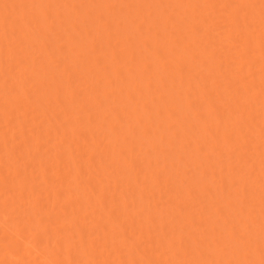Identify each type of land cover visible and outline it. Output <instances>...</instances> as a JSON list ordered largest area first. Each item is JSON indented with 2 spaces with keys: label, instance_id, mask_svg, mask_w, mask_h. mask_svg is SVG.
<instances>
[{
  "label": "bare ground",
  "instance_id": "bare-ground-1",
  "mask_svg": "<svg viewBox=\"0 0 264 264\" xmlns=\"http://www.w3.org/2000/svg\"><path fill=\"white\" fill-rule=\"evenodd\" d=\"M2 1V0H1ZM5 1L6 0H3V3L4 4H6L5 3ZM15 1V2H14ZM13 2H12V0H11V2H10V4L12 3L13 4V6H11V5H9L8 7H10L11 6V8L12 9H9L10 10V12H12V13H14V16H15V14H18V16H20L21 17V20L23 19V21L25 22L26 20V22L28 23H24L23 21V23H24V25L22 24V23H20V24H22V25H20L19 24V21H17V18L19 19V17L17 16V17H14L13 15H11V18L12 17H14V18H12V19H10V20H12V24H7V23H9V21L10 20H8V22L6 21V19H8V18H10V17H8V15H10V14H8V10H6L7 9V7H6V9L4 8L5 6L3 5V6H1L0 5V19H1V21H0V29H1V31L0 32H2L3 30V32L2 33H0V56H1V54H2V52L6 49V47L4 48V46H2V43L4 42V41H7L8 43H10L9 45H12V44H14L15 43V47L12 45L11 47H14V48H16L17 46H16V44L18 45V43L17 42H15V41H17V40H15L14 38V43H12V41H13V39H12V37H14V33H13V36L12 35H9L8 33V37L10 38L9 39V41L8 40H6V38H5V40H4V36L5 37H7L5 34L6 33H4L5 32V29L10 25V30H11V32L13 31V32H17V34L18 33H21L20 34V39H19V35H16L17 36V39H19L20 40V42L22 43V38H21V35H22V37H23V33L24 32H26V31H28L27 29L29 28L27 25H29V24H34V23H37V21H39V19H36L37 18V16H39V15H36L35 13H34V15L36 16V22L34 21V17H33V15H31L32 17H30V14L33 12V11H31V10H34L30 5L31 4H33L34 2H33V0H30V1H32L31 3H29V2H26L31 8H29V9H27L26 11H29L30 13H25L24 11V13L22 12V13H18V12H16L17 11V7H16V5L17 4H15L16 3V0H14ZM35 1V0H34ZM41 1V0H40ZM42 1H44V3H45V0H42ZM42 1H41V4H42ZM48 1V0H47ZM51 1V0H50ZM55 1V0H54ZM53 1V2H54ZM64 1H66V0H64ZM68 1H70V0H68ZM74 1V0H73ZM90 1V0H89ZM93 1V0H92ZM92 1H90V2H92ZM97 1V0H96ZM103 1H106V5H103L104 7L106 6V8H107V5H110V4H107V0H103ZM110 1V0H109ZM108 1V2H109ZM113 1V0H112ZM120 1H122V0H120ZM127 1V0H126ZM131 1V0H130ZM130 1L129 2H127L126 4H129L130 3ZM133 1V0H132ZM154 1H156V0H154ZM184 1H186L185 3H184ZM194 1V2H193ZM6 2H8V1H6ZM39 2V1H38ZM49 2V1H48ZM48 2H47V4H48ZM78 2V1H77ZM76 2V3H77ZM135 2V1H134ZM139 2H140V0H139ZM151 3L153 2L152 0L150 1ZM165 2V1H164ZM168 2V0H166V2H165V4ZM193 2V3H192ZM18 3V2H17ZM25 3V4H26ZM36 3V2H35ZM40 3V2H39ZM58 4H60L61 5V2L59 3V2H57ZM65 3H67V2H65ZM68 3H70V2H68ZM74 3V2H73ZM72 3V6H74V5H76V3H74L73 4ZM97 3H98V1H97ZM97 3H95V4H97ZM136 3V2H135ZM143 3H146V2H144L143 1ZM148 3V2H147ZM146 3V4H147ZM150 3V4H151ZM156 3H159L158 5H162L163 4V0H161L160 2H158V0H157V2ZM162 3V4H161ZM169 3H170V5H171V3H172V5H177L175 8H177V7H179L178 8V10H182V8H183V13L182 12H179L177 9H176V11H177V13H179V14H177L176 12H175V10L173 9V7H172V9L174 10V13L175 14H173V10L171 11L170 9V11H171V14H170V12L167 14V16L165 17L164 16V14H166L167 12H165L166 11V7H168V6H164L165 8V11H162V10H164V9H159L160 11H155V9L157 8L156 7V5L154 6V7H156L155 9H154V11H155V13L156 12H159L158 14H156V15H158V17H159V19H161V20H159L160 21V24H161V26L163 27V23H161L162 21L164 22V29H166V28H168V29H170V31L172 30V31H178L177 33L178 34H175L174 32L173 33H171L170 34V36H169V32H167L166 34L165 33H163L164 31L162 30V39H166V41H167V45L168 46H170V48H167V46H164L163 44H160V42L161 43H164V42H162L161 40L160 41H157V39L155 40H153L154 41V43H152V44H154V47H153V45L152 44H150V45H152V49H154V51L153 52H151V53H153V58H155V60L156 61H158L157 63H160V64H158L157 65V71L159 70V68H161V69H164L165 71L167 70V68H168V65L166 66V63L164 62V60H170V59H172L173 60V62H175V63H173L172 62V60H170L172 63H173V66H172V64H171V62H169V61H167L168 63H169V65L173 68L174 67V64H175V71L173 70V72H171V73H168V72H170V71H166L168 74H166L167 75V77H172L173 79H172V82L173 83H176L177 81H178V85L179 86H177V87H174V89H176V88H178L177 89V91L179 92V93H181V94H183V85L185 84L186 85V87L187 88H185L184 87V93L185 94H183V97H185V99L183 100V102H184V104H185V102H186V104H187V108L189 109V110H191V106H192V110H193V106H194V102L196 103V108H198V109H196L195 108V110H193L194 112H191V113H194L193 114V116L196 118V120H200V123L198 122H196L197 124H199L200 125V129H199V131L198 132H196V131H194L195 130V128H194V125L192 124H188V125H190V126H188V127H185V125H181V126H175V127H178V129H181V130H179V132L180 131H182V137H181V139H180V137L178 138V139H180L182 142H185V144L182 146V148H184L185 147V145L186 144H188L189 146L190 145H192V144H194L193 146L195 147L194 148V152H192L193 154H195V157H193V161L195 160V158L199 155V154H197L196 155V153H201V152H203L202 151V144H207V146L208 147H206V152H208L207 151V148H208V150H209V152L207 153V154H211V155H209L210 157L212 156L213 157V155H215V153H217V152H215V151H219V150H222V149H219V148H221V146L223 145H226L227 147H228V149H229V154H230V157L232 158V156H234V153L236 154V155H238L237 156V160L236 161H238V163L240 164V166H238L239 167V169H238V167H237V169H236V171H238V174H240L241 176H238L239 178H237L236 177V175H234V174H237V172L236 173H234V170H232L233 168H232V166H228L229 167V169L230 168H232L231 169V171L230 170H228L227 169V167H226V169L228 170V172L230 171L231 172V175L230 174H228V172H227V170L225 171V173H227V175H229V176H232V171H233V175H234V177L232 176V178H235V179H232V178H229L230 180H229V185L232 183H236L235 184V186H234V188L235 189H232V190H236V193H240L239 192V190H237L236 188H237V186H239L240 188H242V190L243 191H241V192H245L244 190L247 188V187H249V197L250 198H252L251 199V201L249 202L251 205H252V207H254V208H259L258 210V212H259V214H260V216L261 217H259L258 216V218H257V216H256V219H257V221H256V219H255V225L254 224H252V225H254L253 227H256V224H258L257 222H260V224H258L261 228H257V229H264V135L262 134V132L264 133V0H169ZM175 3V4H174ZM9 4V3H8ZM15 4V5H14ZM47 4H44V6L46 5V7L48 6ZM50 4V3H49ZM56 4V3H55ZM62 4H64V2L62 3ZM71 4V3H70ZM99 4V3H98ZM155 4V3H154ZM7 5V4H6ZM21 5V4H20ZM51 5V4H50ZM68 5V4H67ZM93 5H94V3H93ZM114 4L112 3L111 4V6H113ZM130 5L132 6V5H135V4H131L130 3ZM129 5V6H130ZM19 6V5H18ZM27 6V5H26ZM33 6V5H32ZM77 6V5H76ZM76 6H74L75 8H76ZM86 6V5H85ZM90 6H92V5H90ZM100 6H102V4L100 5ZM103 6L101 7V8H103ZM128 6V7H129ZM139 6L141 7L140 8V10H139ZM139 6H138V14H139V12L140 11H143V7H144V4H139ZM147 6V5H146ZM3 7V8H2ZM94 7V6H93ZM108 7H110V6H108ZM114 7H116V5L114 6ZM113 7V8H114ZM119 7V6H118ZM123 7V6H122ZM127 7V6H126ZM134 7V6H133ZM137 7V6H136ZM149 7H151L150 5H149ZM170 7V6H169ZM170 7V8H171ZM63 8V7H62ZM72 8V7H71ZM70 8V9H71ZM78 9H79V7H77ZM95 8H96V6H95ZM95 8H94V10H95ZM111 8V7H110ZM120 8V7H119ZM132 8V7H131ZM130 8V9H131ZM152 8V7H151ZM20 9V8H19ZM23 9H26V8H23ZM46 9V8H45ZM47 9H49V6L47 7ZM46 9V10H47ZM73 9V8H72ZM71 9V11H73ZM77 9V10H78ZM88 9H90V8H88L87 7V11H88ZM98 9V8H97ZM104 9V8H103ZM126 9V8H125ZM6 10V11H5ZM42 10V9H41ZM40 10V11H41ZM46 10H44L43 9V11H44V13L46 12H49V11H46ZM57 10V9H56ZM62 10V9H61ZM65 10V9H64ZM69 10V9H68ZM105 10H107V9H105ZM109 10V9H108ZM108 10H107V12H108ZM113 10V9H112ZM117 10V9H116ZM115 10V11H116ZM132 10V9H131ZM145 10V9H144ZM149 10V9H148ZM147 10V12L148 13H150V12H152L150 15H152V14H154L153 13V11L151 10V11H148ZM38 11V10H37ZM52 11H53V9H52ZM82 11V10H81ZM86 11V12H87ZM118 11V10H117ZM116 11V12H117ZM125 11V10H124ZM129 11V10H128ZM128 11L126 12V13H128ZM135 11V10H134ZM21 12V11H20ZM58 12V11H57ZM57 12H55L56 13V15H57ZM61 12V11H60ZM78 12V11H77ZM79 12H80V10H79ZM85 12V13H86ZM131 12V11H130ZM129 12V13H130ZM137 12V11H136ZM146 12V13H147ZM11 13V14H12ZM45 13V14H46ZM54 13V14H55ZM71 13V12H70ZM92 13V11H90V12H88V14L90 15ZM97 13V12H96ZM114 13V12H113ZM112 13V11H111V13H109V15L110 14H113ZM121 13V12H120ZM125 13V14H126ZM131 13H134V12H131ZM181 13V14H180ZM29 14V15H28ZM33 14V13H32ZM37 14H39V13H37ZM45 14H43L44 16H46ZM51 14H53V13H51ZM61 14V13H60ZM59 14V15H60ZM79 14H81V13H79ZM78 14V15H79ZM87 14V13H86ZM103 14H105V13H103ZM102 13H101V15H102V17L104 16ZM108 14V13H107ZM119 14V13H118ZM118 14H117V16H118ZM122 14H123V10H122ZM182 15L181 17H183V16H185L186 15V17H183L182 18V20H179V22L181 21V23H186V21H189L188 23V26H187V28L188 29H190L191 31H189L188 29V31H189V33L185 30L184 31V33L183 32H179L180 31V29L183 31L184 29L183 28H179V26L177 25V23L176 22H172L171 20L173 19V17H174V19H175V16L177 17V15ZM41 15V14H40ZM63 15V14H62ZM74 15L76 16V12H75V10H74ZM73 15V16H74ZM98 16H99V13L97 14ZM136 15V14H135ZM134 15V16H135ZM141 15H143V13L141 14ZM149 15V14H148ZM175 15V16H174ZM81 16H83V15H81ZM107 16V15H106ZM105 16V17H106ZM114 16V15H113ZM112 16V17H113ZM124 16H126V15H124ZM123 16V17H124ZM130 16V15H129ZM144 16V15H143ZM27 17V18H26ZM59 17V16H58ZM89 17V16H88ZM97 17V16H96ZM96 17H93V18H95L94 19V21L96 20ZM110 17V16H109ZM131 17V16H130ZM136 17V16H135ZM145 17V16H144ZM152 17H153V19H152ZM40 18V17H39ZM42 18V17H41ZM46 18H48V17H46ZM74 18H76V17H74ZM83 18V17H82ZM104 18V17H103ZM108 18V17H107ZM114 18V17H113ZM119 18H121V17H119ZM118 18V19H119ZM71 19V18H70ZM79 19V18H78ZM88 19V18H87ZM98 19H100L99 17H97V20ZM105 19V18H104ZM126 19V18H125ZM146 19H148L147 18V15H146ZM145 19V21H146V23H148L147 22V20ZM152 19V21L153 20H156V19H154V15H152L151 17H150V20ZM20 20V19H19ZM46 20H48V19H46ZM61 20V19H60ZM65 20V19H64ZM64 20H62V21H64ZM112 20H115V19H112ZM121 20H123V19H121ZM134 21V19L132 18L131 19V21ZM176 20V19H175ZM175 20H173V21H175ZM71 21V20H70ZM78 21V20H77ZM83 21V20H82ZM93 21V20H92ZM94 21L92 22V23H90V24H93L94 23ZM111 21V20H110ZM129 21V20H128ZM137 21H138V19H137ZM141 21H143V17L141 18V20L140 21H138V23L139 22H141ZM7 22V23H6ZM45 22H47V23H49V27H48V29L49 28H51V24H50V22H48V21H45ZM74 22H75V19H74ZM73 22V23H74ZM87 22V21H86ZM96 22V21H95ZM102 22V21H101ZM118 22H120V21H118ZM117 22V23H118ZM135 22V21H134ZM52 23V22H51ZM65 23V22H64ZM68 23V22H67ZM71 23V22H70ZM71 24V25H73V26H71L73 29L75 28L76 29V27L78 26L79 27V25H77L76 26V22H75V25L74 24ZM84 23V22H83ZM99 23V22H98ZM97 23V24H98ZM103 23H106V21H103ZM103 23L101 24V26L103 25ZM116 23V22H115ZM115 23H112L113 25L115 24ZM136 23V22H135ZM151 25H152V28L153 27H155V26H153V24L155 25L156 23H157V20H156V22L154 21V23L153 22H149ZM26 24V25H25ZM39 24V23H38ZM59 24V23H58ZM61 24H63L62 22H61ZM96 24V25H97ZM112 24H110V25H112ZM134 24V23H133ZM141 24H143L144 25V23L142 22V23H140V24H137L138 25V27H139V25L141 26V28H143L142 27V25ZM150 24L149 25H144L145 27L144 28H150L151 29V26H150ZM158 24H159V22H158ZM180 24V23H179ZM8 25V26H7ZM18 25H20L19 27H18ZM41 25V24H40ZM46 25V24H45ZM44 25V26H45ZM54 24H52V26H53ZM99 25V24H98ZM98 25H97V27H96V30H100V29H98ZM112 25V27L114 28V30L116 29L115 28V26H113ZM118 25V24H117ZM119 25H121L120 23H119ZM127 25V24H126ZM125 25V26H126ZM181 25V24H180ZM25 26H27L28 28H26ZM60 26V25H59ZM90 26V25H89ZM100 26V27H101ZM104 26V25H103ZM122 26V25H121ZM132 26V25H131ZM135 26V25H134ZM31 27V26H30ZM42 27V26H41ZM54 27V26H53ZM63 27H64V25H63ZM69 27V26H68ZM95 27V26H94ZM99 27V28H100ZM135 27H137V26H135ZM134 27V28H135ZM158 27V26H157ZM156 27V28H157ZM160 27V26H159ZM182 27V26H181ZM184 27V26H183ZM20 28V29H19ZM31 28H34L33 26L31 27ZM40 28V27H39ZM65 28V27H64ZM84 28V27H83ZM87 28V27H86ZM89 28V27H88ZM90 28H92V27H90ZM104 27H102V29H103ZM107 28V27H106ZM120 28V27H119ZM133 28V29H134ZM140 28V29H141ZM8 28L6 29V30H8V32L10 31ZM30 29V28H29ZM44 29V28H43ZM51 29H54V28H51ZM60 29V28H59ZM58 29V30H59ZM71 29V28H70ZM82 29V28H81ZM93 29V28H92ZM126 29H127V27H126ZM126 29H123L124 30V32H123V35L120 33L119 35H120V37H122V38H120V39H117V41H116V38L115 37H113V35H114V33H113V35H112V33L111 34H108L109 32L107 31V29L105 30L106 31V33L108 34H106L105 36H108V38H109V41H107V39H106V41H107V45H109V44H111L112 45V43L110 42V40H111V38L110 37H112V38H115V41L116 42H118L120 45H122V46H124V45H127V43L125 44V43H122V42H125L126 41V39L129 41L131 38H129L130 36V34L128 35V32H126L127 30ZM128 29H130V28H128ZM136 29V28H135ZM135 29H134V31H135ZM159 29V28H158ZM35 30H36V28H35ZM37 30H38V28H37ZM39 30H41V29H39ZM47 30V29H46ZM77 30V29H76ZM86 30V29H85ZM85 30H83L84 31V33L86 32ZM95 30V29H94ZM109 30V29H108ZM119 30V29H118ZM121 30H122V28H121ZM136 30H138V28L136 29ZM142 30V29H141ZM146 30V29H145ZM148 30V29H147ZM146 30V31H147ZM155 30H157V29H155ZM19 31V32H18ZM32 31H34V30H32ZM45 31V30H44ZM43 31V32H44ZM48 31H50V29L48 30ZM73 31H75V30H72V35H73ZM80 31V30H79ZM83 31H81V32H83ZM140 31V30H139ZM146 31H144L145 33V39L148 37L146 34ZM161 31V30H160ZM51 32V31H50ZM58 32V31H57ZM68 32H70V31H68ZM80 32V33H81ZM141 32V31H140ZM143 32V31H142ZM141 32V33H142ZM148 33H149V31H147ZM152 32H153V29H152ZM158 32V30L155 32H153V34L155 33H157ZM187 32V33H186ZM28 33V35H29V33H30V31H28L27 32ZM27 33H25L24 34V38H23V40H25V37H27V36H25ZM32 33V32H31ZM35 33V32H34ZM77 33V32H76ZM92 31H90L89 29H87V32H86V35H88V37L86 36V38L88 39V38H93L94 37V35L92 36V37H90L91 35H92ZM97 33H100V31L98 32H96V35H97ZM102 33V32H101ZM159 33V32H158ZM156 34L155 36L156 37H158V35H161V33L160 34ZM37 34V33H36ZM41 34H42V32H41ZM45 35L46 34H48L49 35V32L48 33H44ZM70 34V33H69ZM68 34V35H69ZM83 34V33H82ZM105 34V33H104ZM134 34V33H133ZM139 34V33H138ZM173 34H175V35H177L178 37H177V39H176V37L173 35ZM31 35V34H30ZM37 35H39V34H37ZM71 35V34H70ZM74 35H75V33H74ZM78 35V34H77ZM122 35V36H121ZM131 35H132V33H131ZM137 34H134V36H136ZM152 35V34H151ZM183 35V36H182ZM42 36V35H41ZM63 36V35H62ZM61 36V37H62ZM76 36V35H75ZM74 36V37H75ZM98 36H99V34H98ZM115 36V35H114ZM117 36H118V34H117ZM133 36V37H134ZM139 36V38L141 39V36L140 35H138ZM144 36H143V38H144ZM147 36V37H146ZM173 36H174V38H173ZM183 37V38H181L180 40L178 39L179 37ZM29 37V36H28ZM48 37V36H47ZM57 37V36H56ZM59 37H60V32H59ZM66 37V36H65ZM74 37H72V38H74ZM96 37L97 36H95V38L93 39V40H90V39H88V40H90V42H91V44H92V47H95V44L98 42H96ZM100 37H101V35H100ZM151 37H153V36H151ZM30 38V37H29ZM34 38H35V36H34ZM44 38V37H43ZM67 38H68V36H67ZM70 38H71V36H70ZM72 38H71V40H72ZM76 38V37H75ZM79 38V37H78ZM78 38H76L77 40H78ZM106 37H104L103 39H105ZM123 38H126L125 40H123ZM137 38V37H136ZM142 38V40H138V41H143L144 39ZM148 38H150V37H148ZM147 38V41H143L142 42V45H143V43H144V45H145V47L144 46H142V48L144 47V48H146V47H148L149 48V46L150 45H148L149 43H151V42H149V41H151V40H149ZM159 38V37H158ZM8 39V38H7ZM12 39V41H10ZM61 39V38H60ZM60 39H58L57 38V40H59V41H61ZM86 39V40H87ZM135 39V38H134ZM151 39V38H150ZM161 39V38H160ZM174 39V40H173ZM18 40V41H19ZM28 41L30 40V39H27ZM32 40V39H31ZM35 40V39H34ZM48 40V39H47ZM51 40V39H50ZM63 40V39H62ZM70 40V39H69ZM68 39H67V41H69ZM77 40H76V44H77ZM101 40V39H100ZM136 40V39H135ZM188 40V41H187ZM39 41V40H38ZM54 41V40H53ZM64 41V40H63ZM66 41V40H65ZM82 41V40H81ZM104 41V40H103ZM105 41V42H106ZM130 41H132V40H130ZM156 41V42H155ZM165 41V42H166ZM187 41V42H186ZM6 42V43H7ZM19 42V43H20ZM27 42V41H26ZM62 42V41H61ZM72 43H73V41H71ZM96 42V43H95ZM187 43L186 45H182V44H184V43ZM29 43V42H28ZM39 43H40V41H39ZM43 43H45V42H43ZM42 43V44H43ZM47 43V42H46ZM81 43V42H80ZM82 43H83V41H82ZM87 43V42H86ZM100 43V42H99ZM99 43H97V44H99ZM140 43V42H139ZM138 43V44H139ZM182 43V44H181ZM24 44V43H23ZM37 44V43H36ZM49 43H47V45H48ZM70 44V43H69ZM75 44V45H76ZM101 44H103V43H100V45ZM124 44V45H123ZM130 44H132V43H130ZM165 44V45H166ZM181 45V49H180V45ZM4 45H5V43H4ZM31 45V44H30ZM41 47L43 46V45H41V44H39ZM39 45H37L38 47H39ZM62 45V44H61ZM63 45L65 46L66 44L65 43H63ZM73 45H74V43H73ZM88 45V46H87ZM87 45H85V46H87V48L89 47V44H87ZM98 46V47H100L101 48V46ZM113 45H115V43L113 42ZM137 45V44H136ZM136 45H135V48H136ZM148 45V46H147ZM172 45H174L175 47H171ZM6 46V45H5ZM24 46V45H23ZM66 46H68V45H66ZM79 46H80V44H79ZM105 46V45H104ZM128 46V45H127ZM138 46V45H137ZM163 46V47H162ZM10 47V46H9ZM11 47L9 48V49H7V50H5V53H4V55H8V54H6V52L9 50V55L8 56H12V54H16L17 55V53L16 52H14V51H12V53H11ZM19 47V46H18ZM28 47V46H27ZM45 47V46H44ZM47 47H49V46H47ZM50 47H51V44H50ZM81 47V46H80ZM80 47L78 48V47H71L70 49L71 50H73V48H74V51H75V49L76 48H78V49H80ZM111 47V46H110ZM138 47H140V45L138 46ZM151 47V46H150ZM179 47V48H178ZM191 47L193 48L192 50H191ZM3 48V49H2ZM22 47L20 46V49H21ZM43 48V47H42ZM57 48V47H56ZM67 48V47H66ZM82 48V47H81ZM86 48V49H87ZM89 48H91V47H89ZM88 48V49H89ZM96 48V47H95ZM105 48H107V46L105 47ZM125 48H127V47H125ZM159 48H160V50L162 51V54H160V52L158 51L159 50ZM178 48V50H177V52H176V49ZM13 49V48H12ZM17 49V48H16ZM19 49V48H18ZM23 49V48H22ZM27 48H25V50H26ZM31 49V48H30ZM34 49V48H33ZM35 49L37 50V48L35 47ZM45 49V50H44ZM43 50L44 51H46V47L44 48ZM115 49V48H114ZM151 49V48H150ZM227 49H229V51L227 50ZM3 50V51H2ZM25 50H23L22 52H26ZM58 50V49H57ZM70 50V51H71ZM82 50H84V49H82ZM95 50V49H94ZM105 50V49H104ZM112 50V49H111ZM122 50H126V49H122ZM130 50V51H129ZM128 51L131 53H133L134 51L133 50H131V49H129ZM146 50H147V48H146ZM224 50H226V51H224ZM19 51V50H18ZM33 51V50H32ZM66 51V50H65ZM67 51H69V50H67ZM78 51H80V50H78ZM87 52L88 51H90V50H86ZM101 51V50H100ZM106 51H108L107 49H106ZM105 51V52H106ZM117 51H119V49L117 48ZM127 51V50H126ZM136 51V50H135ZM21 52V53H22ZM28 52H29V50H28ZM37 52V51H36ZM40 51H38V53H39ZM47 52V51H46ZM62 52V51H61ZM98 52H99V50H98ZM102 52V51H101ZM139 52V51H138ZM148 52H149V50H148ZM149 52V53H150ZM229 52V53H228ZM20 53V52H19ZM30 53V55H32L31 54V52H29ZM34 53H35V51H34ZM42 53V52H41ZM38 54V55H42V54ZM80 53V52H79ZM79 53H77L78 55H79ZM90 53H92V51L90 52ZM109 53V52H108ZM123 53V52H122ZM135 53V52H134ZM145 54H146V52H144ZM143 53V54H144ZM148 53V54H149ZM224 53H226L225 55H224ZM37 54V53H36ZM48 54V53H47ZM58 54V53H57ZM82 54H83V56H84V52L83 53H81V57H83L82 56ZM89 54V53H88ZM110 54H111V51H110ZM116 54L117 53H115V51H112V54H111V56H112V59H114L115 58V56H116ZM119 54V53H118ZM140 54H141V52H140ZM175 54V56H173ZM37 55V56H38ZM51 55H52V53H51ZM54 55V54H53ZM68 55H70L69 53H68ZM85 55H86V53H85ZM92 55V54H91ZM90 55V56H91ZM101 55H103L102 53H101ZM105 55V54H104ZM109 55V54H108ZM119 55H121V54H119ZM124 55V53L121 55V56H123ZM128 55V54H127ZM126 55V52H125V57L127 56ZM131 55V54H130ZM147 55V54H146ZM22 57L24 56L25 57V54L24 55H21ZM33 56H34V54H33ZM35 57V58H38V57ZM48 56V55H47ZM50 56V55H49ZM49 56H48V59H49ZM72 57H74L73 56V54L71 55ZM87 56V55H86ZM90 56H87L88 57V59H90ZM97 55H95V57L94 56H92V57H94L95 59H93L92 58V61L93 60H95V62L97 61V62H99V60L100 59H103V57L102 56H97ZM118 56V55H117ZM129 56V55H128ZM132 56H134V55H132ZM132 56H129V57H131L132 58ZM139 57H140V55H138ZM145 56V55H144ZM222 56V57H221ZM2 57H3V55H2ZM5 57H7V56H5ZM5 57H4V62H7V61H5L7 58L9 59V62H12L14 59H15V57L17 58V56H13V57H7L6 59H5ZM19 57H20V55H19ZM17 58V62H20V65H19V63H18V66H17V62H12V63H14V66H15V64H16V66L15 67H13V68H16V70H17V72L16 71H14L13 73L15 74V76L16 77H14V78H12L10 75L12 74V73H10V71H12V70H15V69H11L10 71H9V73H10V77L13 79V81H11V83L13 82V85L11 86V85H9V86H11V89H10V91H12V89H14V91H13V93L14 92H17V90L20 92V93H23V94H25V95H27L26 94V92H23L22 90V92L19 90V89H17L18 87H20L21 86V82H22V80L20 81L19 80V76L20 75H17V74H19L20 73V71H21V69H22V67H20V68H18L19 66H22V64L23 63H21L22 61H24V59L23 60H21L20 58ZM26 57H28V55L26 56ZM25 57V58H26ZM31 57V56H30ZM29 57V58H30ZM33 57V58H34ZM43 57V59H44V55L42 56ZM51 57V56H50ZM65 57H66V55H65ZM77 57V56H76ZM120 57V56H119ZM138 57V58H139ZM141 57H143V55L141 56ZM146 57V56H145ZM148 57V56H147ZM149 57H150V55H149ZM12 58V60H10ZM33 58H30V59H32V61H33V64H34V61L36 60V59H34L33 60ZM39 58H40V56H39ZM135 59H136V57H134ZM144 58V57H143ZM143 58L141 59V61L143 60ZM170 58V59H169ZM221 59V63H220V60L219 59ZM223 58H225V59H227V60H222ZM7 59V60H8ZM19 59L21 60V61H19ZM42 59V60H43ZM55 60L57 59L56 57L54 58ZM59 59V58H58ZM57 59V60H58ZM68 59V58H67ZM66 59V60H67ZM86 59V58H85ZM85 59H83V60H85ZM110 59H111V57H110ZM121 59H123V57L121 58ZM120 59V60H121ZM134 59V60H135ZM145 59V58H144ZM152 59V58H151ZM150 59V60H151ZM1 60L2 59H0V62H1ZM46 60H47V57H46ZM50 60H53V59H50ZM61 60V59H60ZM71 60H72V58H71ZM75 61H76V59H74ZM74 60H72L73 62H74ZM105 61H106V59H104ZM104 60H102V62L104 61ZM115 60V59H114ZM114 60H112V61H114ZM119 60V59H118ZM127 60V59H126ZM126 60H123V61H126ZM130 60H132V59H130L129 58V62H133V61H130ZM137 60V59H136ZM148 60H149V58H148ZM154 60V59H153ZM152 60V61H153ZM26 61L28 62V59L26 58ZM30 61V60H29ZM36 61H38V60H36ZM48 61V60H47ZM63 61V60H62ZM78 61H79V63H80V60H79V58H78ZM101 61V60H100ZM104 61V62H105ZM108 61H110L109 60V58H108ZM138 61V63H143L144 64V62H140L139 60H137ZM156 61H153V63H156ZM219 61V62H218ZM226 63L227 62V64L230 66V64H231V62H229V61H232V64H233V62L235 63V67L233 66V68H235V69H233V70H231L229 67V69L228 68H226L225 67V65H227V64H224V62ZM3 62V63H4ZM8 62V63H9ZM27 62H24V63H26L27 64ZM31 62V61H30ZM42 62V61H41ZM81 62H82V60H81ZM88 62H91V61H89L88 60ZM87 62V64H89ZM116 62V61H115ZM115 62H114V66H115ZM127 62V61H126ZM128 62V63H129ZM136 62V61H135ZM148 62V61H147ZM222 62H223V64H222ZM229 62V63H228ZM3 63H0V67H2V64ZM8 63H5L6 65H8V66H11V65H9ZM47 63V62H46ZM45 63V64H46ZM49 63L51 64V61H49ZM48 63V64H49ZM52 63H54V62H52ZM57 63V62H56ZM72 63V62H71ZM84 63V62H83ZM93 63H94V61H93ZM101 63V62H100ZM106 63H108V62H106ZM119 63V62H118ZM117 63V64H118ZM122 63V65H123V62H121ZM121 63L119 64V65H121ZM150 63H152V62H149L148 63V65H149V67H150ZM152 63V64H153ZM167 63V64H168ZM29 64V63H28ZM32 64V63H31ZM50 64H49V66H50ZM87 64H85V65H87ZM98 64L99 63H96V64H93L92 66H93V68L95 67L96 69H98L97 71H99V72H102V70H100L99 68V66H98ZM104 64V63H103ZM116 64V65H117ZM124 64H126V63H124ZM130 64V63H129ZM128 64V65H129ZM132 64V63H131ZM129 65L128 67H129V69H132L131 68V66L133 67H136L135 66V64H133V65ZM145 64H147V63H145ZM144 64V66H145V70H147L146 68H147V65H145ZM196 64L199 66L200 65V67L203 69H199L198 70V68H196L197 66H196ZM220 64H222V65H220ZM37 65V64H36ZM44 65V64H43ZM43 65H42V67H43ZM56 64H54L53 66L54 67H56V68H58L57 66H59V63L57 64V66H55ZM68 64H66L65 66H67ZM71 65V64H70ZM69 65V66H70ZM84 65V64H83ZM100 65H102V64H100ZM108 65V64H107ZM107 65H105L104 64V68L105 67H107ZM110 65V64H109ZM119 65H118V67H119ZM137 65V64H136ZM161 65V66H160ZM181 65L184 67L185 65H188V66H185V68L183 69L182 67H181ZM224 65V66H223ZM227 65V66H228ZM4 66V65H3ZM13 66V65H12ZM34 66H35V64H34ZM52 66V67H53ZM60 66H62V65H60ZM74 66V65H73ZM73 66H71V68L70 69H72L74 72L77 70V68L74 70L72 67ZM79 66V65H78ZM77 66V67H78ZM80 66H81V64H80ZM80 66H79V68H80ZM89 66H91V64H89ZM101 66V68H103ZM124 66V65H123ZM140 66V65H139ZM152 67H151V69L152 68H154V66L153 65H151ZM156 66V65H155ZM191 66V67H190ZM212 66H216L215 67V70L217 71V72H219V74H220V72L221 71H223V70H225L223 67H225L226 68V71H224V73H222V76H221V74L219 75L218 73V76L220 77L221 76V78H222V83H221V80L220 79H216L215 77V80L217 81L216 83L213 81V76H217V75H215V73H212V72H216V71H213L212 69H214V67H212ZM220 66H222V68H220ZM5 67V68H4ZM3 68V70H2V68H0V80L2 81L3 80V78L5 77V72L4 71H7L9 68H11V67H8V69H6L7 67L6 66H4ZM25 66H24V64H23V68H24ZM27 67H29V65H27L24 69H26ZM37 67V66H36ZM44 67H48V66H44ZM68 67V66H67ZM74 67H76V65L74 66ZM87 67V66H86ZM99 67V68H98ZM109 67V66H108ZM110 67H112L113 68V66H110ZM116 67V66H115ZM117 67V68H118ZM167 67V68H166ZM189 67H190V69H189ZM207 69H205V68ZM56 68H54V69H56ZM61 68V67H60ZM122 68V67H121ZM166 68V69H165ZM170 68V67H169ZM191 68H193V70L192 71H190L191 70ZM6 69V70H5ZM18 69H19V71H18ZM30 69V68H29ZM32 69H33V66H32ZM31 69V70H32ZM44 69V68H43ZM49 69V68H48ZM48 69H46V70H48ZM62 69H63V67H62ZM62 69H61V72H62ZM83 69V68H82ZM95 69V70H96ZM107 69H109V68H106V70ZM127 69V68H126ZM125 69V71H124V68H122V71H123V74L122 75H125V73L124 72H126V71H129V70H126ZM135 69H137L138 70V68H134V69H132V70H134L135 72H136V74H137V76L138 77H140L139 75H140V73H139V75H138V73H137V71L135 70ZM171 69V68H170ZM189 71V72H187V70ZM222 69V70H221ZM27 70V69H26ZM22 71V73H21V75L23 76V72H25V73H28L27 71ZM36 70V69H35ZM40 70V69H39ZM38 70V71H39ZM56 70H58V69H56ZM72 70H70V72L72 71ZM90 70L92 71V68L90 67ZM89 70V71H90ZM106 70H104L103 69V71H105L106 72ZM114 69H112V72H114L113 71ZM145 72V70H144V67H143V69H141V73L143 72V71ZM169 70V69H168ZM172 70V69H171ZM185 70V71H184ZM29 71V70H28ZM34 70H32V72H33ZM43 71V70H42ZM65 70H63V72H64ZM68 71V69L64 72V74L65 73H69V72H67ZM85 71V70H84ZM88 71V70H87ZM90 71V72H91ZM96 71V72H97ZM108 71V70H107ZM116 71H117V69H116ZM118 71H121V69L120 70H118ZM117 71V72H118ZM139 71H140V69H139ZM157 71H156V69L154 70V73H153V69H152V72H151V75L153 74V75H155L156 73H157ZM160 71H163V70H160ZM165 71H164V73H165ZM204 71H206V72H204ZM32 72L31 73H28L27 75H31V78L33 77L32 76ZM40 72V71H39ZM49 73H53V72H50V70L48 71ZM58 72V71H57ZM63 72L61 73V74H63ZM73 72V73H74ZM81 72V71H80ZM111 72V71H110ZM110 72H107L108 74L110 73ZM116 72V73H117ZM131 72H133V71H131ZM150 72V71H149ZM156 72V73H155ZM185 72H187V74H185ZM7 73H8V71H7ZM7 73H6V75H7ZM34 73V72H33ZM44 73H45V70H44ZM49 73L47 74V73H45V74H47V75H49ZM72 73V74H73ZM76 74H74V76L75 75H77V74H79V72H75ZM106 73V74H107ZM115 73V72H114ZM114 73H113V75H114ZM121 73V72H120ZM127 73H129V72H127ZM126 73V74H127ZM147 73H148V71H147ZM147 73H146V75H147ZM14 74H12V75H14ZM39 74V73H38ZM40 74H41V72H40ZM45 74H43V72H42V80L40 79L41 78V76H40V85H36V87L37 86H40L39 88H37V90H36V92L35 93H37V94H35V95H38L39 96V98H38V96H37V98L38 99H40V97H45L46 98V107H47V105L48 104H50V103H48L47 104V101L49 102V101H51L52 100V98H54V101H55V103H58V102H60L59 100H61V102L63 101V97L62 98H60L59 96H60V91L62 90V91H65V92H67V93H65L64 92V95L65 96H70L72 99H73V97H74V91H70L71 89L72 90H75V91H77V90H79L78 88H75V87H77L78 85H76V86H73L75 89H73L71 86L72 85H70L71 83H69V82H66V79L68 80V78L66 77V79L65 78H62V80L63 79H65V81H62V82H66L67 84H68V87L67 88H64V90L61 88V85H60V83H57L56 81H57V77L59 76H54V74L52 75V74H50L49 75V77H50V80H48V81H50V82H53V83H55L56 85L54 86H50V88H49V90L48 89H45V88H43V86H45L46 84V82H47V76L45 77ZM58 74H60V73H58ZM82 74V73H81ZM84 74V73H83ZM90 74V73H89ZM88 74V75H89ZM92 74V73H91ZM104 74V72L102 73V75ZM132 74V73H131ZM150 74V73H149ZM210 74H212V79H211V77H210ZM226 74V75H225ZM4 75V76H3ZM26 75V74H25ZM56 75V74H55ZM99 75V74H98ZM98 75H96V77H98ZM102 75H100V77L102 78ZM117 75V74H116ZM119 75V74H118ZM118 75L117 76H115L114 75V78L116 77V81L118 80V78L119 79H121V80H119L121 83H124V79H122V78H120V77H118ZM144 75H145V73H144ZM159 75H161V74H159ZM168 75H171V76H168ZM259 75V76H258ZM37 76V75H36ZM44 76V77H43ZM64 76V75H63ZM62 75H60L59 77H63ZM67 76V75H66ZM84 76V75H83ZM83 76L81 75V77H80V74L78 75V77H80L81 79H83ZM91 76V75H90ZM126 76H128V75H125L124 77H125V79L127 78V79H129L128 77H130V76H128V77H126ZM143 76V75H142ZM9 77V78H10ZM26 77H28V76H26ZM30 77V76H29ZM28 77V78H29ZM72 76H70V78H71ZM76 77V76H75ZM78 77L77 78H74V79H78ZM99 77V78H100ZM123 77V78H124ZM146 78L148 77V76H145ZM154 77H156V76H154ZM162 76H160V78H161ZM164 77H165V75H164ZM188 77H191V78H189V80H188ZM219 77H217V78H219ZM5 78H7V77H5ZM44 78H46L45 80H46V82L44 81ZM70 78H69V80H70ZM92 78V77H91ZM93 78H95V77H93ZM105 78V77H104ZM106 78H107V76H106ZM108 78H110V76L108 77ZM113 78V77H112ZM111 78V79H112ZM131 78V77H130ZM136 78V77H135ZM146 78L145 79H143V77H141V79H143V80H146ZM149 78V77H148ZM159 78V77H158ZM159 78V79H160ZM11 79V80H12ZM20 79H22V77L20 76ZM24 80H25V78H23ZM37 79H38V77H37ZM96 79V78H95ZM111 79H110V82H111ZM150 80H151V78H149ZM153 79V78H152ZM186 79L188 80V84H187V82H185L186 81ZM30 80V79H29ZM33 80H34V77H33ZM84 80V79H83ZM91 80V79H90ZM102 80H104L103 78H102ZM109 80V79H108ZM137 80V79H136ZM140 80V79H139ZM158 80V79H157ZM169 80V79H168ZM7 81V80H6ZM26 81H27V79H26ZM31 82H33L32 80H30ZM29 81V83L28 84H30L31 82ZM59 81V80H58ZM81 81V80H80ZM80 81H79V83H80ZM86 81V80H85ZM133 81V80H132ZM131 81V82H132ZM152 81V80H151ZM151 81H150V83L146 80V83L148 82V84H147V88L149 89V88H151V87H153V85H155V83L154 84H152L153 82H155V81H153L152 83H151ZM166 81V80H165ZM227 81V83H225V86H224V83L223 82H226ZM73 82H74V80H73ZM89 82V81H88ZM91 82V81H90ZM90 82H89V84H90ZM96 82L98 83V80H96ZM100 82V81H99ZM102 82H106L107 83V81H102ZM109 82V81H108ZM113 82V81H112ZM126 82H128V81H126ZM125 82V83H126ZM130 82V81H129ZM130 82V83H131ZM137 82V83H136ZM142 82V81H141ZM170 82V81H169ZM171 82V83H172ZM232 82H234L233 84H231ZM26 83V82H25ZM24 83V84H25ZM48 83V82H47ZM53 83H49V84H53ZM78 83V84H79ZM84 83V82H83ZM83 83H80L81 85H84ZM114 86L116 87V84L118 85L119 83L117 82L116 84H115V80H114ZM124 83V84H125ZM133 83H136V84H133L134 85V87H135V90H139V94H138V91H137V100L139 99V97L140 96H144V97H146L147 95H146V93H144L143 92V89L145 90V87L143 86V89H142V85L140 86V81L138 82V80L137 81H134ZM142 83H144V82H142ZM146 83H145V85H146ZM3 84L5 85V79L2 81V84L0 83V90L1 89H3V90H1V91H4L5 92V89H4V87L5 86H3ZM24 84H22V86L24 85ZM34 84V86H35V83H33ZM36 84H37V82H36ZM63 84H65V83H63ZM62 84V85H63ZM75 84V83H74ZM79 84V85H80ZM156 84H157V82H156ZM176 84V85H177ZM80 85V86H81ZM88 84H86L84 87H80V91L82 90L81 88H83V90L84 89H86ZM95 85V84H94ZM93 85V86H94ZM99 85V84H98ZM97 85V86H98ZM133 85H132V87H130V88H133ZM158 85V84H157ZM157 85H155V87H157ZM165 85V84H164ZM166 85H169V84H166ZM173 86L175 85V84H172ZM184 85V86H185ZM9 86H7V87H9ZM20 87L21 89H24V86L23 87ZM28 86H30V85H28ZM32 86V85H31ZM65 86V85H64ZM67 86V85H66ZM93 86H92V90L94 91V89H93ZM103 86H104V84H103ZM109 86V85H108ZM111 86V85H110ZM113 86V87H114ZM129 86H131V84L129 85ZM159 86H161V85H159ZM170 86H171V84H170ZM173 86H172V88H173ZM238 86V87H237ZM49 87V86H48ZM79 87V86H78ZM86 87V88H85ZM104 87H106V86H104ZM120 87V84L118 85V88ZM122 87H123V85H122ZM127 88H129L128 86H126ZM155 87H153V91H151L152 92V94H154L155 93V90H158V88H155ZM162 87V86H161ZM235 87H237V88H235ZM16 88V89H15ZM27 88V87H26ZM30 88V87H29ZM96 88V87H95ZM101 88V87H100ZM112 88V87H111ZM163 88V87H162ZM8 89V88H7ZM32 89H35V88H33V86H32ZM31 88H30V90L33 92V90H32ZM88 89V88H87ZM98 89V88H97ZM97 89H95V90H97ZM103 89V88H102ZM113 89V88H112ZM112 89H110L109 90V92H111V90ZM116 89V88H115ZM114 89V90H115ZM120 89V88H119ZM124 89V88H123ZM155 89V90H154ZM169 89H170V87H169ZM168 89V90H169ZM173 89V91L175 92L176 90H174ZM186 89V90H185ZM209 89V90H208ZM233 90L232 92L234 93V95H233V93H231V91L230 90ZM9 90V89H8ZM28 91H29V89H27ZM88 90H90V88L88 89ZM85 91V92H90V91ZM91 90V91H92ZM105 90V88L102 90V91H104ZM114 90H112V92L114 93L115 91ZM127 90H129L128 92H127ZM126 90V92L128 93H124L125 95H126V97L128 98V99H126L125 97H124V99H126V100H124L123 101V98H122V100L121 99H118V98H116V96H118L116 93H117V91L115 92V96L114 95H111V97L113 96V98H114V100H113V104L112 105H115V104H119V106H121L120 105V101H119V103L117 102V103H115L116 101H118V100H121V101H123L122 103H123V109L127 106L126 104H125V101H126V103H128V101L129 102H132V94L134 95V93L135 92H133L132 93V91H135V90H132V91H130V89H127ZM163 90V89H162ZM167 90V89H166ZM166 90H165V92H166ZM217 90H218V93H217ZM108 91V89H106V92ZM120 91H122V90H120ZM124 91V90H123ZM192 91H195L196 93H198L197 95H196V93H194V94H192L193 92ZM225 93V92H228V95L225 93V95H227V99H225V98H223L224 97V95H222V98L224 99H220V96H221V93L222 94H224L223 92ZM230 91V92H229ZM84 92V91H83ZM82 92V93H83ZM109 92H108V94H109ZM111 92V93H112ZM119 92V91H118ZM146 92H148V90H146ZM150 92V93H151ZM169 92V91H168ZM220 92V93H219ZM8 93L9 92H7V94L5 93L4 95L6 96V97H4V95L2 96V94L0 95V96H2L1 98H0V121H3V124L5 123L6 124V129L8 128V130L6 131V129L4 130L3 129V127H2V129L4 130V132L2 131V129H1V131L2 132H0V168L4 165L3 163H6V162H19V159L20 158H22V159H24L25 157H23V155H27L29 152H31V150H28L29 149V143H32V145H35V148H32V152L31 153H33L32 155H30L31 157H28V158H32V159H26V160H29V162H30V164L32 165V162H35L36 161V158H34V157H36L37 155H38V153H39V151L41 150V147H42V145H46V143L48 142L47 140V142L45 141V144H42V142H43V140H42V137H41V135L42 136H45V137H51V136H49V134H48V136L46 135V134H44V133H46L45 131H47V132H49V133H51L52 132V130L54 131V128L53 129H51L52 128V126H53V124H54V121L56 122V120H54L53 121V119H52V116L53 115H51V117H50V114H49V116L48 117H45V114L46 113H43L42 111V113L43 114H41L46 120L48 119V125H43V126H46L45 128H44V133L41 131H37L38 129H39V127H41V125L44 123L43 122V120H42V122L43 123H40V125H39V127H38V123H35V124H32L31 125V122L29 123L28 122V117L27 116H29V118L32 116H30V114H33V116H34V113H35V111H34V113H33V110H32V113H30L29 115H28V113H29V111L31 110V109H33V108H31L33 105H35V103L34 104H32V106L30 107V106H26V110L24 109L25 108V106H21L22 104L21 103H19V108H21L22 107V110H20L19 111V108L18 107H16V106H18V101H19V98H17V99H15L14 100V98L15 97H13L14 96V94L11 96V94L10 95H8ZM76 93V92H75ZM77 93H81V92H79V91H77ZM81 93V94H82ZM92 92H90V94H91ZM93 93H95V92H93ZM96 93H98L97 91H96ZM99 93H101V91L99 92ZM104 93L105 92H102L101 93V95L103 94L104 95ZM121 93V92H120ZM119 93V94H120ZM150 93H149V96L150 97H153L152 96V94L150 95ZM160 93H161V96L159 97V95H160ZM160 93L157 95V92H156V95H154V101H152V103L153 102H155V104H153V106L155 105L156 107H158V105H160V104H158V102H161L162 103V106L160 105L159 107V111L160 112H166L167 113V116H165L164 114H163V116H165V117H163V121L164 122H169L170 123V120L174 117V116H176V117H174V119L176 118V120H177V122L176 121H174V120H172V122L173 123H179L180 121L179 120H182V118H183V121H184V119L185 118H187V116H186V112L185 111H182L180 108H179V106H177V105H175V102L177 101H175V102H173V100H175V98L176 97H174V99H172V97H173V94L172 95H170V96H172V97H170V96H167L165 93L163 94V92H161L160 91ZM176 93V92H175ZM213 93H215V94H218L219 95V99L220 100H218L217 99V97L213 94ZM19 94V93H18ZM30 94H31V92H30ZM29 94V95H30ZM61 94H62V92H61ZM81 94H80V97H81ZM84 94V93H83ZM86 95H87V93H85ZM90 94H89V96H90ZM163 94V95H162ZM181 94H178L179 96H181ZM210 94H211V96H214L213 98H214V100L216 99V100H218V102L215 100V102H214V104H213V106H215L216 107V109H217V106H216V104H218V107L219 106H223V102L224 103H226L225 104V107L223 106V107H219V109L220 108H222V110L223 111H221L222 112V114L220 113V114H217L216 113V111H218L219 109H217L216 111H215V109H213V107H211V102L210 101H213V98H211V96H210ZM239 94H241V95H239ZM17 95V94H16ZM15 95V96H16ZM34 94H32L31 96L32 97H34L33 96ZM63 95V96H64ZM140 95V96H139ZM164 95H166V97L164 96ZM9 96V97H8ZM18 96V95H17ZM19 96H20V94H19ZM67 96V97H68ZM92 96H95L94 94L92 95ZM97 96H99V95H97ZM105 96H107V95H105ZM105 96H103V97H105ZM123 96V95H122ZM134 96H136V95H134ZM133 96V97H134ZM156 96H157V98H160V100L158 99V101L157 100H155L156 99ZM194 96V97H193ZM197 96V97H196ZM8 97V98H7ZM13 97V98H12ZM20 97H24V96H20ZM57 97V98H56ZM58 97L60 98L59 100H57L58 99ZM69 97V98H70ZM75 97H77V95H75ZM96 97V96H95ZM102 97V98H103ZM108 97V96H107ZM106 97V98H107ZM119 97V96H118ZM143 97V98H144ZM150 97H146V99H152V98H150ZM190 97H192V99H198V97H199V100H200V102L198 101V100H192L191 101V99H190ZM226 97V96H225ZM12 98V99H11ZM24 98H26V99H23V98H20V100L21 99H23L22 101H24L25 100V102L27 101V99H30L29 97L27 98V96L26 97H24ZM35 98V97H34ZM36 98V99H37ZM71 98H70V100H71ZM77 98H79V97H77ZM77 98H74V100L75 99H77ZM83 98V100H84V97L82 96L81 97V99ZM100 98V97H99ZM112 98V99H113ZM134 98V99H135ZM10 99H11V101L13 100V101H16V100H18L17 101V103H16V106H15V104L14 105H12V103H10L11 101H10ZM32 99V98H31ZM68 99V98H67ZM87 100L86 101H88V105L90 104L89 102L90 101H93V100H91L92 99V97H91V99H88V98H86ZM93 99H95L94 97H93ZM108 99V98H107ZM135 99V100H136ZM167 99V100H166ZM183 99V98H182ZM182 99H181V101H182ZM43 100H45V99H43ZM65 100H66V98H65ZM70 100H68L67 102H68V104H69V102H70ZM79 101H80V98L78 99ZM96 100H98V99H96ZM102 99H100V100H98V101H101ZM111 100V99H110ZM141 100H142V98H141ZM140 100V101H141ZM143 100H145V98L143 99ZM163 100H165V101H163ZM180 100V99H179ZM178 100V101H179ZM30 101V100H29ZM33 101V100H32ZM31 101V102H32ZM40 101H42V100H40ZM78 101V102H79ZM85 101V102H86ZM98 101H97V103H98ZM108 101V100H107ZM106 100H105V102H107ZM146 102H145V104H148V106L151 104L150 102L151 101H148L147 102V100H145ZM167 101V102H166ZM219 101L221 102V105H219L220 103H219ZM35 102V101H34ZM38 102V104H39V100L37 101ZM64 103H65V101H63ZM85 102L84 103H82L83 105H85ZM95 101H93V103H94ZM134 102V101H133ZM132 102V103H133ZM136 102V101H135ZM139 102V101H138ZM144 102V101H143ZM142 101L141 102H139V104H140V106H141V104L143 103ZM197 102H199V104L197 103ZM27 103H29V102H27ZM26 103V104H27ZM42 103V102H41ZM39 104L40 106L42 105V104ZM44 103V104H45ZM63 103V104H64ZM71 103V102H70ZM108 103V102H107ZM109 103H110V107L109 108H107V109H110V108H112V109H110V110H112V111H117V110H119V108L117 109L116 107H112V105H111V102L109 101ZM163 103H164V105H163ZM178 103V102H177ZM26 104H24V105H26ZM37 104V105H38ZM53 104V103H52ZM66 104V103H65ZM73 103H71V105H72ZM82 104H77V102H75V105H73L74 107H76L77 105H80L81 107H83L82 106ZM87 104V103H86ZM100 104H101V102H100ZM99 103H98V105H100ZM104 104V103H103ZM102 104V105H103ZM144 103H143V105H144V108H145V105ZM179 105H181V103H178ZM198 104V105H197ZM11 105H12V107H11ZM58 105V104H57ZM91 105V104H90ZM87 106V107H92V106ZM93 105V104H92ZM96 105V104H95ZM97 105V106H98ZM126 105V106H125ZM133 105H135V104H133ZM137 105V104H136ZM152 105V104H151ZM16 108H15V107ZM49 106V105H48ZM54 105H50V107H52V109H51V112L54 114V116L53 117H56V118H60V116H58L57 114H58V111H59V109L60 110H62V108H67L66 107V105L64 106V107H62V108H60L59 106V109H56V107L54 108L53 107ZM70 107V108H74V107ZM80 106L77 108V110H80ZM116 106V105H115ZM118 106V105H117ZM122 106H121V108H122ZM125 106V107H124ZM184 106V108L183 109H185V105H183ZM198 106V107H197ZM205 106H206V108H205ZM35 107H37L36 105H35ZM34 107V108H35ZM43 108V110H44V106H42ZM86 107V109H90V108H87ZM93 107H94V105H93ZM99 107L100 106H98V109H99ZM102 107V106H101ZM104 107H106V106H103V109H105ZM108 107V106H107ZM130 107V106H129ZM128 107V108H129ZM143 107V106H142ZM141 107V108H142ZM147 107V106H146ZM162 107V108H161ZM182 107V106H181ZM214 107V108H215ZM31 108V109H30ZM69 108V109H70ZM133 108H135L136 109V107H133ZM133 108L131 109V108H129L130 110H132L133 112H131V113H129V112H126V110H123L122 109V116H123V114H125V112L126 113H129V118H131V120L133 121V119H135V123L137 122V123H139V125H140V123L142 124H144V118H143V115L145 114V113H147V116H149V117H151L150 115H148V112L147 111H145V113L143 114V115H140L138 112H139V110L138 109H136V110H133ZM143 108V109H144ZM153 108V107H152ZM164 108V109H163ZM204 108V109H203ZM223 108H225V109H223ZM23 109H24V111H23ZM30 109V110H29ZM38 109V108H37ZM68 109V108H67ZM66 109V110H67ZM75 109V108H74ZM74 109H73V111H74ZM107 109H105L106 111H107ZM149 109H151L150 107H149ZM161 109H163V111L161 110ZM34 110H36V109H34ZM46 110V109H45ZM44 110V111H45ZM65 110V111H66ZM91 110V109H90ZM108 111V112H111V111ZM137 110H138V112H137ZM144 110H147V108L146 109H144ZM144 110L142 111V112H144ZM155 110H158V108L156 109L155 108ZM164 110H166V111H164ZM204 110V111H203ZM37 111V110H36ZM64 110H62V112H61V114L62 113H64L63 112ZM73 111H70V112H73ZM75 111H76V109H75ZM81 111H82V109H81ZM88 111V110H87ZM86 111V112H87ZM92 111V110H91ZM100 111V110H99ZM102 111V110H101ZM104 111V110H103ZM106 111H104V112H106ZM125 111V112H124ZM149 111H151V110H149ZM201 111H203L205 114V116L202 114L203 112H201ZM60 112V111H59ZM76 112H78V111H76ZM85 112V113H86ZM90 112V111H89ZM93 112V111H92ZM96 111H94L93 113H95ZM114 112V113H115ZM124 112V113H123ZM137 112V113H136ZM153 112H155L154 110H153ZM157 112V111H156ZM188 112H190V111H188ZM220 112V111H219ZM22 113V114H21ZM65 113H68V110L65 112ZM74 113V112H73ZM80 113V112H79ZM79 113H77V114H79ZM98 113H100V112H98ZM112 113V112H111ZM117 113V112H116ZM116 113H115V115H116ZM190 113V114H191ZM36 114H37V112H36ZM38 114H39V112H38ZM90 114H91V112H90ZM106 114V115H105ZM103 116L105 117V118H107V116H109V115H107L108 113H105ZM118 114L119 115H121V110L118 112ZM150 114H152V113H150ZM68 115V116H67ZM67 115H65V118L64 119H62L61 120V118H60V121H61V123H63L62 121L64 120V123L65 122H69V121H72V124L70 123V124H66V125H69L68 126V128H69V130H70V132L68 131V130H66V132H64V130L62 129V133H60V134H62L61 136H60V134H59V138H58V133L57 134H55V133H52V135H53V137H54V134L56 135V139H58L57 140V143H58V141H59V143H58V145H57V143H56V141H55V143H56V145L55 146H53V147H55L57 150H55L56 151V154H52V155H55V159H54V161L55 162H59V161H63V160H61L62 159V155H63V152H62V149H64V147H65V145H64V143L65 142H67L66 144L69 146V150H68V153H66V154H68V159L67 158H64V160L66 159V160H68L67 162H65V161H63V162H65V164L67 163L69 166H67L66 167V169L65 170H68L66 173H65V181L63 182H61V180H63L64 178H63V175H61L59 178H61V180L58 178V176H59V172L58 173H54V174H50V172L51 171H54L55 172V170L57 171V167L54 169V168H51V171L50 170H48V168H50V167H48V163L47 162H50L51 161V159L49 158V160L50 161H48L47 160V162L46 161H43V159L45 158H39V161H40V163L42 162V163H44V162H46L47 164H45L44 163V165H41V166H45L46 165V167H42V169L44 168H46L47 170H48V173L50 174V175H47L48 173H47V170H41V172H40V174L38 173V171H37V173H38V175H39V177H40V175H41V178L40 179H42V181H40L38 184H40L41 182H42V184L41 185H39V187H42L43 189L42 190H37V188H38V185L36 186L35 185V183H33V182H35V180H30L29 181V179L31 178V179H33L34 178V175H37V174H34L33 172L35 171H31V170H33V169H31L30 170V172H27V169H29V167L27 168L26 166H25V164H23L24 165V167L25 168H27V169H25V170H20V168H22V167H19V169L16 167V169H13L14 168V166H10V167H13V168H10L9 167V163H8V165H6V166H8L9 168H7V170L6 169H2L3 171L4 170H6L5 172H4V176H6V177H3L2 176V174L1 173H3V171L0 173V199H1V203H0V264H77L78 262L79 263H81V264H105V261L107 262V261H111V260H113V262H111L112 264H177V263H179V264H184L183 262H185L186 261V253L188 254L189 252H190V247L187 245V243L189 244V242L191 241L190 240V238H192L191 236H190V234H188V233H184V234H187V236L189 235V237L190 238H186L185 237V235L183 236V234H181V233H179V232H175L174 230H176L175 228L177 227V224L175 223L174 224V221L175 220H172V218L171 217H169L170 219V221L171 222H168L169 223V225L171 226L170 227V233L172 232V231H174L173 233H176L177 234V236H180L179 238H175V237H177L176 235H174V234H171V235H174L172 238L173 239H170V241L168 240V243L166 244L167 246H166V248H165V243L164 242H166L167 240L166 239H168L167 237L168 236H170L169 234H168V232H166L168 235H167V237H166V239L164 238V240L162 239V235H160V236H162V237H160L159 236V238L160 239H162V240H160V239H158L157 241L158 242H156L155 240H153L154 238H157L158 237V235H157V237L156 236H153V238L151 237L152 235H155V233L152 231V230H150V228L151 227H148L147 229L149 230H147L148 232H146V233H144V234H147L148 233V236L147 237H145V239L144 240H146V244H149V245H151V247L153 246V248L151 249H144V250H142V247H140L141 249V251L139 250V243H141V241H143L142 240V234H143V232L144 231H146V230H144L145 229V227L148 225V226H150V225H152V224H147L146 226H145V224H144V221L141 219L142 217H141V213H138V215H134L135 214V211H136V213L137 212H140L139 210L140 209H137L141 204H143L144 202L141 200V198H142V196H146V194L145 195H143L144 194V189H145V186H144V189H141V188H143V187H140V189L141 190H139V182L141 181V179H140V181L138 180L139 178H137V181H139L138 182V184H137V186L136 185H132L131 183V185H129V184H125L126 185V187L129 185V186H133V187H137L138 188V190H139V194L140 195H142L141 197H140V202L142 201L143 203H141V204H139V200H135L134 198H135V196H134V202L132 203L133 205H132V207H135L137 210H135L134 208H130L129 206L131 205V202L132 201H127L128 199H126L125 200V198H126V196H122L121 194H120V192H122V190H124L126 193H127V191H129V192H131V190H128V189H123L122 188V190L119 192V191H117V194H120L122 197H121V200L124 198V200H123V206H122V204L120 203V202H118V203H120L121 204V206H120V204H118L119 206L117 207V203H115V202H117L116 201V193H112V190H111V192L110 193H107V194H109V196L110 197H113V200H115V202L113 201V200H111L110 199V197L109 196H106L105 195V191H106V189L105 188H107L108 189V185H105V186H107V187H105V188H103V186L102 187H100V182L99 183H97L98 181H100V177H101V174H100V177L99 178H97L96 179V181L97 182H95V178L94 177H96V175H94V172L92 171L93 169H91V171L90 172H88L87 174H84V172L86 173V171H83V175H85V176H83L81 173H82V171L80 172V166L79 167H77V164H76V162L78 161H80L81 162V160H75V158L77 159V156H76V154L74 155V151H72L71 153H70V151L71 150H73V149H71L70 147L71 146H75L76 145V148L77 149H79L80 150V148H82V149H84L85 151H86V154L87 155H89V158L88 157H86V160H90V162L93 160V163L94 164H97V163H95V161L94 160H96L97 158L95 157L97 154L95 153V151L94 150H92V148L89 146V145H87V142H86V140H85V138H82L83 136H81V135H85V134H87L88 132H86V130L85 129H83L84 128V126L81 128V130H79V127H77L79 124H78V122L77 121H75L74 120V117H72L71 116V118L70 119H67L68 117H69V115L70 114H67ZM71 115H73L72 113H71ZM79 115H82V114H79ZM79 115H74L75 117H77V116H79ZM86 114H84V116H85ZM88 116H89V113L87 114ZM86 115V117H88ZM94 115V114H93ZM128 115V114H127ZM192 115V114H191ZM200 115L203 117V119H201L200 118ZM38 116V115H37ZM40 116V115H39ZM37 117V118H41V116L40 117ZM47 116V115H46ZM58 116V117H57ZM63 116V115H62ZM100 116V115H99ZM98 115H97V117H99ZM103 116H101V117H103ZM112 116H114V115H112ZM125 117H126V115H124ZM147 116H145V117H147ZM157 116H158V114H157ZM159 116H161V115H159ZM186 116V117H185ZM199 116V117H198ZM42 117V118H43ZM64 117V116H63ZM80 117V116H79ZM103 117V118H104ZM180 117H181V119H180ZM193 117V119H195ZM197 117L198 118H200V119H197ZM260 117H262L261 119H262V121H259L258 123H257V119L258 120H261L260 119ZM14 118H19V121H17L16 120V123L14 122ZM35 118H36V116H35ZM37 118H36V120H37ZM41 118V119H42ZM55 118V119H56ZM78 118V117H77ZM77 118H75L76 120H77ZM80 118H83V115H82V117H80ZM100 118V117H99ZM112 118V117H111ZM114 118H115V120H114V122L115 121H117L118 120V118L119 117H115L114 116ZM133 118V119H132ZM155 118V117H154ZM160 118V117H159ZM169 119V121L167 120V119ZM188 118H189V116H188ZM205 118V119H204ZM20 119H21V121H20ZM34 119V118H33ZM32 119V120H33ZM38 119V120H39ZM45 119H44V121H45ZM66 119V120H65ZM71 119H73V120H71ZM87 119V118H86ZM157 119V118H156ZM165 119L167 120V121H165ZM31 119H29V121H30ZM35 120V119H34ZM33 120V121H34ZM35 120V122H37ZM91 120V119H90ZM104 120V119H103ZM102 120V121H103ZM112 120V119H111ZM130 120V121H131ZM41 121V120H40ZM59 120H58V122H60ZM94 121V120H93ZM100 121V120H99ZM99 121H97V123H99ZM101 121V122H102ZM110 121V120H109ZM109 121H108V123H109ZM119 121V120H118ZM129 121V122H130ZM132 121L130 122V124L132 123ZM158 121V120H157ZM161 121V120H160ZM57 122V123H58ZM67 122V123H68ZM100 122V123H101ZM111 122V121H110ZM146 122V121H145ZM82 123V122H81ZM80 123V124H81ZM86 123H89V122H86ZM91 123H94L95 124V122H91ZM147 123H148V121H147ZM162 123V122H161ZM160 123V124H161ZM181 123V122H180ZM179 123V124H180ZM184 123V122H183ZM186 123V122H185ZM188 123V122H187ZM3 124H2V126H3ZM15 124V126L16 127H14V126H12V125H14ZM23 124L24 125H28L27 126V128L29 129V131H28V129L26 128V126H24L25 127V129L28 131L27 132V134L28 135H25L26 134V132H25V129H23ZM30 124V125H29ZM83 124H84V122H83ZM94 124H93V126H94ZM107 124V123H106ZM133 124V123H132ZM82 125V124H81ZM91 125V124H90ZM96 125V124H95ZM98 125V124H97ZM97 125H96V127H95V129L97 128V130H99L98 128H102V123L101 124H99V127H97ZM104 125V124H103ZM117 125L118 124H116V122L115 123H112V125L110 126V130L112 131V133H114V130H115V128L117 127ZM157 125V124H156ZM155 125V126H156ZM163 125V124H162ZM199 125H197L198 127H199ZM42 126V127H43ZM56 126V125H55ZM59 126V125H58ZM107 126H108V124H107ZM122 126V125H121ZM160 126V125H159ZM187 126V125H186ZM244 126V127H243ZM61 127V126H60ZM59 127V128H60ZM63 127V126H62ZM88 127V126H87ZM106 127V126H105ZM133 127H134V125H133ZM147 127H148V125H147ZM154 127V126H153ZM173 127V126H172ZM1 128V127H0ZM67 128V127H66ZM65 128V129H66ZM94 128V127H93ZM100 128V129H101ZM109 128V127H108ZM131 128V127H130ZM187 128H188V130H187ZM194 128V129H193ZM242 128V129H241ZM243 128L245 129V130H243ZM255 128H256V130H255ZM41 129V128H40ZM47 129V130H46ZM50 129H51V131H50ZM55 129H57V128H55ZM61 129V128H60ZM59 129V131L61 132V130ZM102 129H104V128H102ZM144 129H145V127H144ZM149 129V128H148ZM164 129V128H163ZM254 129V130H253ZM23 130H24V133H23ZM43 130V129H42ZM82 130H85V131H82ZM137 130V129H136ZM160 130H161V126H160ZM159 130V131H160ZM246 131L245 132V138H249V140L247 139V140H245L243 137L241 138V135L243 136L244 134H242L241 133V131ZM58 131V130H57ZM56 131V132H57ZM58 131V132H59ZM93 131V130H92ZM91 130H90V132H92ZM110 131V132H111ZM174 131H176L175 129H174ZM173 131V132H174ZM220 131L222 132V133H220ZM242 131V132H243ZM157 132V131H156ZM44 135H43V134ZM103 133V132H102ZM176 133V132H175ZM178 133V132H177ZM194 133V134H193ZM247 133V134H246ZM121 134V133H120ZM161 134V133H160ZM174 134V133H173ZM68 135H70L69 137L70 138H72L71 140H69V142L71 141L72 143H73V145H72V143L70 142V144H68V141H66V137L68 136ZM156 135H159V133H156ZM163 135V134H162ZM167 135V134H166ZM176 134H174V136H175ZM179 135H181L180 133H179ZM263 135V136H262ZM122 136H124V134L122 135ZM171 136V135H170ZM44 137V138H45ZM68 137V138H69ZM151 137V136H150ZM176 137V136H175ZM178 137V136H177ZM47 138V139H48ZM52 138V137H51ZM94 138V137H93ZM132 138V137H131ZM163 139H165L166 137H162ZM162 138H160L161 140H163ZM167 138H168V135H167ZM54 139H55V137H54ZM53 139V140H54ZM83 139V140H82ZM100 135L98 136V138H96V141H95V144H94V147L96 148V149H98V146H99V142H100ZM156 138H154V140H155ZM158 139V138H157ZM177 139V138H176ZM219 139H221L222 141H219ZM243 139V140H242ZM263 139V140H262ZM49 140V139H48ZM94 140V139H93ZM109 140H110V138H109ZM113 140V139H112ZM135 140V139H134ZM138 140V139H137ZM160 140V141H161ZM169 140H170V138H169ZM172 140V139H171ZM170 140V141H171ZM175 140V139H174ZM245 140V141H244ZM50 141H51V139H50ZM50 141H49V143H50ZM84 141V142H83ZM133 141V140H132ZM132 141L130 142V143H132ZM180 141V142H181ZM33 142H34V144H33ZM52 142V141H51ZM83 142V143H82ZM106 142H109V141H106ZM165 142V141H164ZM181 142V143H182ZM187 142V143H186ZM210 142V144L211 145H208V143ZM221 142V143H220ZM48 143V144H49ZM54 143V142H53ZM118 143V142H117ZM135 143V142H134ZM148 143H150V142H148ZM220 143V144H219ZM223 143V144H222ZM47 144V145H48ZM136 144V143H135ZM135 144H134V146H135ZM154 144V143H153ZM170 144V143H169ZM213 144V145H212ZM219 144V145H218ZM248 144H249V146H248ZM50 145V144H49ZM109 145H111V143H109ZM216 145H218V150L216 149ZM248 146V148L250 147V145L252 146L251 148V150H253L252 152H254V153H250L251 151H249V154H248V156L246 157V155H247V153L248 152H243V151H245L244 150V146ZM44 146L42 147V148H44ZM113 146V145H112ZM140 146V145H139ZM142 146V145H141ZM179 146H180V143H179ZM180 146V147H181ZM192 146V147H193ZM206 146V145H205ZM222 146V147H223ZM225 146V147H226ZM52 147V146H51ZM92 147H93V145H92ZM115 147V146H114ZM117 147V146H116ZM115 147V148H116ZM119 147H121V146H119ZM161 147V146H160ZM48 148H49V146H48ZM47 147H45V149H48ZM73 148V147H72ZM75 148V150H77ZM112 148V147H111ZM139 148H141V147H139ZM157 148V147H156ZM170 148H172V147H170ZM177 148V147H176ZM175 148V149H176ZM181 148V149H182ZM211 148V149H210ZM215 148V149H214ZM247 148V147H246ZM263 148V151H261V149ZM15 149H19V150H17V152L18 153H21V157H20V155L18 156V158H17V161H14V159H16V158H13V156H14V154H15ZM22 149V150H21ZM33 149H34V151H33ZM53 152H54V150H53V148H50ZM94 149V148H93ZM109 150H110V147L108 148ZM142 149V148H141ZM203 149H204V147H203ZM65 150V149H64ZM63 150V151H64ZM67 150V149H66ZM65 150V151H66ZM79 150H77V151H79ZM101 150V149H100ZM121 150V149H120ZM125 150V149H124ZM127 150H128V153H129V158L130 159H132L133 160V145L131 146V144H129L128 145V148H127ZM156 150V149H155ZM158 150V149H157ZM183 150V149H182ZM188 150V149H187ZM211 150H214L213 151V154H212V151ZM249 150H250V148H249ZM41 151H44V149L43 150H41ZM46 151V150H45ZM48 151V150H47ZM52 151H50V152H52ZM115 151H116V149H115ZM180 151V150H179ZM184 151V150H183ZM182 151V152H183ZM189 151V150H188ZM210 151H211V153H210ZM239 151V152H238ZM246 151H248V149L246 150ZM97 152V151H96ZM103 151L101 150V153H99V155H101V154H103L102 153ZM123 152H125V151H122L121 152V154L123 153ZM205 152V151H204ZM225 152V151H224ZM224 152H222V153H224ZM42 153V152H41ZM41 153H39V154H41ZM55 153V152H54ZM77 153V152H76ZM79 153V152H78ZM81 153H82V150H81ZM84 153V152H83ZM107 154H110L111 152L110 151H108L107 150V152H106ZM113 153H115L114 151H113ZM112 153V154H113ZM119 153V152H118ZM127 153V152H126ZM128 153H127V155H128ZM180 153H181V151H180ZM219 153V152H218ZM228 152H226L225 153V155L227 154ZM51 154V153H50ZM66 154L64 153V155L63 156H66ZM106 154V155H107ZM112 154H110V156L112 155ZM123 154H125V153H123ZM131 154V155H130ZM183 154V153H182ZM192 154V155H193ZM203 156L205 155V154H203V153H201ZM228 154V155H229ZM29 155V154H28ZM42 155H43V153H42ZM44 155H47V154H44ZM80 155V153L78 154V156ZM143 155V154H142ZM186 155H188V154H186ZM190 155V154H189ZM202 155H199L198 157H200V156H202ZM222 155H224V154H222ZM225 155H224V157H225ZM228 155L226 156V157H228ZM232 155V156H231ZM236 155L234 156V157H236ZM40 156V155H39ZM48 156V155H47ZM46 156V157H47ZM81 156V155H80ZM104 156V155H103ZM114 156H115V158H116V155L114 154ZM117 156H119V155H117ZM141 156V155H140ZM206 156V155H205ZM41 157V156H40ZM49 157H51V156H49ZM82 157V156H81ZM80 157V158H81ZM101 157H102V155H101ZM101 157H99V158H101ZM107 157H109V155L108 156H106V158ZM122 157V156H121ZM128 157V156H127ZM139 157V156H138ZM167 157V156H166ZM190 157L192 158V156L190 155ZM209 157V158H210ZM220 157H223V156H220ZM219 157V158H220ZM230 157H228V158H230ZM257 157V158H256ZM53 158V157H52ZM88 158V159H87ZM95 158V159H94ZM97 159L98 160V162H99V160H100V162H101V159ZM103 158V157H102ZM113 158V157H112ZM111 158V162H127V161H125L124 160V158H122V160H115V158L114 159H112ZM118 158V157H117ZM136 158V157H135ZM170 158V157H169ZM42 161H41V160ZM46 159H48V158H46ZM46 159H44V160H46ZM78 159H79V157H78ZM83 159H84V157H83ZM204 158L202 157V161H201V159H199V161L200 162H203V164H204V160H203ZM221 159H223V158H221ZM225 159H227V158H225ZM224 159V160H225ZM104 160V159H103ZM127 160H129V159H127ZM132 160H130V161H132ZM138 160V159H137ZM166 160V159H165ZM171 160V159H170ZM190 160V159H189ZM216 160L217 159H214V161L216 162ZM219 160V159H218ZM228 160V159H227ZM230 160V159H229ZM231 160H233V159H231ZM230 160V161H231ZM85 161V160H84ZM135 162H136V160H134ZM145 161V160H144ZM178 161V160H177ZM191 161V160H190ZM195 161H197V159L195 160ZM206 161V163L205 164H207V162H208V160H205ZM214 161H209L210 163L211 162H214ZM236 161H235V159H234V161H231V162H235V164H236ZM21 162L23 163V160H21ZM20 162V163H21ZM24 162H25V160H24ZM36 162H38V160L36 161ZM69 162H70V164H69ZM73 162V163H72ZM86 163H84L85 165H88V162L87 161H85ZM105 162V161H104ZM110 162V163H111ZM139 162V161H138ZM153 162V161H152ZM162 162V161H161ZM222 162H224L223 160H222ZM241 162V163H240ZM247 162H250V164H251V166H250V169L248 168V170H247V168H246V164H248ZM52 163H53V161H52ZM92 163V164H93ZM102 163V162H101ZM106 163V162H105ZM105 163H102V165H104ZM110 163H108V164H110ZM132 163V162H131ZM169 163H171V161L169 162ZM218 163V162H217ZM230 163V162H229ZM228 163V164H229ZM3 164V165H2ZM39 164V163H38ZM38 164H33V166L34 165H36L35 167H37V165ZM56 164H58V163H55V165ZM82 164V163H81ZM90 164V163H89ZM92 164H90L91 166H90V168L92 167ZM100 164V163H99ZM114 164V163H113ZM117 164V163H116ZM133 164V163H132ZM137 164V163H136ZM202 164V163H201ZM221 164V163H220ZM228 164H226V165H228ZM234 164V163H233ZM241 164H245L244 166L245 167H243V166H241ZM249 164V165H250ZM2 165V166H1ZM13 165V164H12ZM29 165V164H28ZM53 165V164H52ZM101 165V166H102ZM112 164H110V166H111ZM134 165H135V163H134ZM209 166L208 167H206V166H204V169H208L211 165H212V163H211V165L210 164H208ZM213 165H218L216 168L214 167V166H212V167H210L209 169H211V168H213L212 170H215V171H212V174H213V177H214V175H216V173H217V175H216V181H220L219 183H221V181H222V186L220 185V184H218V182L217 183H215L214 182V184H218V185H220V188H217L216 187V185H214V188H213V191L217 188L218 190H219V192L221 191V189H224V185L227 187V185L228 184H224V183H228L227 181H226V179L228 178V176H226V175H224V174H220L219 172H221V168L223 169L224 167H222L221 165H219V164H213ZM232 165V164H231ZM238 165V164H237ZM20 166H21V164H20ZM32 166V167H33ZM63 166V165H62ZM81 166H84V165H81ZM96 166V165H95ZM94 166V167H95ZM106 167H107V165H105ZM118 166V165H117ZM128 166V165H127ZM131 166V165H130ZM203 166V165H202ZM202 166H201V168H202ZM221 168H220V167ZM225 166V165H224ZM263 166V168L261 169V167ZM39 169H40V164H39ZM48 167V168H47ZM58 167H61L60 165L58 166ZM65 167V166H64ZM86 166H84V168H85ZM94 167H92V168H94ZM98 166H96V168H97ZM112 167H113V165L111 166V170L110 171H112ZM120 167V166H119ZM179 167V166H178ZM206 167V168H205ZM240 167H242V168H240ZM248 167V166H247ZM4 168H5V166H4ZM34 168V167H33ZM83 168V170H85ZM87 168V167H86ZM90 168H88L89 170H90ZM105 168V167H104ZM114 168H116L115 167V164H114ZM118 168V167H117ZM140 168H141V166H140ZM220 168V169H219ZM1 169H0V171H1ZM24 169V168H23ZM38 169V170H39ZM52 169H54V170H52ZM82 169V168H81ZM101 170H104V172H106L105 171V169H103V168H100ZM109 169H110V167H109ZM124 169V168H123ZM204 169H202V170H204ZM225 169V168H224ZM243 171H242V170ZM244 169H246L247 171H245ZM63 170V169H62ZM87 170V169H86ZM98 169H96V171H97ZM118 170H120V169H118ZM129 170H130V168H129ZM160 170V169H159ZM217 170V171H216ZM218 170H219V172H218ZM95 171V170H94ZM113 171L114 172H112V175L114 174H116L115 173V170L113 169ZM139 171H141V170H139ZM137 172V173H140V172ZM150 171H152V170H150ZM163 170H161V171H158V174H161V173H163L162 172ZM181 171H183V170H181ZM180 171V172H181ZM239 171H241L242 173H244V174H242L241 172H239ZM97 172H99L100 173V170H98ZM103 172V174L104 175H106V173H104ZM132 172H134V171H132ZM153 172V171H152ZM155 172V171H154ZM184 172V171H183ZM187 172V171H186ZM207 172V171H206ZM209 172V171H208ZM222 172H224L223 170H222ZM246 172V173H245ZM52 173V172H51ZM99 173H95V174H99ZM109 173V172H108ZM107 173V174H108ZM111 173V172H110ZM109 173V174H110ZM120 173V172H119ZM121 173H123V172H121ZM125 173H127V172H125ZM167 173V172H166ZM6 174V175H5ZM34 174V175H33ZM103 174H102V177H103ZM135 174V173H134ZM144 174V173H143ZM145 174H147V173H145ZM149 174H151V173H149ZM155 174L156 173H154V174H152V177L154 178H156L157 176H155ZM157 174V175H158ZM187 174V173H186ZM186 174H185V176H186ZM191 174V173H190ZM201 174V173H200ZM206 174V173H205ZM52 175H53V177L55 176L56 178H57V180L55 179V178H53L52 177ZM74 176V180H72L73 182H70L71 181V177H69V176ZM94 175V176H93ZM123 175V174H122ZM126 175V174H125ZM154 175V176H153ZM161 175H163V174H161ZM160 175V176H161ZM181 175V174H180ZM222 175V176H221ZM243 175V176H242ZM32 176H33V178H32ZM48 176H51V177H49L48 178ZM92 176H93V178H92ZM119 176H121V175H119ZM128 176V175H127ZM126 176V177H127ZM148 176V174L146 175V177ZM164 176V175H163ZM191 176V175H190ZM203 176V175H202ZM206 175H204V177H205ZM217 176H218V178L220 179V177L219 176H221V179L219 180V179H217ZM227 177V178H224V177ZM30 177V178H29ZM97 177H98V175H97ZM133 177H135V176H133ZM149 177V181H150V175L148 176ZM147 177V178H148ZM169 177V176H168ZM168 177H166V179L168 178ZM176 177H178V176H176ZM180 177V176H179ZM7 178V179H6ZM52 180L51 178H53V179H55L54 181L56 182L57 181V183H58V181L61 183V185H58L57 186V184L56 185H54V184H51V183H49L50 181L48 180ZM105 178V177H104ZM107 178L109 179V177H108V175H107ZM105 179V181L106 180H108V179ZM144 177H142V179H143ZM183 178V177H182ZM185 178H188V176L187 177H185ZM237 178V179H236ZM66 179H67V181L68 180H70L69 182L70 183H68V184H65V182H66ZM102 180V182L104 181L103 180V178H101ZM111 179H113V178H111L110 177V180ZM116 179V178H115ZM120 180H119V182L120 181H123L124 179L126 180V178H124L123 180H121V178H119ZM132 178H129V181L131 180ZM136 178H134V180H135ZM163 179V178H162ZM165 179V180H166ZM203 179V178H202ZM204 179H206V178H204ZM215 179V178H214ZM214 179L212 178L211 179V177H210V181H214ZM48 180V181H47ZM127 180H128V178H127ZM146 180V179H145ZM145 180H143L142 181V184L140 183V185H144V183H146L147 182V180H146V182H145ZM153 180V179H152ZM161 180V179H160ZM172 180V179H171ZM183 180H184V178H183ZM30 183H29V182ZM31 181H33V182H31ZM39 180H37V182H38ZM74 181L76 182V184H74V185H76V187H74L73 186V183H74ZM109 181V180H108ZM107 181V183H109ZM112 181V180H111ZM113 181H114V179H113ZM116 181H118V179L116 180ZM132 181H133V179H132ZM136 181V180H135ZM154 181V180H153ZM177 181V180H176ZM196 181V180H195ZM198 181H199V179H198ZM202 181H205V180H202ZM226 181V182H225ZM52 182V181H51ZM55 182H53V183H55ZM84 182V183H83ZM115 182V181H114ZM114 182H112V183H114ZM119 182H115V185L118 183L119 184ZM126 182H128V181H125L124 183H126ZM154 182H156V181H154ZM161 182V181H160ZM159 182V183H160ZM197 182V181H196ZM62 183H64V184H62ZM122 183V182H121ZM148 183V182H147ZM151 183H153L152 181H151ZM151 183H149L150 185H151ZM157 183V182H156ZM156 183H153V184H156ZM162 183V182H161ZM187 183V182H186ZM201 183V182H200ZM59 184V183H58ZM135 184V183H134ZM149 184H147V185H149ZM184 184V183H183ZM191 184V183H190ZM190 184L188 185V186H190ZM197 184H199V183H197ZM233 184V185H234ZM238 184V185H237ZM52 185V186H51ZM102 185V184H101ZM104 185V184H103ZM114 185V184H113ZM149 185V187H152L153 185H151L150 186ZM185 185V184H184ZM203 185V187L204 188H202V191H203V189H205V188H207V186H208V188H210V185H207L206 187L204 186V184H202ZM201 185V186H202ZM206 185V184H205ZM233 185H232V187H233ZM50 186V187H49ZM110 186V185H109ZM119 186H122V185H119ZM155 186V185H154ZM158 186V185H157ZM162 186V185H161ZM163 186H165V185H163ZM170 186V185H169ZM174 186V185H173ZM195 186V185H194ZM67 187H73V188H75L74 190H73V188L71 189V188H67ZM135 187V188H136ZM156 187V186H155ZM186 187V186H185ZM191 187V186H190ZM192 187H193V185H192ZM231 187V186H230ZM111 188H113L112 187V184H111ZM111 188H109V189H111ZM115 188V187H114ZM128 188H131V187H128ZM147 188V187H146ZM158 188V187H157ZM164 188V187H163ZM166 190H167V192H169V187L167 186V184H166ZM165 188H164V191L166 192V190H165ZM168 188V189H167ZM184 188V187H183ZM189 188V187H188ZM188 188L187 189H185V190H187V192H190L189 190L191 189V190H193V189H195V188H189V190H188ZM207 188V189H208ZM39 189H41V188H39ZM67 189V190H66ZM69 189V190H68ZM105 189V190H104ZM198 189V188H197ZM207 189L205 190L206 192H207ZM212 189V188H211ZM217 189L215 190V191H217ZM239 189V188H238ZM16 190H18L19 192H17ZM96 190L98 191V193L100 194H97V196H95L96 195ZM136 190V189H135ZM135 190H133L134 192H135ZM152 191V188L151 189H149V191ZM172 190V189H171ZM176 190V189H175ZM175 190H174V195H173V192H172V194L171 195H173V197L175 198V197H177V195H175ZM178 190V189H177ZM199 190V189H198ZM209 190V189H208ZM226 190V189H225ZM241 190V189H240ZM38 191H39V193H40V191H41V193H42V191H44V192H46L45 194H44V192L42 193V196L40 195V194H38ZM70 192L71 194H68V195H66L67 193L66 192ZM108 191V190H107ZM110 191V190H109ZM147 191V190H146ZM154 191V190H153ZM155 191H156V188H155ZM162 191H163V189H162ZM161 191V193H163ZM178 191H180V190H178ZM199 191H201V190H199ZM204 191V192H205ZM213 191H212V193H213ZM214 191V192H215ZM223 191V190H222ZM227 191H229V189L227 190ZM233 191V192H234ZM19 193V194H17V193ZM119 192V193H118ZM133 192V193H134ZM157 192V191H156ZM158 192L160 193V191H159V189H158ZM166 192V194H168ZM192 192H194V190L192 191ZM205 192V193H206ZM210 192V191H209ZM233 192H232V194L231 195H234L235 197H236V193L234 192V194H233ZM37 193V194H36ZM66 193V194H65ZM102 193V194H101ZM133 193H128V194H133ZM147 194H148V192H146ZM179 192H177V194H178ZM199 194H200V192H198ZM215 193H217V192H215ZM215 193H213V195H212V198H213V196H215L216 194ZM223 193H226V192H224L223 191ZM229 193H231V191L230 192H228V194ZM63 194H65V196L63 195ZM114 194V195H113ZM123 194L124 195H126L124 192H123ZM127 194V195H128ZM137 194H138V191H137ZM183 194V193H182ZM189 194V193H188ZM187 194V196H189ZM190 194H191V192H190ZM207 194H209L208 192H207ZM211 194V193H210ZM210 194H209V196H210ZM218 195H216L215 196V198H213V200H217L218 198L217 197H219V195H221V193H217ZM242 194V195H241ZM241 194H239V195H237V197L238 196H244L245 195V193H241ZM244 194V195H243ZM247 194V193H246ZM99 195V196H98ZM112 195V196H111ZM130 195V196H131ZM136 195V194H135ZM159 195V194H158ZM183 195H185V194H183ZM192 195V194H191ZM204 195V194H203ZM203 195H201V197L203 196ZM224 195V194H223ZM222 195V197H224ZM61 196H63L64 198H63V200H60V197ZM108 197V200L109 201H113L114 203H115V205H114V203H113V207H112V204L109 206V207H107V208H110V210L108 209V211H107V213L109 212V214L107 215L106 214V210H105V207H106V205H105V199H106V197ZM119 196V195H118ZM137 196V195H136ZM150 196H153V194H152V192H151V195ZM163 195H161V197H162ZM115 197V198H114ZM137 197H139V196H137ZM148 197H149V195H148ZM156 197V196H155ZM160 197V196H159ZM160 197V198H161ZM165 197H166V195H165ZM168 197H169V199H168ZM168 197H166L165 199H167L166 201H165V203L163 202L162 204H161V201L159 202L160 203V205L158 204V202H154L153 201V203H155L156 205H159V207L158 206H155V204L153 205V206H151L152 208H150L149 206V208L150 209H153L154 208V206H155V210L153 209V211L152 212H154V215L155 216H159L160 215V217L161 216H163L164 214H170V215H172V213L174 214L175 213V215L177 214V217H180V219L181 220H186L185 222H187V219H188V222L191 224L192 223V225H193V222H192V220H194L196 217H197V215H199V212L200 213H202L201 211H199V209H197L196 207H198L199 208V204L201 203V202H199L198 200H199V198H201L200 196L198 197L197 195L195 196L196 198L198 197V200H196L197 202H199V204L196 206V205H194L195 206V209H196V211L198 212V214L196 213V211H194L193 210V212H195L197 215L196 216H194L195 214H189V212H191V211H188V210H186V211H188V212H186L185 211V213H188L189 214V217H187V215L185 216V215H182L181 213H183V211L181 212L179 209H177V211H175L174 212V208L172 209L171 207H170V205L172 206V202L174 203L175 202V200L174 201H172L173 200V197L172 196H170V194H169V196ZM180 197V196H179ZM194 197V196H193ZM221 197V198H222ZM230 197H233V196H230ZM236 197V198H237ZM249 197H247L248 199H250ZM43 198V199H42ZM46 198V200L47 199H49V200H47L48 202L46 203V202H43V203H45L47 206H48V209H45V204L43 205V203H41L42 202V200L44 201V199ZM119 198H120V196H119ZM128 198V197H127ZM153 198V197H152ZM157 198H158V196H157ZM159 198V199H160ZM178 198V197H177ZM181 198H183V197H181ZM181 198H180V201H181ZM185 198V197H184ZM184 198L182 199V200H184ZM189 197H187L186 199H188ZM191 198V197H190ZM205 198V197H204ZM212 198H210L209 200L211 201L212 200ZM217 198V199H216ZM239 198V197H238ZM24 201H23V200ZM61 199H62V197H61ZM117 199H118V197H117ZM131 199V198H130ZM164 199V200H165ZM234 199L235 198H233V201H234ZM107 200V199H106ZM120 200V201H121ZM132 200V199H131ZM157 200V199H156ZM189 200V199H188ZM190 200H192V199H190ZM195 200V199H194ZM193 200V201H194ZM202 200H204L203 198H202ZM206 200V199H205ZM222 200H226V198L224 199V198H222ZM221 200V201H222ZM237 200H239V199H236V201ZM240 200H243L242 202H243V204L245 203V204H247L248 203V201L246 202V200H244V197L243 198H241ZM119 201V200H118ZM136 201V202H135ZM172 201V202H171ZM180 201H179V204H176V206L177 205H180V208H181V206L183 205V204H186V202H184V201H182V202H184L183 204H181L180 203ZM192 201V202H193ZM195 201V203H197ZM219 201V200H218ZM220 201V202H221ZM232 201V200H231ZM228 202V203H233V202ZM111 202H109V203H111ZM128 202H130V203H128ZM138 202V205L136 204ZM176 202H177V200H176ZM239 202V201H238ZM241 202V201H240ZM60 203H61V205H60ZM188 203V202H187ZM189 203H191V202H189ZM227 203V204H228ZM107 204V203H106ZM168 204H170L169 206H168ZM213 204H215L214 202H213ZM213 204L211 203V205L213 206ZM216 204H219V203H217L216 202ZM221 204H222V202H221ZM220 204V205H221ZM226 204V205H227ZM233 204H236V203H233ZM232 204V205H233ZM163 205V206H162ZM174 205H175V203H174ZM191 205H192V203H191ZM220 205H217L218 207L220 206ZM242 205V204H241ZM25 208V209H22V210H24V211H26V212H21L22 210H21V208H23V207ZM47 206H46V208H47ZM60 206V207H59ZM147 206V205H146ZM146 206H144V204L141 206L142 208H141V212H142V209L144 208V207H146ZM186 206H188V204L186 205ZM185 206V207H186ZM194 206H192L193 208H194ZM206 206V205H205ZM208 206V205H207ZM229 206V205H228ZM237 206V205H236ZM249 206L250 205H248V208H249ZM112 207V208H111ZM117 207V209L118 208H120L121 210H122V212H121V214L117 217V215L119 214L118 212V214L117 215H115V213H113V211H114V209ZM160 207H162V208H160ZM170 207V208H169ZM175 207V206H174ZM184 207V206H183ZM217 207V208H218ZM251 207V206H250ZM27 208V209H26ZM83 208L85 209V211L83 210ZM128 208H130V209H134V210H129L130 212H132V211H134V213H130V212H128L127 213V210H128ZM149 208H147L146 207V210L147 209H149ZM160 208V209H159ZM178 208H179V206H178ZM189 208L191 209V207L189 206ZM189 208H187V209H189ZM206 209H207V207H205ZM205 208H203V209H205ZM213 208V207H212ZM228 208V207H227ZM241 208H245V206L243 205V207H240L239 209L242 211H240V213H243V212H245L244 210H247L248 211V209H241ZM13 211H12V210ZM117 209H115V210H117ZM119 209V210H120ZM145 209V208H144ZM143 209V210H144ZM168 209H172L171 210V212H170V210L168 211ZM183 209H185V208H183ZM182 209V210H183ZM201 209V208H200ZM205 209V211H207ZM214 209V208H213ZM229 209L231 210L232 208H230L229 207ZM12 211L13 212V214L12 213H9V211ZM19 210H20V212H19ZM120 210V211H121ZM145 210V211H146ZM159 210H160V213H158L159 212ZM176 210V209H175ZM178 210H179V212H181V213H179V216H178ZM249 210H251V208H249ZM118 211V210H117ZM156 211H158L156 214H155V212ZM215 211H217L216 209L213 211V212H215ZM232 211V210H231ZM246 211V212H247ZM252 211H253V209H252ZM255 211V210H254ZM148 212V211H147ZM147 212H145L146 213V215H148L147 214ZM150 212V211H149ZM208 212H209V209H208ZM213 212H209V215H210V213H213ZM218 212V211H217ZM221 212H223L222 210H221ZM221 212H219V213H221ZM230 212V211H229ZM248 212H251V211H248ZM247 212V213H248ZM15 213V214H14ZM28 213V214H27ZM54 213L56 214V216L54 215ZM98 213V217L96 218V216H94V218L92 217V215L93 214H97ZM113 213V214H112ZM132 214V216H133V218H134V216H137L136 218H138V216L140 217V221H141V223H143V224H140V227L139 226H136V223L135 222H138V221H134L133 219V221L130 219H127V216H129L130 214ZM143 213V212H142ZM184 213V214H185ZM223 213H226V212H223ZM232 213V212H231ZM235 213V212H234ZM254 213H256V212H254ZM254 213H253V215H254ZM23 214V215H22ZM91 214V215H90ZM217 214V213H216ZM233 214V213H232ZM244 214V213H243ZM242 214V215H243ZM251 214V213H250ZM249 214V215H250ZM14 215L16 216V215H18L17 217L19 218V221H18V219H14V220H11L12 218H9V217H13L14 218ZM22 215V216H21ZM104 215L106 216V218L104 217ZM145 215V214H144ZM143 215V216H144ZM153 214L151 213L150 215H148L147 217V219H151L152 220V216ZM175 215L173 216V217H175ZM215 214H213V216H214ZM234 215V214H233ZM233 215H231L230 213H226V217L225 218H228V219H230L231 218V216H233ZM236 215V214H235ZM252 215V214H251ZM257 215V214H256ZM21 216V217H20ZM112 216H116V218H118L117 219V221H115L114 220V217H112ZM132 216L130 217V218H132ZM183 216V217H182ZM211 216H212V214H211ZM223 216H225V214L223 215ZM237 216V215H236ZM160 217L158 218V220H159V223L158 222H156L157 224H160V222H166V220H165V218H161L160 219ZM177 217H176V219H177ZM187 217V219H185ZM195 217V218H194ZM203 216H199V217H197L199 220H198V222L200 223H198V227H199V225H204L203 223H202V220H201V218H202ZM204 217H206L205 215H204ZM203 217V218H204ZM208 217H210V216H208ZM222 217V216H221ZM235 217V216H234ZM255 217V216H254ZM87 218H89L92 222H90V224H88L87 223ZM96 218V219H95ZM115 218V219H116ZM135 218V219H136ZM167 218H168V216H167ZM166 218V219H167ZM196 218V219H197ZM207 218V217H206ZM205 218V220H203V222L205 221L206 223H207V221H209V220H207V219H209V218H207L206 219ZM213 218V217H212ZM217 218H218V216H217ZM223 218V217H222ZM221 218V219H222ZM224 218V219H225ZM237 218V217H236ZM240 218V217H239ZM242 218H244V220H246L247 219V216H246V219H245V217L243 216ZM250 218V217H249ZM253 218V217H252ZM111 219H113L114 221H112ZM120 219V220H119ZM122 219V220H121ZM145 219H146V217H145ZM221 219H218L219 221H221ZM223 219V220H224ZM228 219H226V221L227 222H229V221H232L231 219L230 220H228ZM258 219H260V221H258ZM16 220V221H15ZM52 220V224H49V222ZM131 221V226L133 227V225H134V223H135V225H134V227L133 228H135L136 229V227H139V229L138 230H134L135 232L137 231V234L138 235H140V231L142 232V234L138 237L139 239L138 240H136L135 241V236H137V234H134L135 236H134V238H131V237H129V230H132V229H129V230H127L128 229V227H127V229H126V227H125V224H127L126 223V221ZM136 220H138V219H136ZM157 220V219H156ZM178 220H179V218H178ZM222 220V221H223ZM237 220H241V219H237ZM252 220H254V219H252ZM251 220V218H250V221H252ZM119 221H121V222H119ZM196 221L197 220H195L194 222L196 223ZM234 221H235V219H234ZM19 222V223H18ZM145 222H146V220H145ZM147 222H149V221H147ZM146 222V223H147ZM151 222V221H150ZM153 222V221H152ZM184 222V223H185ZM204 222V223H205ZM226 222V223H227ZM241 222V221H240ZM246 222H248L247 220H246ZM51 223V222H50ZM140 223V222H139ZM179 223V222H178ZM236 223V222H235ZM238 223V222H237ZM248 223H250V222H248ZM138 224V223H137ZM186 224V227L188 228V226H187V223H185ZM218 224V223H217ZM229 224V223H228ZM232 225H231V228H226L227 230L229 229L230 231H227V236H228V232H229V236L231 237V238H229V236H228V238H229V241H232V240H230V239H235L236 240V238H233V235H234V230H235V226H236V224L235 225H233L234 223H231ZM242 224V223H241ZM108 225V226H107ZM128 226H130L129 225V223L127 224ZM139 225V224H138ZM142 225H144V226H142ZM176 225V226H175ZM179 225V224H178ZM191 225V226H192ZM225 225H227V224H225V220H224V226L222 227V228H224L225 227ZM248 225V224H247ZM246 225V226H247ZM105 226H107L108 227V231H109V233L110 234H108V232L107 231H105L104 229H107ZM131 226L129 227V228H131ZM157 226H159V225H157ZM195 226H197V225H195ZM195 226H194V229H195ZM229 227H230V224L228 225ZM238 226H239V224H238ZM245 226V225H244ZM258 226V227H259ZM87 227H90V228H87ZM185 227V228H186ZM198 227H196L197 229H198ZM205 227H210V226H208V223H207V226H205ZM214 227V231L215 232H219V231H216L215 230V224H213V225H211V227L209 228V230L212 232V230H211V228H213ZM219 227V226H218ZM237 227V226H236ZM159 228V227H158ZM167 228V227H166ZM165 228V230L167 231L168 230V228H169V226H168V228L166 229ZM181 228H182V230H183V227H181V225H180V227L178 226L177 227V229H179L181 232H182V230H181ZM190 228V227H189ZM202 228V227H201ZM217 228V227H216ZM221 228V229H222ZM239 228H240V231H242V233L245 231L244 229H242V227H240L239 226ZM250 228V227H249ZM87 229H90V232H92V231H96L97 232V238H95V239H92V240H90V241H87L88 243H85L84 242V230H85V232L87 231ZM163 229H164V227H163ZM163 229H160V230H162L163 231ZM203 229V231L204 230H206V229H208V228H202ZM219 229H220V227H219ZM218 229V230H219ZM220 229V230H221ZM234 229V230H233ZM237 229V228H236ZM242 229V230H241ZM254 230V232H258L259 233V231H257L255 228H253ZM99 230V231H98ZM157 230H159V229H157ZM190 230V229H189ZM189 230H188V232H189ZM191 230H193V226H192V228H191ZM199 230V229H198ZM197 230V231H198ZM208 230V231H209ZM247 230V229H246ZM256 230V231H255ZM139 231V232H138ZM162 231H160V232H162ZM176 231H178V230H176ZM186 231V230H185ZM196 231V230H195ZM201 231V230H200ZM200 231H198V232H200ZM213 231V232H214ZM251 231V230H250ZM252 231V232H253ZM48 232H52V235H51V237H48V235L50 234H48ZM89 232V231H88ZM134 232V233H135ZM153 232V234H151ZM163 232H165V231H163ZM191 232V231H190ZM197 232V233H198ZM205 232H207V230L205 231ZM205 232H203L204 234H205ZM248 232H249V229H248ZM105 233H107V235H105L104 236V234ZM166 233H164L165 234V236H166ZM194 233V232H193ZM192 233V234H193ZM197 233H195V234H193L192 236H193V239H195V236H196V234ZM219 233H221V231L219 232ZM219 233H213V234H215L214 236H217L216 234H219ZM256 233L254 234V235H256ZM258 233H257V235H258ZM262 233H263V230H262ZM88 235H89V233H87ZM128 234V239H126L125 240V237H126V235ZM130 234H131V232H130ZM132 234H133V230H132ZM160 234H162V233H160ZM163 234V235H164ZM180 234V235H179ZM203 234V235H204ZM208 234V233H207ZM241 234V233H240ZM244 234V233H243ZM242 234V235H243ZM260 234V233H259ZM149 235H151L150 237H149ZM199 235L201 236L202 234L201 233H199ZM198 235V236H199ZM210 235V234H209ZM208 235V236H209ZM221 235H222V233H221ZM221 235H219V237L217 236V238H215V237H213V239L214 240H212V243L213 244H216L217 242H221L219 239L221 238ZM241 235V236H242ZM90 236V235H89ZM92 236V235H91ZM146 236V235H145ZM205 236V235H204ZM244 236V235H243ZM264 235L262 234V236L261 237H263ZM126 237V238H127ZM133 237V236H132ZM171 237V236H170ZM184 237H185V240L187 239V241H185L184 240ZM235 237V236H234ZM248 237V236H247ZM259 237V236H258ZM75 238H77V242L79 243V245H78V243H77V245H76V243L75 244H73L74 243V241H76V239ZM137 238V237H136ZM219 238V239H218ZM243 237H241V238H239V239H242ZM254 238V237H253ZM257 238V237H256ZM73 239V242L71 241L70 242V240H72ZM75 239V240H74ZM89 239V238H88ZM133 239V240H132ZM208 239V238H207ZM222 240H223V243H224V241H225V239H223V237L221 238ZM239 239L237 240V241H239ZM250 239V238H249ZM249 239H245L246 241L247 240H249ZM251 239H252V235H251ZM255 239V238H254ZM253 239V240H254ZM262 239V238H261ZM86 240V239H85ZM127 240H129V241H127ZM131 240L132 241H134L133 242V244L131 245ZM160 240V241H159ZM166 240V241H165ZM188 240H190V241H188ZM245 240H244V243H245ZM259 240V239H258ZM263 240V239H262ZM139 243H138V242ZM184 241L185 242H187V243H185L184 244ZM193 241V240H192ZM198 240H196V242H197ZM237 241L235 242L234 241V244L235 245H237L238 243H237ZM256 241V240H255ZM254 241V242H255ZM261 241V240H260ZM264 241V240H263ZM111 242V243H110ZM137 242V243H136ZM144 242V241H143ZM143 242L141 243V245L140 246H143ZM163 242V243H162ZM194 242V241H193ZM228 242V241H227ZM240 242H243V241H240ZM249 242V241H248ZM253 241H251L250 243L251 244H254V243H252ZM257 243H255V248H256V251H259L260 249L262 250V248H263V250H264V243L262 244V245H256V244H258L259 242L258 241H256ZM72 243V244H71ZM97 243H99V245H100V243L102 244L103 243V245L106 247V249H107V246L109 245V244H112L113 243V245H111V247L113 248L112 249V251H110L109 250V248L107 249V251L105 250V247L104 246H102V245H100V247H103L102 249H104L105 251L104 252H102L100 249H98L99 251H97V248H98V244ZM129 243H130V245H129ZM178 244V246H176V244ZM180 243V244H179ZM191 243V242H190ZM197 243H199V242H197ZM197 243H195V244H197ZM247 243V242H246ZM261 243V242H260ZM97 244V245H96ZM108 244V245H107ZM125 244H127L128 245V248L130 247V249L128 250V253H127V250H125L126 251V253H124L125 255H123L122 256V252H124V251H120L121 249H123L124 247H125ZM145 244V245H146ZM161 244V245H160ZM163 244V245H162ZM175 244V245H174ZM193 244V243H192ZM217 244H219V243H217ZM216 244V245H217ZM230 244V243H229ZM240 244V243H239ZM242 244V243H241ZM240 244V245H241ZM251 244H247V245H250L251 246ZM156 246V250L154 249V247ZM180 245V246H179ZM200 245H204V243L202 244V241H201V244ZM222 245V244H221ZM231 245V244H230ZM229 245V246H230ZM246 245V244H245ZM77 246H79V247H77ZM95 246H97V248H96V251L97 252H99V253H97L96 251H95V249H94V247ZM123 246V247H122ZM146 246H148V245H146ZM162 246H164V247H162ZM224 246H226V243H225V245ZM233 246V245H232ZM253 246V245H252ZM174 247H176V248H174ZM177 247H180V248H177ZM206 247V246H205ZM210 247V246H209ZM235 247V246H234ZM119 248H120V250H119ZM164 248H165V250L166 249H171V251L173 252V255L172 256H168L166 253H165V251H164ZM241 248V247H240ZM244 248V247H243ZM242 248V249H243ZM248 248V247H247ZM156 251H154V250ZM253 249V248H252ZM116 250H118L117 252H116ZM124 250V249H123ZM151 250V251H150ZM152 250H153V252H152ZM164 251V254H165V256L164 257H166V259L164 260V258H162L161 257V254L159 255V253L156 255V253H157V251L159 252V251ZM189 250V251H188ZM202 250V249H201ZM120 251V252H119ZM204 251V250H203ZM203 251H200V254H202V252ZM218 251V250H217ZM250 250H247L246 252H249ZM102 252V253H101ZM186 252V253H185ZM211 252V251H210ZM240 252H241V250H240ZM239 252V253H240ZM246 252L244 253L246 256V258H247V255L248 254H246ZM253 252V251H252ZM252 252H250V253H252ZM122 253V254H121ZM154 253H155V255L157 256H153L154 255ZM181 253H183V255L181 254ZM196 253H197V250H196ZM199 253V252H198ZM198 253H197V255H198ZM203 253H205V254H207L206 252H203ZM209 253V252H208ZM232 253V252H231ZM239 253H237V254H239ZM254 253V252H253ZM252 253V254H253ZM256 253V252H255ZM180 254H181V258L180 259H178V257H180ZM185 254V255H184ZM191 255L190 256H192V254H193V256H194V252L192 253V251H191V253H190ZM236 254V255H237ZM244 254H243V257H244ZM159 255V256H158ZM162 255H163V252H162ZM204 255V254H203ZM241 255H242V253H241ZM251 255V254H250ZM260 254H258L257 256H256V258H257V260L259 261V259H258V256H259ZM73 256H75L76 258L77 257H79V260L77 261V260H74L73 259ZM125 256V257H124ZM134 256L136 257H138V260L137 259H135L134 258ZM168 256V257H167ZM183 256L185 257V260L184 259H182L183 258ZM192 256V257H193ZM199 256V255H198ZM198 256H195V257H193V258H198ZM249 256V255H248ZM187 257H189V256H187ZM240 257V256H239ZM238 257V258H239ZM260 257V256H259ZM80 258H81V260H80ZM99 258H102V260H100ZM155 258V259H154ZM161 258L164 260H161ZM235 258H236V256H235ZM238 258H236V259H238ZM97 259L99 260V261H97ZM148 259H150L151 261H149ZM153 259V260H152ZM181 259H182V261H181ZM199 259H201V255H200V258ZM198 259V260H199ZM264 259V258H263ZM242 260V259H241ZM162 261H163V263H162ZM197 261V260H196ZM238 261H240V260H238ZM256 261V260H255ZM255 261H253V259H252V262H253V264H255L256 262ZM107 263V264H111V263ZM187 262V261H186ZM185 262V264H187ZM232 262H234V264H236L235 263V261H233L232 260ZM231 262V263H232ZM255 262V263H254ZM263 262H264V260H263ZM262 262V263H263ZM190 263H191V261H190ZM220 263V262H219ZM258 263V262H257ZM188 264H189V261H188ZM191 264H193V262L191 263ZM194 264H195V261H194ZM196 264H199V262L198 263H196ZM215 264V263H214ZM258 264H260V262L258 263Z\"/></svg>",
  "mask_w": 264,
  "mask_h": 264
},
{
  "label": "rangeland",
  "instance_id": "rangeland-1",
  "mask_svg": "<svg viewBox=\"0 0 264 264\" xmlns=\"http://www.w3.org/2000/svg\"><path fill=\"white\" fill-rule=\"evenodd\" d=\"M6 1H8V2H6ZM6 1H5V3H6L7 5L3 3V0H2V1L0 0V2L5 6L4 8L6 9V7H7L6 10H8V14H10V15H8V17H10V18L6 19V21L8 22V20H10V19H12V18H14V17H17L18 14H15V16H14V13L10 12L9 9H12L11 6H13V4H12V3L10 4L11 0H6ZM9 1H10V2H9ZM13 1H14V0H12V2H13ZM29 1H30V0H16V3H15V4H17V5H16V7H17V11H16V12H18V13H22V12L24 11L25 13H30L29 11H26V10L32 7L34 10H31V11H33V12H32L33 14L31 13V14H30V17H32L31 15H33V17H34V21H35L36 19H39V21H37V23H34L33 25H32V24L27 25L30 29H29L27 26H25L26 28H28L27 30L30 31V33H29V35H28V33H27L28 31H26V32L23 33V37H22V35H21V38H22L21 41H22V43H21L20 40H19V39H20V34H21V33H18V34H17V32H13V31L11 32V30L9 29V28H10V25H9V26L7 25V26H8L7 28H8L10 31L8 32V30H6L7 28L5 29V32H4V33H6L5 35H6L7 37L4 36V40H5V38H6V40L9 41V39H10L11 37L9 36V37H10V38H9V37H8V34L13 36V33H14V37H12V39L14 38L15 40H17V41H15V42H17L18 45L16 44V46H17L16 48H17V49L14 48V47H15L14 39H13V41H12V39H11L10 41H12V43H14V44H12L14 47H11L12 45H9L11 42L8 43L7 41H4V42L2 43V46H4V48L6 47L5 50H7V49H9V48L11 47V49H10V50H11V53H12V51H14V52L17 51L18 53L16 52L17 55H16V54H15V55L12 54V56H11V55L8 56V55H9V53H8L9 50L6 52V54H8V55H4L5 50H4V51L2 50L3 52H2V54H1V56H0V59H2L0 63H3V62H4V57H5V56H7V57L17 56V58H18L19 55H20V57H21L22 59H21L20 57H19V58H20L21 60L24 59V61H22L21 63H23L25 67H26L27 65H29V67L26 68L27 70L24 69L25 67L23 68V64H22V66H19L18 68L22 67V69H21L20 73L17 74V75H20V76L22 77V79H20V76H19V80H20V81L22 80V82H21L22 84H24V83L26 82V83L23 85V86H24V89H21V88H20V87L22 86V84H21V86L18 87L17 89H19L20 91L22 90L23 92H26V91H27V92H26L27 95H25V94H23V93H20L18 90H17V92H14V93H13L14 89H12V91H10L11 86L13 85V82L11 83V81H13L12 78L16 77L15 74H14V73H15L14 71L17 72V70H16L17 67H16V68H13V67L16 66V64H15V66H14V63H12V62H17V61H18L16 57H15V59H14L12 62H9V59H8L7 57H5V59L7 58L8 60L6 59L5 61H7V62H4V63L2 64V67H0V68H2V70L5 68L4 66L7 67L6 69H8V67H11V68H9V69L7 70L8 73H7V71H4V72H5V77H7V78H5V77L3 78V80L5 79V85L3 84V86H5V87H4L5 92H4V91H1V90H3V89H1V90H0V95L3 93V94H2V96H3L5 93L7 94V92H9L8 95L11 94V96L14 94V96H13V97H15L14 100L17 99V98H19V101H18V100H16V101H13V100H12V101H11V99L13 98V97H12V98L10 99V101H11L10 103H12V105L15 104V106H16V103H17V101H18V103H17L18 106H16V107L19 108V106H20L19 103H21V104H22L21 106H25V108H24L25 110L27 109L26 106H27L28 104H29L28 106H30V105L32 106V104L35 103V105H36L37 107H35V105H33L32 107L30 106V107L33 108V109L30 108L31 110L29 109L30 111H29V113H28V115H29L30 113H32V110H33V113H34V111H35L34 116H33V114H30V116H31V115H32V116H31L30 118H29V116H27V117H28L27 120H28L29 123L31 122V125H32V124H35V123H38V127H39L40 123H43V122H44V123L41 125V127H39V129L37 130V131H40V132L42 131L43 133H44V128L46 127V126H43V125H44V124H45V125H48V124H47V123H48V122H47L48 119L46 120L41 114L46 113V114H45V117H48L49 114H50V117H51V115L54 116V114L51 112L52 107H50V105H54V106L56 105V106H57V107L55 106L56 109H59V107L62 108V107H64L65 105H66V107L68 106V107H67L68 109H67V108H65V109L62 108V110H64V111L67 109V110H68V113H65V112L67 111V110H66L65 112L63 111L64 113L61 114L62 110L59 109L60 112L58 111V114H57V115L60 116V118H61V120H62V119L65 118V115L70 114L69 117H68L67 119H70L71 116H72V117H74V120H75V121H77V122L79 121V122H78L79 125L77 126V127H79V130H81V128L84 126L83 129H85L86 132H88V133L85 134V135H81V136H83L82 138H85V140H86V142H87V145H89V146L91 145L90 147L92 148V150H94V151L96 150V151H97V152L95 151V153L97 154L95 157L98 159V158L101 157V155H102L103 158L101 157V158H99V159H101V162H102V163H105V162H106L104 165H102V163L100 162V160H99V162H98V160L96 159V160H94V161H95V163H97V164H94V163H93V160L90 162V160L88 159V158H89V155L86 154V151H85L84 149L80 148V150H79V149L76 148V145H75V146H71L70 148L73 149V150H71L70 153H71L72 151H74V155L76 154V156H77V159L75 158V160H76V161H77V160H81V162H80V161H79V162H78V161L76 162V164L78 163V164H77V167L80 166V172L82 171L81 174L83 175V171H86V173L84 172V174H87L88 172L91 171V169H93L92 171L94 172V175H96V177H94V178H95V182H97L96 179L99 178V177H100V174H101V177L99 178L100 181H98L97 183L100 182V183L102 184V185L100 184V187L103 186V188L107 187V186H105V185H108V189L105 188L106 191L104 192L106 196H109V194H107V193H110L111 190H112V193H116V201H117V202H115V200H113V197H110V196H109V197H110V199L112 198L111 200H113L115 203H117V207L119 206L118 204H120L121 202L123 203V200H124L125 197L121 200V197H122V196H126L125 200L128 199L127 201H129V200L132 201V202H131V205H130L129 207H130V208H134L135 210L140 209V210H139L140 212H137V213H136V211H135V214H134V215H138V213H141V214H142V215L140 214L141 217H142L141 219L144 221L145 226H146L147 224H149V225L152 224V225H150V226L147 225L146 227H145L144 225H142V226L145 227L144 230H146L148 227H151L150 230H152L154 233L156 232L155 235H152V236L149 235V237L151 236V237L153 238V236H156V237H157V235H158L157 238H154V239H153V240H155L156 242H158L157 240L160 239V238H159L160 235L163 236V237L160 236V237H162L163 240H164V238L166 239V237H167L168 234L171 236V237H170V236L167 237V238H168V239H166L167 241L165 240V241H166V242H164V243H165V244H164V245H165V248H166V246H167L166 244L168 243V240L170 241V239H173L172 237H173L174 235L177 236V234H176L177 232L183 234V236L185 235V237L187 236V234H184V233H188V234H190V236H191L192 238H190L189 235H188L186 238H190L191 241H190V240H188V241H190L191 243L189 242V244H188L187 242H185V241H187V239L185 240V237H184V240H185V241H184V244L187 243V245L190 247V252H189L188 254L185 252V253H186V261H187V262H186V261H185V262H186L187 264H188V261H189V264H191L192 262H193V264H194V261H195V264L198 263V262H199V264H214V263H215V264H234V262H232V260L235 261V263L237 262L236 264H253L252 259H253V261L256 260V261H255L256 263L254 262L255 264H258L259 262H260V264H264V262H263V260H264V259H263V258H264V250H263V248H262V250L260 249L259 251H256V248H255V243H257L256 241L259 242V243L256 244V245H262V244L264 243V241H263V240H264V236L261 237L262 234L264 235V229H257V228H261V227L258 225V224H260V222H261L260 219H258V221H260V222H257L258 224H256V227H257V228H256V227H253V226L255 225L254 222H255L256 216H257V218H258V216L261 217L260 214H259V212H258V211H259V210H258L259 208H258V209H257V208H254V207H252L253 204L251 205V204L249 203V202L251 201V199H252V198H250V197L248 196V195H249V187H247V188L244 190L245 192H241V191H243L242 188H240L239 186H237L236 189L239 190L240 193H236V190H235V191L232 190V189H235L234 186H235L236 183H235V184L233 183L234 185H233L232 183L229 185V183L231 182V181L229 182V180H230L229 178H232V176L234 177V175H236L237 178H239L238 176H241L240 174H238V171H236L237 167L240 166V164L238 163V161H236V160L238 159V158H237L238 155H236L237 153H236V154L234 153V156L236 155V157H234V156L231 155V156H232V158H231V157H230V154H229L230 151H229L228 147H227L226 145H224V146L222 145L223 147L221 146V148H219V149H222V150L215 151V152H217V153H215V155H213V157H212V156L210 157L209 155H211V154H207V153L209 152L208 148H207V151H208V152H206V147H208V146H207V144L205 143V144H202V151L204 150L205 152L203 151V152H201V153L205 154L206 156H205V155L203 156L201 153H196V155L199 154V155H202V156L198 157V156H199V155H198V156L195 158V160L197 159V161H195V160L193 161V157H195V154L192 153V152H194L193 150H194V148H195V147L193 146L194 144H192V145H190V146H189L188 144H186L185 147L182 148V146L185 144V142H182V141L180 140L181 137H182V131L179 132V130H181V129H178V127H175V126H181V125H185V127H188V126H190V125H188V124H191V123H192V124L194 125V128L196 127L194 131H196V132L199 131V129H200L201 127H200V125L197 124V123H198V122L200 123V120H199V121L196 120V118H195L196 116H195V117L193 116V114L195 113L193 110H195V108H196V106H195L196 103L194 102L193 110H192V106H191V110H189V109L187 108V104H186V102H185V104H184V102H183V100L185 99V97H183V94H185V93H184V87L187 88L186 85H185L186 83L184 84L185 86L183 85V94H181L182 92L179 93V92L177 91L178 88L174 89V87L179 86V85L177 84L178 81H177L176 83H173V82H172V79H173V78H172V77H170V78L167 77L166 74L173 72V70L175 71V64H174V67L172 68V67L169 65V63L167 62V61L171 62L170 60H172V59L169 58L170 60H168V59H167V60H164V62L166 63V66L168 65V68L166 67V68H167L166 71H167V72L170 71V72L167 73L164 69H161V68H159V70L157 71V69H158V68H157V65L160 64V63H157L158 61H156L155 58H153V56H152L153 53H151V52L154 51V49H152V48L154 47V44H152V43H154V41H153L154 39H155V40L157 39V41H160V40H161V41L164 42V43H161V42H160V44H163L164 46H167V48H170V46L167 45L168 43H167L166 39H162V37H163L162 34H163V33L166 34L167 32H169V36H170V34L173 33V32H174L175 34H178V33H177V32H178L177 30H176V31H172V30L170 31V29H168V28L164 29V27H165V26H164V22H163V21L161 22V23H163V24H162L163 27H162L161 24H160V21H159V20H161V19H159L160 16L158 17V15H156V14H158L159 12H156V13H155V11H160L161 9H164L166 6L169 5L170 7L172 6L173 9L175 10V12L177 13L176 9L178 10L179 7L175 8L177 5H176V6H175V5H172V3H171V5H170L169 0H168V2H167L166 4H165L166 0H163V4L161 3V4H162L161 6L158 5L159 3H156L157 0H156V1L152 0V1H153L152 3L150 2L151 0H140V2H139V0H133V1H132V0H131V1H130V0H127V1H126V0H122V1H120V0H113V1H112V0H110V1L107 0V4H110L111 2L114 4L113 6H111L112 3H111L110 5H107V8H106V6H105V7L103 6V5H106V1H103V0H97L99 4L97 3L96 0H93V1L90 0V1H92V2H90L89 0H74V1H73V0H70V1H68V0H66V1H64V0H55V1H54V0H51V1L48 0V1H49V2H48L47 0H45V3H44V1L41 0V1H42V4H41V1H40V0H35V1L33 0L34 3H33L32 1H30V2H29ZM38 1H39L40 3H39ZM53 1H54V2H53ZM77 1H78V2H77ZM108 1H109V2H108ZM129 1H130L131 4L133 3V4H135V5H132V6H131L130 3H129V4H126V3L129 2ZM134 1H135L136 3H135ZM143 1L146 2V3L148 2V3H147V4H146V3H143ZM160 1H161V0H158V2H160ZM164 1H165V2H164ZM261 1H262V0H261ZM14 2H15V1H14ZM14 2H13V3H14ZM17 2H18V3H17ZM26 2H29V3L32 2L33 4H31V5H30L31 7H30V6L28 5L29 3L27 4ZM35 2H36V3H35ZM47 2H48V4H47ZM57 2H59V3L61 2V5L58 4ZM63 2H64V4H62ZM65 2H67V3H65ZM68 2H70L71 4L68 3ZM73 2H74V3L77 2V3H76L77 6L74 5V6H76V8H75L74 6H72V3H73ZM185 2H186V1H184V3H185ZM193 2H194V1H193ZM193 2H192V3H193ZM1 3H0V5L3 6ZM8 3H9V4H8ZM25 3H26V4H25ZM49 3H50L51 5H50ZM55 3H56V4H55ZM74 3H73V4H74ZM93 3H94V5H93ZM95 3H97V4H95ZM150 3H151V4H150ZM154 3H155V4H154ZM15 4H14V5H15ZM20 4H21V5H20ZM44 4H47V5L49 6V9H47L48 6L46 7V5L44 6ZM67 4H68V5H67ZM101 4H102V6H103L104 9L101 8V7H102V6H100ZM139 4H140V5H141V4H144V7H143V11H140L139 14H138V11H139L140 8H141V7L139 6ZM174 4H175V3H174ZM9 5H11V6L8 7ZM18 5H19V6H18ZM26 5H27V6H26ZM32 5H33V6H32ZM85 5H86V6H85ZM90 5H92V6H90ZM115 5H116V7H114ZM129 5H130V6H129ZM146 5H147V6H146ZM149 5H150L152 8L149 7ZM155 5H156L157 8L154 7ZM93 6H94V7H93ZM95 6H96V8H95ZM108 6H110L111 8L108 7ZM118 6H119L120 8H119ZM122 6H123V7H122ZM126 6H127V7H126ZM128 6H129V7H128ZM133 6H134V7H133ZM136 6H137V7H136ZM138 6H139V10H138ZM164 6H165V7H164ZM169 6L166 7L167 9L165 8L166 11H165V9L162 10V11H165V12L168 11L166 14H164V16H165V15L167 16V14H168L169 12H170V14H171V11H172L173 9H172V7L170 8ZM62 7H63V8H62ZM71 7H72L73 9H72ZM77 7H79V9H78ZM87 7L90 8V9H88V11H87ZM113 7H114V8H113ZM131 7H132V8H131ZM2 8H3V7H2ZM19 8H20V9H19ZM23 8H26V9H23ZM45 8H46L47 10H46ZM70 8H71L73 11H71ZM94 8H95V10H94ZM97 8H98V9H97ZM125 8H126V9H125ZM130 8H131L132 10H131ZM153 8H154V9L156 8L155 11H154ZM41 9H42V10H41ZM43 9L46 10V11H49V10H50V11L47 12V13L45 12V13H46V14H45L44 11H43ZM52 9H53V11H52ZM56 9H57V10H56ZM61 9H62V10H61ZM64 9H65V10H64ZM68 9H69V10H68ZM77 9H78V10H77ZM105 9H107V10L109 9L108 12H107V10H105ZM112 9H113V10H112ZM116 9H117L118 11H117ZM144 9H145V10H144ZM148 9H149V10H148ZM150 9H151V10L153 11V13H154V14H152V15H154V19L157 20V23H156L155 25L153 24V26H155V27H153V28H152V25H151L149 22H153V23H154V21L156 22V20H153V21H152L153 17H152V19L150 20V17L152 16V15H150V14H151L152 12H150V13L147 12V10H148V11H151ZM159 9H160V10H159ZM169 9H170L171 11H170ZM6 10H5V11H6ZM37 10H38V11H37ZM40 10H41V11H40ZM74 10H75V12H76V16L74 15ZM79 10H80V12H79ZM81 10H82V11H81ZM115 10H116L117 12H116ZM122 10H123V14H122ZM124 10H125V11H124ZM128 10H129V11H128ZM134 10H135V11H134ZM174 10L172 11L173 14H175V13H174ZM182 10H183V8H182ZM182 10H178V11L183 13ZM20 11H21V12H20ZM57 11H58V12H57ZM60 11H61V12H60ZM77 11H78V12H77ZM86 11H87V12H86ZM90 11H92V13L89 15L88 12H90ZM111 11H112V13H113V12H114V13L109 15V13H111ZM127 11H128V13H126ZM130 11H131V12H134V13H131ZM136 11H137V12H136ZM24 12H23V13H24ZM55 12H57V15H56ZM70 12H71V13H70ZM85 12H86L87 14H86ZM96 12H97V13H96ZM120 12H121V13H120ZM129 12H130V13H129ZM146 12H147V13H146ZM160 12H161V11H160ZM11 13H12V14H11ZM34 13H35L36 15H39V16H37V18H36V16L34 15ZM37 13H39V14H37ZM51 13H53V14H51ZM54 13H55V14H54ZM60 13H61V14H60ZM79 13H81V14H79ZM98 13H99V16L97 15ZM101 13H102V14L105 13V14H103V15H104L103 17H104L105 19L102 17ZM107 13H108V14H107ZM118 13H119V14H118ZM125 13H126V14H125ZM142 13H143V15H144L145 17H144L143 15H141ZM40 14H41V15H40ZM43 14H45L46 16H44ZM59 14H60V15H59ZM62 14H63V15H62ZM78 14H79V15H78ZM117 14H118V16H117ZM135 14H136V15H135ZM148 14H149V15H148ZM177 14H179V13H177ZM177 14H176V15H177ZM180 14H181V13H180ZM11 15H13L14 17L11 18ZM28 15H29V14H28ZM73 15H74V16H73ZM81 15H83V16H81ZM106 15H107V16H106ZM113 15H114V16H113ZM124 15H126V16H124ZM129 15H130L131 17H130ZM134 15H135L136 17H135ZM146 15H147V18H148V19H146ZM58 16H59V17H58ZM88 16H89V17H88ZM96 16L99 17L100 19L97 20V17H96ZM105 16H106V17H105ZM109 16H110V17H109ZM112 16H113L114 18H113ZM123 16H124V17H123ZM166 16H165V17H166ZM174 16H175V15H174ZM181 16H182V15H177V17L175 16V19H176V20H175L174 17H173V19H172L171 21H172V22H176L177 25L179 26V28H183V29H184V28L186 27L183 31L180 29V31H179L180 33H181V32L184 33L185 30L189 33V31H191V30L188 29L187 26H188V24H189L190 22H189V21H186L185 24H184V23H181V21L179 22V20H182L183 17H186V15L183 16V17H181ZM18 17H19V19H20V20H19V19L17 18V21H19V24L22 23V24L24 25V23H25L27 20L24 22L23 19L21 20V17H20V16H18ZM39 17H40V18H39ZM41 17H42V18H41ZM46 17H48V18H46ZM74 17H76V18H74ZM82 17H83V18H82ZM93 17H96V20H95L96 22L94 21L95 18H93ZM107 17H108V18H107ZM119 17H121V18H119ZM142 17H143V21H141V22L138 23V21H140ZM26 18H27V17H26ZM35 18H36V19H35ZM70 18H71V19H70ZM78 18H79V19H78ZM87 18H88V19H87ZM118 18H119V19H118ZM125 18H126V19H125ZM132 18L134 19V21H135L136 23H135L133 20L131 21ZM46 19H48V20H46ZM60 19H61V20H60ZM64 19H65V20H64ZM74 19H75V22H76V26L80 24L79 27H78V26L76 27L77 30H76L75 28L73 29V28L71 27V26H73V25H71V24L74 22ZM112 19H115V20H112ZM121 19H123V20H121ZM137 19H138V21H137ZM145 19L147 20L148 23H146ZM158 19H159V20H158ZM12 20H13V19H12ZM12 20H10L9 23H7V22H6V23H7V24H12V23H11ZM62 20H64V21H62ZM70 20H71V21H70ZM77 20H78V21H77ZM82 20H83V21H82ZM92 20L94 21V23H93V24H90V23L93 22ZM110 20H111V21H110ZM128 20H129V21H128ZM173 20H175V21H173ZM0 21H1V19H0ZM22 21H23L24 23H23ZM45 21H48V22L51 21V22H52V23L50 22V24H51L50 26H51V28H54V29L49 28L51 32L48 31V30H49V29H48V27H49V26H48L49 23H47V22H45ZM86 21H87V22H86ZM101 21H102V22H101ZM103 21H106V23H103ZM118 21H120V22H118ZM35 22H36V21H35ZM61 22H62L63 24H61ZM64 22H65V23H64ZM67 22H68V23H67ZM70 22H71V23H70ZM75 22L73 23L74 25H75ZM83 22H84V23H83ZM98 22H99V23H98ZM115 22H116V23H115ZM117 22H118V23H117ZM142 22L144 23V25H145V24H146V25H149V24H150L151 29H150L149 27H148V28H144L146 25L144 26L143 24H141L143 28H141L140 25H139V27H138L137 24H140V23H142ZM158 22H159V24H158ZM188 22H189V23H188ZM26 23H27V22H26ZM38 23H39V24H38ZM58 23H59V24H58ZM97 23H98L99 25H98ZM102 23H103L104 26H103V25L101 26ZM112 23H115V24L113 25ZM119 23H120L122 26L119 25ZM133 23H134V24H133ZM179 23H180L181 25H180ZM0 24H1V23H0ZM22 24H20V25H22ZM27 24H28V23H27ZM40 24H41V25H40ZM45 24H46V25H45ZM52 24H54V25H53L54 27L52 26ZM96 24L98 25V29H100V30H96V27H97ZM110 24H112L113 26H115L116 29L114 30V28H113L112 25H110ZM117 24H118V25H117ZM126 24H127V25H126ZM20 25H18V27H19ZM25 25H26V24H25ZM44 25H45V26H44ZM59 25H60V26H59ZM63 25H64L65 28L63 27ZM89 25H90V26H89ZM125 25H126V26H125ZM131 25H132V26H131ZM134 25L137 26V27H135ZM186 25H187V26H186ZM30 26H31V27L33 26L34 28H31ZM41 26H42V27H41ZM68 26H69V27H68ZM94 26H95V27H94ZM100 26H101V27H100ZM157 26H158V27H157ZM159 26H160V27H159ZM181 26H182V27H181ZM183 26H184V27H183ZM39 27H40V28H39ZM73 27H74V26H73ZM83 27H84V28H83ZM86 27H87V28H86ZM88 27H89V28H88ZM90 27H92L93 29L90 28ZM99 27H100V28H99ZM102 27H104V28L102 29ZM106 27H107V28H106ZM119 27H120V28H119ZM126 27H127V29H126ZM134 27H135L136 29L138 28V30H136ZM146 27H147V26H146ZM156 27H157V28H156ZM35 28H36V30H35ZM37 28H38V30H37ZM43 28H44V29H43ZM59 28H60V29H59ZM70 28H71V29H70ZM81 28H82V29H81ZM121 28H122V30H121ZM128 28H130V29H128ZM133 28L135 29V31H134ZM140 28H141L142 30H141ZM158 28H159V29H158ZM19 29H20V28H19ZM39 29H41V30H39ZM46 29H47V30H46ZM58 29H59V30H58ZM85 29H86V30H85ZM87 29H89L90 31L93 32L92 35H91L90 37H92V36L94 35V37H93L92 39H91V38H88V39L93 40V39L95 38V36H97V37H96V39H97L96 42L98 41L97 43L100 42V43H103V44L100 45V43L97 44V43L95 42V43H96V44H95V47H96V48H95V47H92V44H91L90 40H88V39L86 38V36L88 37V35H86ZM94 29H95V30H94ZM106 29H107V31L109 32V33L107 32L108 34H111L112 32L114 33L115 36L113 35V33H112V35H113V37L116 38V41H117V39L122 38V37H120L119 34L121 33V34L123 35V32H124L123 29H126V30H127L126 32L129 31V32H128V35L130 34V35H129V36H130L129 38H131L130 40H132V41H130V40L128 41L126 38H123V40L126 39V41H125V42H122V43H125V44H126V43L128 42V43H127L128 46H127V45H124V44H123L124 46H122V45H120L121 43L119 44L118 42L115 41V38L110 37V38H111L110 42L112 43V45H111V44L107 45L106 43H107V41H109V38H108V36H105V35L107 34L106 31H105ZM108 29H109V30H108ZM118 29H119V30H118ZM145 29H146V30L148 29L147 31H149V33H148ZM152 29H153V32H154V31L156 32V31L158 30L159 33H158V32H157V33H158V34L161 33V35H158L159 38L155 36L157 33H156V34H155V33L153 34ZM155 29H157V30H155ZM187 29H188L189 31H188ZM32 30H34V31H32ZM44 30H45V31H44ZM72 30H75V31H73V35H72V33H71ZM79 30H80V31H79ZM83 30H85L86 32L84 33ZM139 30H140L141 32H142V31H143V32L141 33ZM160 30H161V31H160ZM162 30H163V31L165 30V31L162 33ZM0 31H1V29H0ZM3 31H4V30H3ZM3 31H2V32H3ZM43 31H44V32H43ZM57 31H58V32H57ZM68 31H70V32H68ZM81 31H83V32H81ZM97 31H98V32L100 31V33H97V35H96V32H97ZM111 31H112V32H111ZM122 31H123V32H122ZM144 31H146V33H147L146 35H147L148 37L151 38V39H150V38H148V37L146 36L149 40H151V41H149V42H151V43H149L148 45H150V44L153 45V47H152V45H150L151 47L149 46V48L146 47L147 50H146V48H144V47H145L144 43H143V45H142V42H143V41H144V42L147 41V38L145 39V36H144V35H145V34H144V33H145ZM2 32H0V33H2ZM18 32H19V31H18ZM31 32H32V33H31ZM34 32H35V33H34ZM41 32H42V34H41ZM45 32H46V33L49 32V35H48V34L45 35V34H44ZM59 32H60V37H59ZM76 32H77V33H76ZM80 32H81V33H80ZM101 32H102V33H101ZM170 32H171V33H170ZM187 32H186V33H187ZM7 33H8V34H7ZM25 33H27V34L25 35V36H27V37H25V40H23V38H24V34H25ZM36 33L39 34V35H37ZM69 33H70L71 35H70ZM74 33H75L76 36L74 35ZM82 33H83V34H82ZM104 33H105V34H104ZM131 33H132V35H131ZM133 33H134V34H137V35L134 36ZM138 33H139V34H138ZM30 34H31V35H30ZM68 34H69V35H68ZM77 34H78V35H77ZM98 34H99V36H98ZM108 34H107V35H108ZM117 34H118V36H117ZM151 34H152V35H151ZM167 34H168V33H167ZM175 34H173V35H174V36L176 37V39H177L178 36L175 35ZM16 35H19V36H18L19 39H17V36H16ZM41 35H42V36H41ZM62 35H63V36H62ZM100 35H101V37H100ZM122 35H121V36H122ZM138 35H140V36L142 35V36H141V39L139 38ZM28 36H29L30 38H29ZM34 36H35V38H34ZM47 36H48V37H47ZM56 36H57V37H56ZM61 36H62V37H61ZM65 36H66V37H65ZM67 36H68V38H67ZM70 36H71V38L74 37V36H75L76 38H78V37H79V38H78V40H77V39L74 37V38H72V40H71ZM133 36H134V37H133ZM143 36H144V38H143ZM151 36H153V37H151ZM161 36H162V37H161ZM174 36H173V38H174ZM182 36H183V35H182ZM182 36L179 37L178 39L180 40L181 38H183ZM43 37H44V38H43ZM104 37H106V38L103 39ZM136 37H137V38H136ZM7 38H8V39H7ZM57 38H58V39L61 38L60 40H61L62 42L59 41V40H57ZM134 38H135L136 40H135ZM142 38L144 39L143 41H138L139 39L142 40ZM160 38H161V39H160ZM27 39H30V40L28 41ZM31 39H32V40H31ZM34 39H35V40H34ZM47 39H48V40H47ZM50 39H51V40H50ZM62 39H63L64 41H63ZM67 39H68V40L70 39V40L67 41ZM86 39H87V40H86ZM100 39H101V40H100ZM106 39H107V41H106ZM152 39H153V40H152ZM18 40H19V41H18ZM38 40L40 41V43H39ZM53 40H54V41H53ZM65 40H66V41H65ZM76 40H77V44L75 43ZM81 40L83 41V43H82ZM103 40H104V41H103ZM173 40H174V39H173ZM26 41H27V42H26ZM71 41H73L74 45H73V43H72ZM74 41H75V42H74ZM105 41H106V42H105ZM165 41H166V42H165ZM187 41H188V40H187ZM187 41H186V42H187ZM6 42H7V43H6ZM19 42H20V43H19ZM28 42H29V43H28ZM43 42H45V43H43ZM46 42L49 43V44L47 45ZM80 42H81V43H80ZM86 42H87V43H86ZM113 42L115 43V45H113ZM139 42H140V43H139ZM155 42H156V41H155ZM186 42H185L184 44H182V43H181V44H182V45H186V44H187ZM4 43H5L6 46L4 45ZM23 43H24V44H23ZM36 43H37V44H36ZM42 43H43V44H42ZM63 43H65V44L68 45V46H66V45L64 46ZM69 43H70V44H69ZM130 43H132V44H130ZM138 43H139V44H138ZM166 43H167V44H166ZM30 44H31V45H30ZM39 44L43 45V46H42L43 48H42ZM50 44H51V47H50ZM61 44H62V45H61ZM75 44H76V45H75ZM79 44H80V46H81L82 48L79 46ZM87 44H89V47H91V48L88 47V48H89V49H88V48H87V46H88ZM136 44H137L138 46L140 45V47H138ZM165 44H166V45H165ZM23 45H24V46H23ZM37 45H39V47H38ZM85 45H87V46H85ZM99 45L101 46V48L98 47ZM104 45H105V46H104ZM135 45H136V48H135ZM148 45H147V46H148ZM179 45H180V44H179ZM9 46H10V47H9ZM18 46H19V47H18ZM20 46H21L23 49H22V48L20 49ZM27 46H28V47H27ZM44 46L46 47V51H47V52L44 51V50H45V49H44V48H45ZM47 46H49V47H47ZM72 46H73V47H78V48L80 47V49L76 48L75 51H74V48H73V50H71L70 48H71ZM106 46H107V48H105ZM110 46H111V47H110ZM142 46H144V47L142 48ZM35 47L37 48V50L35 49ZM56 47H57V48H56ZM66 47H67V48H66ZM125 47H127V48H125ZM162 47H163V46H162ZM171 47H175V46L172 45ZM179 47H180V49H181V45H180ZM179 47H178V48H179ZM12 48H13V49H12ZM18 48H19V49H18ZM25 48H27V49L25 50ZM30 48H31V49H30ZM33 48H34V49H33ZM86 48H87V49H86ZM114 48H115V49H114ZM117 48L119 49V51H117ZM150 48H151V49H150ZM178 48L176 49V52H177ZM2 49H3V48H2ZM43 49H44V50H43ZM57 49H58V50H57ZM82 49H84V50H82ZM94 49H95V50H94ZM104 49H105V50H104ZM106 49H107L108 51H106ZM111 49H112V50H111ZM122 49H126L127 51H126V50H122ZM129 49L133 50L135 53H134V52H133V53H132V52L130 53V52H129V51H130ZM192 49H193V48L191 47V50H192ZM15 50H16V51H15ZM18 50H19V51H18ZM23 50H25L26 52H25V53L22 52ZM28 50H29V52H31V54L33 53L35 57H36L38 54H40L41 52H42V53H41L42 55H38V56H37L38 58H35V57L33 56V54L30 55V53L28 52ZM32 50H33V51H32ZM65 50H66V51H65ZM67 50H69V51H67ZM70 50H71V51H70ZM78 50H80V51H78ZM86 50H90V51L87 52ZM98 50H99V52H98ZM100 50H101L102 52H101ZM128 50H129V51H128ZM135 50H136V51H135ZM148 50H149V52H150L151 50H152V51L149 53ZM161 50H162V49H161ZM161 50H160V48H159V50H158V51L160 52V54H162V51H161ZM227 50L229 51V49H227ZM34 51H35V53H34ZM36 51H37V52H36ZM38 51H40V52L38 53ZM61 51H62V52H61ZM91 51H92V53H90ZM105 51H106V52H105ZM110 51H111V54H112V51H115V53H117L116 56H115V58H114L115 60L112 59V56H111V54H110ZM138 51H139V52H138ZM224 51H226V50H224ZM19 52H20V53H19ZM21 52H22V53H21ZM79 52H80V53H79ZM83 52H84V56H83V54H82L83 57H81V53H83ZM108 52H109V53H108ZM122 52L124 53L123 56H121V55L123 54ZM125 52H126V55L128 54L129 56H132V55H134V56H132V58L129 57L128 55L125 57ZM140 52H141V54H140ZM144 52H146L147 55H146ZM36 53H37V54H36ZM47 53H48V54H47ZM51 53H52V55H51ZM57 53H58V54H57ZM68 53H69L70 55H68ZM77 53H79V55H78ZM85 53H86L87 56H90V55L92 54V55L90 56V59H88V57L85 55ZM88 53H89V54H88ZM101 53H102L103 55H101ZM118 53L121 54V55H119ZM143 53H144V54H143ZM148 53H149V54H148ZM228 53H229V52H228ZM24 54H25V57L28 55V57H26V58L28 59V62L26 61V58H25L24 56H23V57L21 56V55H24ZM53 54H54V55H53ZM72 54H73L74 57L71 56ZM104 54H105V55H104ZM108 54H109V55H108ZM130 54H131V55H130ZM225 54H226V53H224V55H225ZM2 55H3V57H2ZM43 55H44V59H43V57H42ZM47 55H48V56L50 55L51 57L49 56V59H48V56H47ZM65 55H66V57H65ZM95 55H97V56H102L103 59H100L101 61L99 60V62H97V61L95 62V60L97 59V58H96V59L94 58ZM117 55H118V56H117ZM138 55H140V57H139ZM142 55H143V57H144L145 59H144L143 57H141ZM144 55H145L146 57H145ZM149 55H150V57H149ZM30 56H31V57H30ZM39 56H40V58H39ZM76 56H77V57H76ZM92 56H94V57H92ZM97 56H96V57H97ZM119 56H120V57H119ZM147 56H148V57H147ZM173 56H175V54H174ZM29 57H30V58H33V57H34L33 60H34V59L38 60V61H36V60L34 61L35 66H34V64H33L32 59H30ZM46 57H47V60H48V61L46 60ZM55 57H56L57 59H58V58H59V59H58V60H57V59L55 60V59H54ZM110 57H111V59H110ZM122 57H123V59H121ZM134 57H136V59L139 60L140 62H144V64L147 63V64H145V65H147V68H146L147 70H145V66H144V64H143V63H138V61H137ZM138 57H139V58H138ZM221 57H222V56H221ZM13 58H14V57H13ZM67 58H68V59H67ZM71 58H72V60L76 59V61L74 60V62H73V61L71 60ZM78 58H79V60H80V63H79V61H78ZM85 58H86V59H85ZM92 58L95 59V60H93L94 63H93V61H92ZM108 58H109L110 61H108ZM129 58L132 59V60H130V61H133L134 59H135V60H134L133 62H129ZM140 58H141V59L143 58V60L141 61ZM148 58H149V60H148ZM151 58H152V59H151ZM20 59H19V61H21ZM42 59H43V60H42ZM50 59H53V60H50ZM60 59H61V60H60ZM66 59H67V60H66ZM83 59H85V60H83ZM104 59H106V61H105ZM118 59H119V60H118ZM120 59H121V60H120ZM126 59H127V60H126ZM150 59H151V60H150ZM153 59H154V60H153ZM218 59H219V58H218ZM224 59H225V58H223L222 60H224ZM10 60H12V58H11ZM29 60H30L31 62H30ZM62 60H63V61H62ZM81 60H82V62H81ZM88 60L91 61V62H88ZM102 60H104L105 62H104V61L102 62ZM112 60H114V61H112ZM123 60H126L127 62H126V61H123ZM152 60H153V61H156V63H153ZM219 60H220V63H221V59H219ZM225 60H227V59H225ZM41 61H42V62H41ZM49 61H51V64L49 63ZM115 61H116V62H115ZM135 61H136V62H135ZM147 61H148V62H147ZM8 62H9V63H8ZM24 62H27V64L24 63ZM46 62H47V63H46ZM52 62H54V63H52ZM56 62H57V63H56ZM71 62H72V63H71ZM83 62H84V63H83ZM87 62H88L89 64H91V66H89V64H87ZM100 62H101V63H100ZM106 62H108V63H106ZM114 62H115V66H116V67L114 66ZM118 62H119V63H118ZM121 62H123V65H124V66L122 65ZM128 62H129L130 64L132 63L131 65L135 64L136 67H134V66L132 67V66H131V68H132V69H134V68H138V70H137V69H135V70L137 71V73H138V72L140 73V75H139V73H138V75H139L140 77L137 76V74H136V72H135L134 70L129 69V67H130L129 65H130V64H129ZM149 62H152V63H153V64L150 63L151 65L154 66V68H152V69H153V73H154V70H155V69H156V71H157V73L155 72V73H156L155 75H153V74L151 75V72H152L151 67H152V66L150 65V67H149V65H148ZM172 62H173V60H172ZM172 62H171V64H172V66H173V63H175V62H173V63H172ZM218 62H219V61H218ZM223 62H224V61H223ZM223 62H222V64H223ZM229 62H231L230 66L227 64V62H226V63L224 62V64H227V65H228V66L225 65V67H226V68L229 67L231 70L235 69V68H233V66L235 65V63L233 62V64H232V61H229ZM229 62H228V63H229ZM5 63H8V64L11 65V66L6 65ZM18 63H19V65H20V62H17V66H18ZM28 63H29V64H28ZM31 63H32V64H31ZM45 63H46V64H45ZM48 63L50 64V66H49ZM58 63H59V66H57ZM96 63H99L98 66H99L100 68H99V67H98V68H99L100 70H102V72L97 71L98 69H96L95 67L93 68L92 65H93V64H96ZM103 63H104L105 65L108 64L107 67L104 68V67H103V66H104ZM117 63H118V64H117ZM120 63H121V65H119ZM124 63H126V64H124ZM167 63H168V64H167ZM36 64H37V65H36ZM43 64H44V65H43ZM54 64H56L55 66H57L58 68L54 67V66H53ZM66 64H68V65H67L68 67L65 66ZM70 64H71V65H70ZM80 64H81V66H80ZM83 64H84V65H83ZM85 64H87V65H85ZM100 64H102L103 66L100 65ZM109 64H110V65H109ZM116 64H117V65H116ZM128 64H129V65H128ZM136 64H137V65H136ZM222 64H220V65H222ZM3 65H4V66H3ZM12 65H13V66H12ZM42 65H43V67H42ZM60 65H62V66H60ZM69 65H70V66H69ZM73 65H74V66L76 65V67H74ZM78 65L80 66V68H79ZM118 65H119V67H118ZM139 65H140V66H139ZM155 65H156V66H155ZM0 66H1V65H0ZM32 66H33V69H32ZM36 66H37V67H36ZM44 66H48V67H44ZM52 66H53V67H52ZM71 66H73L72 68H73L74 70L77 68V70H76L75 72H79L80 77H81V75H82V76L84 75V76H83V79H84V80L81 79L82 77H81V78L78 77L79 74L75 75L76 77L74 76V74H76V73H75L72 69H70ZM77 66H78V67H77ZM86 66H87V67H86ZM101 66H102L103 68H101ZM108 66H109V67H108ZM110 66H113V68L110 67ZM128 66H129V67H128ZM160 66H161V65H160ZM185 66H188V65H185ZM185 66L183 67V66L181 65V67H182L183 69L185 68ZM196 66H197L196 68H198V70L201 68L200 65L198 66V65L196 64ZM223 66H224V65H223ZM3 67H4V68H3ZM60 67H61V68H60ZM62 67H63V69H62ZM90 67L92 68V71L90 70ZM117 67H118V68H117ZM121 67L124 68V71H125L126 68H127L126 70H129V71H126V72H124V73H125V75H128V76H130L131 78L128 77V76H126V77H128L129 79H127V78L125 79V77H124L125 75H122V74H123V71H122V68H121ZM143 67H144L145 72L142 70L143 72L141 73V69H143ZM169 67H170L172 70H171ZM190 67H191V66H190ZM190 67H189V69H190ZM212 67H214V66H212ZM215 67H216V66H215ZM215 67H214V69H212L213 71H216V70H215ZM225 67H223L225 70H223V71L220 72L221 76H222V73H224V71H226V68H225ZM234 67H235V66H234ZM29 68H30V69H29ZM43 68H44V69H43ZM48 68H49V69H48ZM54 68H56V69H58V70H56V69H54ZM82 68H83V69H82ZM106 68H109V69H107L108 71L106 70ZM166 68H165V69H166ZM204 68H205V67H204ZM220 68H222V66H220ZM223 68H222V69H223ZM229 68H228V69H229ZM232 68H233V69H232ZM6 69H5V70H6ZM11 69H15V70L10 71ZM31 69L34 70V71H33L34 73L32 72ZM35 69H36V70H35ZM39 69H40V70H39ZM46 69H48V70H46ZM61 69H62V72H63V70L66 71V70L68 69L67 72H69V73H68V74H67V73L64 74V72H65V71H64L63 74H61V73H62V72H61ZM95 69H96V70H95ZM103 69L106 70V72L103 71ZM112 69L115 70V71L113 70L115 73L112 72ZM116 69H117V71L121 69V71H118V72H117ZM139 69H140V71H139ZM168 69H169V70H168ZM201 69H202V68H201ZM205 69H206V68H205ZM222 69H221V70H222ZM230 69H229V70H230ZM25 70H26L28 73H31V72H32V76L34 77V80H33V77L31 78V75H30V74L27 75L28 73L23 72V76L21 75L22 71H25ZM28 70H29V71H28ZM38 70L41 72V74H40V72H39ZM42 70H43V71H42ZM44 70H45V73H47V74L49 73L48 71L50 70V72H53V73H49V75H50V74H52V75L54 74L55 77L58 76V75H59V76H60V75H62V76L64 75L63 77H59V76H58V77L56 78V79H57L56 82H57V83H60L61 88L64 90V88H67V87H68V84H67L66 82H69V81H70L69 83H71L70 85H72L71 87H72L73 89L78 88L79 90H77V91H79V92H81V93L84 91V92H83L84 94H83V93H82V94L80 93V94H81V97H82V96L84 97V100H83V98L81 99L80 94L77 93V91H75V90H72V89H71L70 91H74V94L77 95V97L80 98V101L78 100L79 98L75 97V95H74V97H73V99H72L70 96H68V95H69V94L67 93L68 91L65 92L66 90H65V91H62V90H61V91H60V96H59V97H60V98L63 97L62 99H63V101H65L66 104H65L63 101L61 102V100H59L60 98L58 97L57 100H59L60 102L55 103L56 100L54 101V98H52L51 101H49V102L47 101V104H48V103H50V104H48L49 106L47 105V107H46V103H45V102H46V98H45V97H40V99H38L39 96H38V95H35V94H37V93H35L36 90H37V88L40 87V86H37V87H36V85H40V81H39V80H40V79L42 80V76H41V75H42V72H43V74H45V73H44ZM70 70H72V71L70 72ZM84 70H85V71H84ZM87 70H88V71H87ZM89 70H90L91 72H90ZM160 70H163V71H160ZM186 70H187V69H186ZM192 70H193V68H191L190 71H192ZM202 70H203V69H202ZM206 70H207V69H206ZM9 71H10V73H12V74H14V75H12V74L10 75ZM18 71H19V69H18ZM57 71H58V72H57ZM80 71H81V72H80ZM96 71H97V72H96ZM110 71H111V72H110ZM131 71H133V72H131ZM147 71H148V73H147ZM149 71H150V72H149ZM164 71H165V73H164ZM184 71H185V70H184ZM13 72H14V73H13ZM73 72H74V73H73ZM103 72H104V74L102 75ZM107 72H110V73L108 74ZM116 72H117V73H116ZM120 72H121V73H120ZM127 72H129V73H127ZM187 72H189V71L187 70ZM187 72H185V74H187ZM204 72H206V71H204ZM6 73H7V75H6ZM38 73H39V74H38ZM58 73H60V74H58ZM72 73H73V74H72ZM81 73H82V74H81ZM83 73H84V74H83ZM89 73H90V74H89ZM91 73H92V74H91ZM106 73H107V74H106ZM113 73H114L115 76H117V75L119 74L118 77L124 79V80H125L124 83H125L126 81H128V82H126L125 84H124V83H121V82L119 81V80H121V79H119V78H118V80L116 81V77L114 78ZM126 73H127V74H126ZM131 73H132V74H131ZM144 73H145V75H144ZM146 73H147V75H146ZM149 73H150V74H149ZM212 73H215V75H217V76H213V78L215 77L216 79H220V80H221V83H222V78H221V76H220V77L218 76L219 72L216 71V72H212ZM217 73H218V74H217ZM25 74H26V75H25ZM47 74H45V77L47 76V79L44 78V81L46 82V80H47L48 83L46 82V83H45L46 85L43 86V88L49 90V88H50L51 85H52V86H53V85L55 86L56 84L53 83V82H50V81H51V80H50V77H49V75H47ZM55 74H56V75H55ZM88 74H89V75H88ZM98 74H99V75H98ZM116 74H117V75H116ZM159 74H161V75H159ZM171 74H172V73H171ZM220 74H219V75H220ZM9 75H10L11 77H12V76H13V77L11 78ZM36 75H37V76H36ZM39 75L41 76V78H40ZM66 75H67V76H66ZM90 75H91V76H90ZM96 75H98V77H96ZM100 75H102V78H103L104 80H102V78L100 77ZM142 75H143V76H142ZM164 75H165V77H164ZM225 75H226V74H225ZM3 76H4V75H3ZM26 76H28V77L30 76V77L28 78V77H26ZM50 76H51V75H50ZM70 76H72V77L70 78ZM106 76H107V78H106ZM109 76H110V78H108ZM145 76H148L149 78H151L152 81H151L148 77L146 78ZM154 76H156V77H154ZM160 76H162V77L160 78ZM168 76H171V75H168ZM258 76H259V75H258ZM9 77H10V78H9ZM37 77H38V79H37ZM43 77H44V76H43ZM66 77L68 78V80L66 79ZM77 77H78V79H74V78H77ZM91 77H92V78H91ZM93 77H95L96 79L93 78ZM99 77H100V78H99ZM104 77H105V78H104ZM112 77H113V78H112ZM123 77H124V78H123ZM135 77H136V78H135ZM141 77H143V79L146 78V80H147L149 83H150V81H151V83H152L153 81L156 80V81L153 82L152 84H154V83H155V85L158 84L157 87H155V85H153V87L158 88V90H155V89H154V90H155V93L152 94L151 91H153V90H152L153 87H151V88L148 89V88H147V84H148V82L146 83V80L141 79ZM158 77H159L160 79H159ZM210 77H211V79H212V74H210ZM217 77H219V78H217ZM23 78H25V80H24ZM39 78H40V79H39ZM62 78H65V79H66V82H62V81H65V79L62 80ZM69 78H70V80H69ZM111 78H112V79H111ZM152 78H153V79H152ZM189 78H191V77H188V80H189ZM215 78L213 79V81L216 83L218 80L216 81ZM11 79H12V80H11ZM26 79H27V81H26ZM29 79L32 80L33 82H31ZM45 79H46V80H45ZM90 79H91V80H90ZM108 79H109V80H108ZM110 79H111V82H110ZM136 79L138 80V82L140 81V83H141L140 86L142 85V86H141L142 89H143V86L145 87V90L143 89V92L146 93V95L148 94L146 97H150V96H149V93L151 92L150 95L152 94V96H153V97H150V98H152L151 100H150V99H146V97H144L145 95H144L143 97L145 98V100H147V102H148V101H151L150 103H151L152 105H151L149 102H148V103L150 104L149 106H148V104H145L146 101L143 100L144 98H143L142 96H140V95H139V96H140L139 99H138V100L136 99L137 96H138V95H137V91H138V94L140 93L139 90H135V87H134V85H133V84H136V83H137V82H136V83H133L134 81H137ZM139 79H140V80H139ZM157 79H158V80H157ZM168 79H169V80H168ZM3 80H2V81H3ZM6 80H7V81H6ZM48 80H50V81H48ZM58 80H59V81H58ZM73 80H74V82H73ZM80 80H81V81H80ZM85 80H86V81H85ZM96 80H98V83L96 82ZM114 80H115V84H116L117 82L120 84V87H119L120 89L118 88V85H119V84H118V85L116 84V87L114 86V83H113ZM132 80H133V81H132ZM165 80H166V81H165ZM188 80L186 79V81H185V82H187V84H188ZM2 81L0 80V83H1V84H2ZM29 81L31 82L30 84H28ZM79 81H80V83H83V82H84V83H83L84 85H81V84L79 83ZM88 81H89V82L91 81L90 84H89ZM99 81H100V82H99ZM102 81H107V83H106V82H102ZM108 81H109V82H108ZM112 81H113V82H112ZM129 81H130V82L132 81V82L130 83ZM141 81L144 82V83H142ZM169 81H170V82H169ZM27 82H28V83H27ZM36 82H37V84H36ZM156 82H157V84H156ZM171 82H172V83H171ZM33 83H35V86H34ZM49 83H53V84H49ZM63 83H65V84H63ZM74 83H75V84H74ZM78 83H79L82 87H84L86 84H88L86 87H87L88 89L90 88V90H88V89L85 87L86 89L83 90V88H81L82 90L80 91V87H81V86H80ZM145 83H146V85H145ZM223 83H224V86H225V83H227V81H226V82H223ZM233 83H234V82H232L231 84H233ZM62 84H63V85H62ZM94 84H95V85H94ZM98 84H99V85H98ZM103 84H104V86H106V87H104ZM130 84H131V86H129ZM164 84H165V85H164ZM166 84H169V85H166ZM170 84H171V86H170ZM172 84H175V85L173 86ZM176 84H177V85H176ZM234 84H235V83H234ZM9 85H11V86H9ZM28 85H30V86H28ZM31 85H32L33 88H35V89H32V86H31ZM64 85H65V86H64ZM66 85H67V86H66ZM76 85H78L79 87L77 86V87L74 88L73 86H76ZM93 85H94V86H93ZM97 85H98V86H97ZM108 85H109V86H108ZM110 85H111V86H110ZM122 85H123V87H122ZM132 85H133V88H130V87H132ZM136 85H137V84H136ZM159 85H161L163 88H162L161 86H159ZM7 86H9V87H7ZM23 86H22V87H23ZM48 86H49V87H48ZM92 86H93L94 91L92 90ZM113 86H114V87H113ZM126 86H128L129 88H127ZM172 86H173V88H172ZM26 87H27V88H26ZM29 87L33 90V92L30 90ZM95 87H96V88H95ZM100 87H101V88H100ZM111 87H112L113 89H112ZM169 87H170V89H169ZM237 87H238V86H237ZM237 87H235V88H237ZM7 88H8L9 90H8ZM97 88H98V89H97ZM102 88H103V89L105 88V90L102 91V90H103ZM115 88H116V89H115ZM123 88H124V89H123ZM15 89H16V88H15ZM27 89H29V91H28ZM95 89H97V90H95ZM106 89H108L107 92H106ZM110 89H112V90L115 89L114 91H115V92L117 91L116 94L119 96V97L116 96V98L121 99V100H122V98H123V101L126 100V99H128V98L126 97V95L124 94V93H127V92L129 91V90H127V89H130V91L135 90V91H132V93L135 92L134 95H136V96H134V95L132 94V102H133V101H134V102L132 103V102H129V101H128V103H126V101H127V100H126V101H125V104H126L127 106L125 105L126 107L124 106V107H125L124 109H123V106H122V105H123V103H122L123 101H121V100H118V101H116L115 103H117V102L119 103V101H120V105L122 104V105H121L122 108H121V106H119V104H115L116 106H115V105H112V104H113L112 102H113V100H114L115 97L113 98V96L111 97V95H114L115 92L113 93L112 90H111L112 93L109 92ZM162 89H163V90H162ZM166 89H167V90H166ZM168 89H169V90H168ZM173 89L176 90V91H175L176 93L173 91ZM25 90H26V91H25ZM87 90L90 91V92H92V93L90 94V92H89V93H88V92H85V91H87ZM91 90H92V91H91ZM120 90H122V91H120ZM123 90H124V91H123ZM126 90H127V92H126ZM146 90H148V92H146ZM165 90H166V92H165ZM185 90H186V89H185ZM208 90H209V89H208ZM22 91H21V92H22ZM96 91H97L98 93H96ZM100 91H101V93H102V92H105L104 95H103V94L101 95V93H99ZM118 91H119V92H118ZM160 91L163 92V94L165 93L167 96H170V95L173 94V97H172V96H170V97H172V99H174V97H176L175 100H173V102H175V101L177 100V101L175 102V105L179 106V108H180L182 111H185V112H186V116H187V118H185L184 121H183V118H182V120H179V121L181 122V123L179 122L180 124H179V123H173V122H172V120H174V121L177 122L178 119L176 120V118H177L176 116H174V117H176L175 119H174V117H173V118L170 120V123H169V122H164V121H163V120H164L163 117L167 116V113H166V112H160V111H159V108H160L159 106H160V105L162 106V103H161V102H158V104H160V105H158V107H156L155 105L153 106V104H155V102H156V101H155V102L152 103V101H154V95H156V92H157V95H158V94L160 93ZM168 91H169V92H168ZM230 91H231V93H233V92H232V91H233L232 89H231ZM230 91H229V92H230ZM30 92H31V94H30ZM61 92H62V94H61ZM64 92L68 94V95H67L68 97L65 96L66 94L64 95ZM75 92H76V93H75ZM93 92H95V93H93ZM108 92H109V94H108ZM120 92H121V93H120ZM153 92H154V91H153ZM192 92H193L192 94L196 93L195 91H192ZM222 92H223V91H222ZM18 93L20 94V96H21V95L24 96V97L27 96V98H28V97H29V98L31 97L32 99H31V98H30V99H27L26 102H25V100L22 101L23 99H26V98H24V97H20ZM85 93H87V95H86ZM119 93H120V94H119ZM217 93H218V90H217ZM219 93H220V92H219ZM223 93H224V92H223ZM225 93L228 95V92H225ZM225 93H224V94L221 93L220 99H223V98L227 99V95H225ZM16 94H17L18 96H17ZM29 94H30V95H29ZM32 94H34L33 96H34L35 98L31 96ZM89 94H90V96H89ZM93 94H94L96 97H95V96H92ZM116 94H115V95H116ZM127 94H128V93H127ZM163 94H162V95H163ZM178 94H181V96H179ZM197 94H198V93H196V95H197ZM213 94H214L216 97H217V96L219 97L218 94H215V93H213ZM15 95H16V96H15ZM63 95H64V96H63ZM97 95H99V96H97ZM105 95H107L108 97L105 96ZM115 95H114V96H115ZM122 95H123V96H122ZM166 95H164V96L166 97ZM194 95H195V94H194ZM222 95H224L223 98H222ZM233 95H234V93H233ZM239 95H241V94H239ZM2 96H0V98H1ZM37 96H38V98H37ZM61 96H62V97H61ZM103 96H105V97H103ZM133 96H134V97H133ZM160 96H161V93H160L159 97H160ZM210 96H211V94H210ZM225 96H226V97H225ZM4 97H6V96L4 95ZM8 97H9V96H8ZM8 97H7V98H8ZM16 97H17V98H16ZM69 97L71 98V100H70ZM91 97H92V99H91ZM93 97H94L95 99H93ZM99 97H100V98H99ZM102 97H103V98H102ZM106 97H107L108 99H107ZM121 97H122V98H121ZM124 97H125L126 99H124ZM135 97H136V98H135ZM193 97H194V96H193ZM196 97H197V96H196ZM213 97H214V96H211V98H213ZM218 97H217V99L220 100ZM20 98H23V99L20 100ZM36 98H37V99H36ZM56 98H57V97H56ZM65 98H66V100H65ZM67 98H68V99H67ZM74 98H77V99L74 100ZM86 98L95 101L94 103H93V101H90V102H89V103L91 104V105H90V104H89V105L92 106V107H87V106H89V105H88V101H86V100H87ZM112 98H113V99H112ZM134 98H135L136 100H135ZM141 98H142V100H141ZM182 98H183V99H182ZM214 98H215V97H214ZM214 98H213V101H210V102H211V107H213V109H215V111H216L217 109H219V107H223V106L225 107V104H226V103L223 102V103H222L223 106H222V105H221V102L219 101V103H220L219 105H221V106L218 107V104H216V106H217V109H216V107L213 106V104H214V102H215V100H216V99L214 100ZM43 99H45V100H43ZM96 99H98V100L102 99V100H101V101H98V100H96ZM110 99H111V100H110ZM158 99L160 100V98H157V96H156V99H155V100L158 101ZM179 99H180V100H179ZM181 99H182V101H181ZM190 99H191V101H192V100H195V101L198 100V101L200 102L199 97H198V99H197V98H196V99H192V97H190ZM29 100H30V101H29ZM32 100H33V101H32ZM38 100H39V104L42 102V103H41V104H42L41 106L38 104V102H37ZM40 100H42V101H40ZM68 100H70V102L73 103V104L71 105L70 102H69V104H68V102H67ZM105 100H106V101L108 100V101H107L108 103L105 102ZM140 100H141L142 102L144 101L143 103H144L147 107L145 106V108H144L143 103H142L141 106H140V104H139V102H141ZM166 100H167V99H166ZM178 100H179V101H178ZM218 100H216V101L218 102ZM223 100H224V99H223ZM31 101H32V102H31ZM34 101H35V102H34ZM44 101H45V102H44ZM78 101H79V102H78ZM85 101H86V102H85ZM97 101H98L99 104H100V102H101V104L98 105ZM109 101L111 102L112 107H116L117 109L119 108V110L116 111L117 113H116L115 111L110 110V109H112V108L107 109V108L110 107V106H109V105H110ZM135 101H136V102H135ZM138 101H139V102H138ZM160 101H161V100H160ZM163 101H165V100H163ZM15 102H16V103H15ZM27 102H29V103H27ZM75 102H77V104H78V103H79V104H82V103L85 102V105L82 104L83 107H81L80 105H77L76 107H74L73 105H75ZM166 102H167V101H166ZM177 102H178V103H181V105H179ZM199 102H197V103L199 104ZM13 103H14V104H13ZM26 103H27V104H26ZM31 103H32V104H31ZM44 103H45V104H44ZM52 103H53V104H52ZM63 103H64V104H63ZM86 103H87V104H86ZM103 103H104V104H103ZM156 103H157V102H156ZM215 103H216V102H215ZM24 104H26V105H24ZM37 104H38V105H37ZM57 104H58V105H57ZM92 104L94 105V107H93ZM95 104H96V105H95ZM102 104H103V105H102ZM133 104H135V105H133ZM136 104H137V105H136ZM198 104H197V105H198ZM12 105H11V107H12ZM63 105H64V106H63ZM97 105L100 106L99 109H98V106H97ZM117 105H118V106H117ZM163 105H164V103H163ZM183 105H185V109H183V108H184ZM15 106H14V107H15ZM42 106H44V110L46 109L45 111L42 109V108H43ZM54 106H53V107H54ZM58 106H59V107H58ZM72 106H73V107L76 109V111H78V112H76L74 108H70V107H72ZM79 106H80V110H77V108H78ZM101 106H102V107H101ZM103 106H106V107H104V108L107 109V111H106L105 109H103ZM107 106H108V107H107ZM129 106H130V107H129ZM142 106H143V107H142ZM181 106H182V107H181ZM16 107H15V108H16ZM34 107H35V108H34ZM55 107H54V108H55ZM86 107H87V108H90L93 112H94V111H96V112L93 113L90 109H86ZM128 107L131 108V109H132L133 107H136V109H138V110L140 109L139 112H138V110H137V112H138L139 114L141 113L140 115H143V114L145 113V111H147V112H148V115H150V116L152 115V116L149 117V116H147V113H145V114L143 115V118H144V124H143V123H142V124L140 123V125H139V123H137V122L135 123V119L132 118V119H133V121H132L131 118H129V113H131V112H133V111L130 110ZM141 107H142V108H141ZM149 107H150L151 109H149ZM152 107H153V108H152ZM197 107H198V106H197ZM214 107H215V108H214ZM37 108H38V109H37ZM69 108H70V109H69ZM143 108H144V109L147 108V110H144ZM155 108H156V109L158 108V110H155ZM161 108H162V107H161ZM205 108H206V106H205ZM24 109H23V111H24ZM34 109H36L37 111L34 110ZM73 109H74V111H73ZM78 109H79V108H78ZM81 109H82V111H81ZM122 109H123V110H126V112H129V113H126V112L124 111L125 114H123V116H122ZM136 109L133 108V110H136ZM163 109H164V108H163ZM163 109H161V110L163 111ZM196 109H198V108H196ZM203 109H204V108H203ZM223 109H225V108H223ZM20 110H22V107L19 108V111H20ZM87 110H88V111H87ZM99 110H100V111H99ZM101 110H102V111H101ZM103 110L106 111V112H104ZM109 110H110L112 113H111V112H108ZM120 110H121V115L118 114V112H119ZM143 110H144V112H142ZM149 110H151V111H149ZM153 110H154L155 112H153ZM41 111H42L43 113H42ZM70 111H73L74 113H73V112H70ZM86 111H87V112H86ZM89 111L91 112V114H90ZM130 111H131V112H130ZM156 111H157V112H156ZM164 111H166V110H164ZM188 111H190V112H188ZM203 111H204V110H203ZM203 111H201V112H203ZM219 111H220V112H219ZM221 111H223L222 108H220L218 111H216V113H217V114H220V113L222 114ZM20 112H21V111H20ZM36 112H37V114H36ZM38 112H39V114H38ZM79 112H80V113H79ZM85 112H86V113H85ZM98 112H100V113H98ZM114 112L116 113V115H115ZM124 112H123V113H124ZM137 112H136V113H137ZM191 112H194V113H191ZM71 113H72L73 115H71ZM77 113L82 114V115H83V118H80V117H82V115H79V114H77ZM88 113H89V116L87 115ZM105 113H108L107 115H109V116H107V118H105L106 116H105V117L103 116ZM150 113H152V114H150ZM190 113H191L192 115H191ZM21 114H22V113H21ZM75 114H76V115H79L80 117H79V116H77L78 118L75 117V116H74ZM84 114H86L88 117H86V115L84 116ZM93 114H94V115H93ZM127 114H128V115H127ZM157 114H158V116H157ZM163 114H164L165 116H163ZM202 114L204 115L205 113L203 112ZM37 115H38V116L40 115L41 118H42V117H43V118H42V119H41V118L39 119V118H37V117H38ZM46 115H47V116H46ZM62 115H63L64 117H63ZM97 115H98V116L100 115V116H99L100 118L97 117ZM105 115H106V114H105ZM112 115H114L115 117H119V118H118L119 121H118V120L115 121L116 124H118V125H117V127L115 128L114 133H112V131L110 130V126L112 125V123H115V122H114L115 118H114V116H112ZM124 115H126V117H125ZM159 115H161V116H159ZM194 115H195V114H194ZM35 116H36L37 120H36ZM40 116H39V117H40ZM53 116H52V119L54 118L53 121L56 120V122L54 121V124H53V126H52L51 129L54 128V131L52 130L51 133L45 131L46 133H44V134H46L47 136H48V134H49V136H51L52 138H51V137L48 138V137H45V136H42V135H41L42 140H43L42 144H45V141H46V140H47L48 142L46 141L47 143H46L45 146L42 145V147L44 146V148L41 147V150L44 149V151H41V150L39 151V153L42 152L43 155H42V153H41V154L38 153V155H37L36 157H34V158H36V161L38 160V162H36V161H35V162H32V165H31L30 162H29V160H26V159H32V158H28V157H31L30 155L33 154V153H31V152H32V148H35V145H32V143H29V149H28V150H31V152L28 153L29 155H28V154H27L26 156L23 155V157H25L24 159L20 158V159H19V162L17 161L18 156L20 155V157H21V153H18V152H17V150H19V149H15V150H14V151H15V154H14L13 158H16V157H17L16 159H14V161H17V162H13V163H12V162H6V163H3L4 165L2 164L3 166L1 165V166H2L1 168H2V169H6V170H7V168H9L10 166H14V168H13V167H10V168H13V169H16V167H17L18 169H19V167H22V168H20V170H25V169H27V168L29 167V169H27V172H30L31 169H33V170H31V171H34V170H35L33 173H34V174H37V175H34V174H33V175H34V178H33V176H32L33 179H31V178L29 177V178H30L29 181H30V180H35V182H33V181H31V182L35 183L36 186L38 185L37 190H42V189H43L42 187H39V185H41L42 182H41L40 184H38L40 181H42V179H40V178H41V175H40V177H39L38 173L40 174L41 170H47L46 168H45V169H44V168L42 169V167H46V165H45V166H41V165H44V163H45V164L48 163V167H50V168H48V167H47V168H48V170H50V171H51V168H54V169H55V168L57 167V171H56V170H55V172H54V171H51L52 173L50 172V174H54V173H58V172H59V173H58V174H59L58 178H59L61 175H63V178H64V177L66 176L65 173L68 171V170H65L66 167L69 166V165L67 164V163H68V162H67L68 160H66V159L64 160V158H67V159H68V154H69V153H68V150H69L68 148H69V146L66 144L67 142L64 143V145H65L64 149H65V150L67 149V150L65 151L64 149H62V152H63V155H64V153H65V154L68 153V154H66V156H63V155L61 156V157H62L61 160L67 162L66 164H65V162H63V161H62V162H61V161H59V162H55V161H54V159H55V155H52V154H56V151H55V150H57L55 147H53V146L56 145L57 140H58V139H56V135H55V134L58 133V138H59V137L62 135V134H60V133L63 132L62 129L64 130V132H66V130H68V131L70 132V130H69V128H68L69 125H66V124H70V123L72 124V121H69V122L67 121L68 123L65 122V123H66V124H65V123H64V120H63V121H62L63 123H61L60 118H59L58 116H57L58 118L53 117ZM67 116H68V115H67ZM101 116H103L104 118L101 117ZM145 116H147V117H145ZM162 116H163V117H162ZM186 116H185V117H186ZM188 116H189V118H188ZM204 116H205V115H204ZM204 116H203V117H204ZM111 117H112V118H111ZM154 117H155V118H154ZM159 117H160V118H159ZM193 117H194L195 119H193ZM198 117H199V116H198ZM198 117H197V119H200V118L203 119V117H202L201 115H200V118H198ZM205 117H206V116H205ZM33 118H34L37 122H35V120H34ZM55 118H56V119H55ZM75 118H77V120H76ZM86 118H87V119H86ZM156 118H157V119H156ZM261 118H262V117H260V119H261ZM29 119H31V120L29 121ZM32 119H33L34 121H33ZM38 119H39V120H38ZM44 119H45V121H44ZM90 119H91V120H90ZM103 119H104V120H103ZM111 119H112V120H111ZM166 119H167V118H166ZM166 119H165V121H167V120L169 121V119H167V120H166ZM180 119H181V117H180ZM204 119H205V118H204ZM262 119H263V118H262ZM262 119H261V120H258V119H257V120H256L257 123H258L259 121H262ZM16 120L19 121V118H17V119L14 118V122H15V123H16ZM40 120H41V121H40ZM42 120H43V122H42ZM58 120H59L60 122H58ZM65 120H66V119H65ZM71 120H73V119H71ZM74 120H73V121H74ZM93 120H94V121H93ZM99 120H100V121H99ZM102 120H103V121H102ZM109 120H110L111 122H110ZM130 120L132 121L133 124H132V123L130 124V122H131ZM157 120H158V121H157ZM160 120H161V121H160ZM20 121H21V119H20ZM97 121H99V123H97ZM101 121H102V122H101ZM108 121H109V123H108ZM129 121H130V122H129ZM145 121H146V122H145ZM147 121H148V123H147ZM197 121H198V122H197ZM39 122H40V123H39ZM57 122H58V123H57ZM81 122H82V123H81ZM83 122H84V124H83ZM86 122H89V123H86ZM91 122H95L96 125L98 124L97 127H99V124L102 123L101 126H102V128H104V129H102L101 127H100L101 129L98 128L99 130H97V128L95 129L96 125H95L94 123H91ZM100 122H101V123H100ZM161 122H162V123H161ZM183 122H184V123H183ZM185 122H186V123H185ZM187 122H188V123H187ZM196 122H197V123H196ZM80 123H81L82 125H81ZM106 123L108 124V126H107ZM160 123H161V124H160ZM2 124H3V121H0V127H1V128H0V132H2V131L4 132V130L6 129V128H5V127H6V124L4 123L3 126H2ZM90 124H91V125H90ZM93 124H94V126H93ZM103 124H104V125H103ZM156 124H157V125H156ZM162 124H163V125H162ZM192 124H191V125H192ZM29 125H30V124H29ZM35 125H36V124H35ZM55 125H56V126H55ZM58 125H59V126H58ZM121 125H122V126H121ZM133 125H134V127H133ZM147 125H148V127H147ZM155 125H156V126H155ZM159 125L161 126V130H160V126H159ZM186 125H187V126H186ZM197 125H199V127H198ZM12 126L16 127L15 124L12 125ZM24 126H26V125L23 124V129H25ZM27 126H28V125H27ZM27 126H26V128H27ZM42 126H43V127H42ZM60 126H61V127H60ZM62 126H63V127H62ZM87 126H88V127H87ZM105 126H106V127H105ZM153 126H154V127H153ZM172 126H173V127H172ZM2 127H3L4 130L2 129ZM59 127H60L61 129H60ZM66 127H67V128H66ZM69 127H70V126H69ZM93 127H94V128H93ZM108 127H109V128H108ZM130 127H131V128H130ZM144 127H145V129H144ZM243 127H244V126H243ZM40 128H41V129H40ZM55 128H57V129H55ZM65 128H66V129H65ZM148 128H149V129H148ZM163 128H164V129H163ZM194 128H193V129H194ZM1 129H2V131H1ZM27 129H28V128H27ZM42 129H43V130H42ZM51 129H50V131H51ZM59 129L61 130V132L59 131ZM136 129H137V130H136ZM174 129H175L176 131H174ZM241 129H242V128H241ZM7 130H8V128L6 129V131H7ZM46 130H47V129H46ZM57 130H58L59 132H58ZM85 130H82V131H85ZM90 130H91V131L93 130V131L90 132ZM159 130H160V131H159ZM187 130H188V128H187ZM243 130H245V129L243 128ZM243 130H242V131H243ZM253 130H254V129H253ZM255 130H256V128H255ZM28 131H29V129H28ZM28 131L25 129V132H26L25 135H28V134H29V133L27 134ZM56 131H57V132H56ZM110 131H111V132H110ZM156 131H157V132H156ZM173 131H174V132H173ZM242 131H241V133L244 134V135H243V136L241 135V138L243 137L245 140H247V139L249 140L248 137L245 138V137H246V136H245V132H246V131H245V132H244V131L242 132ZM102 132H103V133H102ZM175 132H176V133H175ZM177 132H178V133H177ZM23 133H24V130H23ZM43 133H42V134H43ZM52 133H55V134H54L55 139H54ZM120 133H121V134H120ZM156 133H159V135H156ZM160 133H161V134H160ZM173 133L176 134V135H175L176 137L174 136ZM179 133H180L181 135H179ZM220 133H222V132L220 131ZM44 134H43V135H44ZM59 134H60V136H59ZM123 134H124V136H122ZM162 134H163V135H162ZM166 134L168 135V138H167V135H166ZM193 134H194V133H193ZM246 134H247V133H246ZM262 134L264 135L263 132H262ZM99 135H100V139H99L100 142H99L98 149H96V148L94 147V144H95L96 138H98ZM170 135H171V136H170ZM263 135H262V136H263ZM69 136H70V135H68V136L66 137V141H68V144H70V142H71V141L69 142V140L72 139V138H70L71 136H70V137H69ZM150 136H151V137H150ZM163 136L166 137V138L163 139V138H162ZM177 136H178V137H177ZM244 136H245V137H244ZM44 137H45V138H44ZM68 137H69V138H68ZM93 137H94V138H93ZM131 137H132V138H131ZM179 137H180V139H178ZM47 138H48L49 140H48ZM109 138H110V140H109ZM154 138H156V139L154 140ZM157 138H158V139H157ZM160 138H162L163 140H161ZM169 138H170V140H171V139H172V140L170 141ZM176 138H177V139H176ZM50 139H51L52 142L50 141ZM53 139H54V140H53ZM93 139H94V140H93ZM112 139H113V140H112ZM134 139H135V140H134ZM137 139H138V140H137ZM174 139H175V140H174ZM82 140H83V139H82ZM132 140H133V141H132ZM160 140H161V141H160ZM242 140H243V139H242ZM245 140H244V141H245ZM262 140H263V139H262ZM49 141H50V143H49ZM55 141H56V143H55ZM106 141H109V142H106ZM131 141H132V143H130ZM164 141H165V142H164ZM180 141H181L182 143H181ZM219 141H222V140L219 139ZM263 141H264V140H263ZM53 142H54V143H53ZM83 142H84V141H83ZM83 142H82V143H83ZM117 142H118V143H117ZM134 142H135L136 144H135ZM148 142H150V143H148ZM48 143H49L50 145H49ZM58 143H59V141H58ZM58 143H57V145H58ZM71 143H72V142H71ZM109 143H111V145H109ZM153 143H154V144H153ZM169 143H170V144H169ZM179 143H180V146L182 145L181 147L179 146ZM186 143H187V142H186ZM220 143H221V142H220ZM220 143H219V144H220ZM33 144H34V142H33ZM47 144H48V145H47ZM54 144H55V145H54ZM129 144H131V146L133 145V149H134V150H133V153H132V154L134 155V156H133V160L129 158L130 156H129V153H128V150H127ZM134 144H135V146H134ZM219 144H218V145H219ZM222 144H223V143H222ZM57 145H56V146H57ZM70 145H71V144H70ZM72 145H73V143H72ZM92 145H93V147H92ZM112 145H113V146H112ZM139 145H140V146H139ZM141 145H142V146H141ZM205 145H206V146H205ZM208 145H211L210 142L208 143ZM212 145H213V144H212ZM218 145H216V149H217V150H218V148H217ZM48 146H49V148H48ZM51 146H52V147H51ZM114 146H115V147L117 146V147L115 148ZM119 146H121V147H119ZM160 146H161V147H160ZM192 146H193V147H192ZM225 146H226V147H225ZM248 146H249V144H248ZM248 146H247V145L244 146V150H245V151H243V152H248L247 155H246V157L248 156L249 151H251L250 153H254V152H255V151L252 152L254 149L251 150V149H252V148H251V147H252L251 145H250V147H249L250 150H249ZM45 147H47L48 149H45ZM67 147H68V148H67ZM72 147H73V148H72ZM109 147H110V150L108 149ZM111 147H112V148H111ZM139 147H141L142 149L139 148ZM156 147H157V148H156ZM170 147H172V148H170ZM176 147H177V148H176ZM203 147H204V149H203ZM246 147H247V148H246ZM50 148H53V150H54L55 153H54ZM75 148H76L77 150H79V151L75 150ZM93 148H94V149H93ZM175 148H176V149H175ZM181 148H182L184 151H183ZM100 149L103 151V152H102L103 154H101V155H99V153H101V150H100ZM115 149H116V151H115ZM120 149H121V150H120ZM124 149H125V150H124ZM155 149H156V150H155ZM157 149H158V150H157ZM187 149H188L189 151H188ZM210 149H211V148H210ZM214 149H215V148H214ZM247 149H248V151H246ZM21 150H22V149H21ZM45 150H46V151H45ZM47 150H48V151H47ZM63 150H64V151H63ZM81 150H82V153H81ZM107 150L111 152L110 154H112L113 151H114L115 153H113V154L110 156V154H107V153H106ZM179 150L181 151V153H180ZM33 151H34V149H33ZM50 151H52V152H50ZM57 151H58V150H57ZM122 151H125V152H123V153H125V154H123V153L121 154ZM182 151H183V152H182ZM211 151H212V154H213V151H214V150H211ZM211 151H210V153H211ZM224 151H225V152H224ZM261 151H263V148L261 149ZM34 152H35V151H34ZM76 152H77V153H76ZM78 152L80 153V155H81L82 157H81L80 155L78 156V154H79ZM83 152H84V153H83ZM118 152H119V153H118ZM126 152L128 153V155H127ZM218 152H219V153H218ZM222 152H224V153H222ZM226 152H228V153L225 155ZM238 152H239V151H238ZM50 153H51V154H50ZM182 153H183V154H182ZM44 154H47L48 156H47V155H44ZM106 154H107V155H106ZM114 154L116 155V158H115ZM142 154H143V155H142ZM186 154H188V155H186ZM189 154L192 156V158L190 157ZM192 154H193V155H192ZM222 154H224L225 157H224V155H222ZM228 154H229V155H228ZM39 155H40L41 157H40ZM103 155H104V156H103ZM108 155H109V157L106 158V156H108ZM117 155H119V156H117ZM130 155H131V154H130ZM140 155H141V156H140ZM227 155H228V157H230V158L226 157ZM46 156H47V157H46ZM49 156H51V157H49ZM121 156H122V157H121ZM127 156H128V157H127ZM138 156H139V157H138ZM166 156H167V157H166ZM220 156H223V157H220ZM44 157H45V158H44ZM52 157H53V158H52ZM78 157H79V159H78ZM80 157H81V158H80ZM83 157H84V159H83ZM86 157H88V158H87L88 160H86ZM112 157H113V158H112ZM117 157H118V158H117ZM135 157H136V158H135ZM169 157H170V158H169ZM202 157L204 158V159H203V160H204V164H203V162H200V161H199V159H201V161H202ZM209 157H210V158H209ZM219 157H220V158H219ZM248 157H249V156H248ZM39 158H44V159L48 158V159H46V160L43 159V161H46V162H47V160L50 161V160H49V158H50L51 161H50V162H47V163H46V162H44V163L41 162V163H40ZM111 158H112V159L115 158V160H116V159H117V160H118V159H119V160H122V158H124V160L127 161V162H123V163H122V162H111V161H112ZM221 158H223V159H221ZM225 158H227L228 160L225 159ZM236 158H237V159H236ZM256 158H257V157H256ZM94 159H95V158H94ZM103 159H104V160H103ZM127 159H129V160H127ZM137 159H138V160H137ZM165 159H166V160H165ZM170 159H171V160H170ZM189 159H190L191 161H190ZM214 159H217L216 162L214 161ZM218 159H219V160H218ZM224 159H225V160H224ZM229 159H230V160L233 159V160H231V161H234V159H235L236 164H235V162H231ZM21 160H23V163L21 162ZM24 160H25V162H24ZM40 160H41V159H40ZM84 160L88 162V165H85V164H84V163H86ZM130 160H132V161H130ZM134 160H136V162H135ZM144 160H145V161H144ZM177 160H178V161H177ZM205 160H208L207 164H205V163H206ZM222 160H223L224 162H222ZM41 161H42V160H41ZM52 161H53V163H52ZM104 161H105V162H104ZM138 161H139V162H138ZM152 161H153V162H152ZM161 161H162V162H161ZM170 161H171V163H169ZM209 161H214V162H211V163H212V165H211V163H210ZM20 162H21V163H20ZM83 162H84V163H83ZM110 162H111V163H110ZM131 162H132L133 164H132ZM217 162H218V163H217ZM229 162H230V163H229ZM8 163L10 164L9 167L6 166V165H8ZM35 163H36V164H38V163L40 164V169H39V167H38L39 164L37 165V167H35L36 165L33 166V164H35ZM55 163H58V164L55 165ZM72 163H73V162H72ZM81 163H82V164H81ZM89 163H90V164L93 163V164H92V167H94L95 165L98 166V167L96 168V166H95L94 168H92V167L90 168L91 165H90ZM99 163H100V164H99ZM108 163H110V164L113 165V167H112V171H110L112 165L110 166V164H108ZM113 163L115 164V167H116V168H114V164H113ZM116 163H117V164H116ZM134 163H135V165H134ZM136 163H137V164H136ZM201 163H202V164H201ZM220 163H221V164H220ZM228 163H229V164H228ZM233 163H234V164H233ZM240 163H241V162H240ZM247 163H248V164H246V165L244 164V165L246 166V168H247V170H248V168L250 169V166H251L252 163H251V164H250V162H247ZM12 164H13V165H12ZM20 164H21V166H20ZM23 164H25V166H26L27 168H25ZM28 164H29V165H28ZM52 164H53V165H52ZM69 164H70V162H69ZM86 164H87V163H86ZM208 164L211 165L210 167L214 166L215 168H216L218 165H213V164H219V165H221V166L223 165L222 167H224L225 169H224V168L222 169V168L219 166V167L221 168V169L219 168V169L221 170V172H219V170H218V172H219L220 174H221V173L224 174L225 171H226L227 169L231 171V169L234 167L232 170H234V173L237 172V174H234L233 171H232V176H229V175H227V173H225L224 175L228 176V178H227V177H224V176H223V177H224V178H227L226 181H227L228 183H224V184H228V185H227V187L224 185V189H221V191L219 192L220 189L218 190L217 188H220V185L222 184V181H221V183H219L220 181H216V175H217V173H216V175H214V177H213L212 171H215V170H212V169H213L214 167L211 168V169H209L210 167H209L208 169H204V166H206V167L209 166ZM226 164H228V165H226ZM231 164H232V165H231ZM237 164H238V165H237ZM249 164H250V165H249ZM59 165H60L61 167H58ZM62 165H63V166H62ZM78 165H79V166H78ZM81 165H84V166H86L87 168H86V167L84 168V166H81ZM101 165H102V166H101ZM105 165H107V167H106ZM117 165H118V166H117ZM127 165H128V166H127ZM130 165H131V166H130ZM202 165H203V166H202ZM224 165H225V166H224ZM244 165L241 164V166L245 167ZM4 166H5V168H4ZM32 166H33L34 168H33ZM64 166H65V167H64ZM119 166H120V167H119ZM140 166H141V168H140ZM178 166H179V167H178ZM201 166H202V168H201ZM228 166H229V167L232 166V168L229 169ZM247 166H248V167H247ZM104 167H105V168H104ZM109 167H110V169H109ZM117 167H118V168H117ZM206 167H205V168H206ZM226 167H227V169H226ZM1 168H0V169H1ZM23 168H24V169H23ZM81 168H82V169H81ZM83 168H84L85 170H83ZM88 168H90V170H89ZM100 168L105 169L106 172H104V170H101ZM123 168H124V169H123ZM129 168H130V170H129ZM217 168H218V167H217ZM217 168H216V169H217ZM240 168H242V167H240ZM262 168H263V166L261 167V169H262ZM2 169H1L0 173L3 171ZM38 169H39V170H38ZM54 169H52V170H54ZM62 169H63V170H62ZM86 169H87V170H86ZM96 169L100 170V173L97 172L98 170L96 171ZM113 169L115 170V173H116L115 175H114V174L112 175V172H114ZM118 169H120V170H118ZM159 169H160V170H159ZM202 169H204V170H202ZM238 169H239V167H238ZM238 169H237V170H238ZM6 170H4L3 173H1L3 177H6V176H4V172H5ZM48 170H47V173H48ZM94 170H95V171H94ZM139 170H141V171H139ZM150 170H152L153 172L150 171ZM161 170H163V171H162L163 173H161V174H163L164 176L161 175V174H158V171H161ZM181 170H183L184 172L181 171ZM222 170H223L224 172H222ZM228 170H227V172H228ZM239 170H240V169H239ZM241 170H242V169H241ZM244 170L247 171L246 169H244ZM37 171H38V173H37ZM39 171H40V172H39ZM132 171H134V172H132ZM138 171H139L140 173H137ZM154 171H155V172H154ZM180 171H181V172H180ZM186 171H187V172H186ZM206 171H207V172H206ZM208 171H209V172H208ZM216 171H217V170H216ZM230 171L228 172V174L231 175V172H230ZM242 171H243V170H242ZM103 172L106 173V175H104ZM108 172H109V173L111 172V173L109 174ZM119 172H120V173H119ZM121 172H123V173H121ZM125 172H127V173H125ZM166 172H167V173H166ZM239 172H241V171H239ZM30 173H31V172H30ZM95 173H99V174H95ZM107 173H108V174H107ZM134 173H135V174H134ZM143 173H144V174H143ZM145 173H147L148 176H149V175L151 176V177H150V181H149V177L147 176V177H148V178H147V177H146L147 174H145ZM149 173H151V174H149ZM154 173H156V174H155V176H157L156 178H155V177H154V178L152 177V174H154ZM186 173H187V174H186ZM190 173H191V174H190ZM200 173H201V174H200ZM205 173H206V174H205ZM241 173H242V172H241ZM245 173H246V172H245ZM50 174L48 173L47 175H50ZM102 174H103V177H102ZM122 174H123V175H122ZM125 174H126V175H125ZM157 174H158V175H157ZM180 174H181V175H180ZM185 174H186V176H185ZM233 174H234V175H233ZM242 174H244V173H242ZM5 175H6V174H5ZM54 175H55V174H54ZM94 175H93V176H94ZM97 175H98V177H97ZM107 175H108L109 179L107 178ZM119 175H121V176H119ZM127 175H128V176H127ZM160 175H161V176H160ZM190 175H191V176H190ZM202 175H203V176H202ZM204 175H206V176L204 177ZM237 175H238V176H237ZM55 176H56V175H55ZM55 176L53 177V175H52V177L55 178V179L57 180V178H56ZM83 176H85V175H83ZM93 176H92V178H93ZM126 176H127V177H126ZM133 176H135V177H133ZM153 176H154V175H153ZM168 176H169V177H168ZM176 176H178V177H176ZM179 176H180V177H179ZM187 176H188V178H185V177H187ZM221 176H222V175H221ZM221 176H219L220 179H221ZM242 176H243V175H242ZM49 177H51V176H48V178H49ZM61 177H62V176H61ZM69 177H71V178H70L71 181H70V180L67 181V179H66L65 184H68V183H70V182H73L72 180H74V179H73L74 176L72 177V176L70 175ZM104 177H105V178H104ZM110 177L113 178L115 182H119V180H120L119 178H121V180H123L124 178H126V180L124 179L123 181H120L119 184L117 183V184L115 185V182L113 181V179H111V180H112V181H111V180H110ZM142 177H144V178L142 179ZM166 177H168V178L166 179ZM182 177L184 178V180H183ZM210 177H211V179H212V178H213V179L215 178L214 181H210ZM48 178H47V179H48ZM53 178H51L52 180H49V179H48V180L50 181L49 183L54 184V185L57 184V186H58V185H61V183H60L59 181H58V183H59V184H58L57 181L55 182V181H54L55 179H53ZM65 178H66V177H65ZM65 178H64L63 180H61V178H59V179L61 180V182H62V181L64 182V181H65ZM101 178H103V180H104L103 182L101 181V180H102ZM106 178H107L110 182H109L108 180L105 181ZM115 178H116V179H115ZM127 178H128V180H127ZM129 178H132L133 181H132V179L129 181ZM134 178H136V179H135L136 181L134 180ZM137 178H139V179H138L139 181H140V179H141V181H140V182L137 181ZM162 178H163V179H162ZM202 178H203V179H202ZM204 178H206V179H204ZM237 178H236V179H237ZM6 179H7V178H6ZM117 179H118V181H116ZM145 179L147 180L148 183L146 182ZM152 179H153L154 181H156L157 183L154 182ZM160 179H161V180H160ZM165 179H166V180H165ZM171 179H172V180H171ZM198 179H199V181H198ZM217 179H219L218 176H217ZM220 179H219V180H220ZM232 179H235V178H232ZM37 180H39V181L37 182ZM48 180H47V181H48ZM143 180H145L146 183H144V185H140V183L142 184V181H143ZM176 180H177V181H176ZM195 180H196L197 182H196ZM202 180H205V181H202ZM29 181H28V182H29ZM51 181H52V182H51ZM69 181H70V182H69ZM107 181H108L109 183H107ZM125 181H128V182L124 183ZM151 181H152L153 183H156V184L151 183ZM160 181H161L162 183H161ZM215 181H216V182H215ZM226 181H225V182H226ZM53 182H55V183H53ZM112 182H114V183H112ZM121 182H122V183H121ZM138 182H139V185H138L139 187L137 186ZM159 182H160V183H159ZM186 182H187V183H186ZM200 182H201V183H200ZM214 182H215V183L218 182V184H220V185H218V184H214ZM29 183H30V182H29ZM83 183H84V182H83ZM130 183H131L133 186L136 185V186L139 188V190L144 189V186H145V189H144L145 192H144L143 195L146 194V196H142V195H140V194H139V190H138V188H137L136 186H135L136 188L133 187V186H129V185H131ZM134 183H135V184H134ZM136 183H137V184H136ZM149 183H151V185H153V186H152V187H149V185H150ZM183 183H184L185 185H184ZM190 183H191V184H190ZM197 183H199V184H197ZM62 184H64V183H62ZM74 184H76L75 181H74V183H73V186L76 187V185H74ZM103 184H104V185H103ZM111 184H112V187H113V188H111ZM113 184H114V185H113ZM125 184H126V185L129 184V185L126 187ZM147 184H149V185H147ZM166 184H167V186H168L169 189H170L169 192H167V190H166V188H165V187H166ZM189 184H190L191 187L188 186ZM202 184H204L205 187H206L207 185H210V188H208V186H207V188H208L209 190H208L207 188H205V189H203V191H202V188H204ZM205 184H206V185H205ZM109 185H110V186H109ZM119 185H122V186H119ZM151 185H150V186H151ZM154 185H155L156 187H155ZM157 185H158V186H157ZM161 185H162V186H161ZM163 185H165V186H163ZM169 185H170V186H169ZM173 185H174V186H173ZM192 185H193V187H192ZM194 185H195V186H194ZM201 185H202V186H201ZM214 185H216V187H217V188H216L217 191H215L216 189H215L214 191L217 192V193H221V195H219V197H217L218 199L216 198L217 200H213V198H215V196L218 195L217 193H215V192L213 191ZM232 185H233V187H232ZM237 185H238V184H237ZM51 186H52V185H51ZM124 186H125L126 188H125ZM185 186H186V187H185ZM221 186H222V185H221ZM230 186H231V187H230ZM49 187H50V186H49ZM114 187H115V188H114ZM128 187H131V188H128ZM140 187H143V188L140 189ZM146 187H147V188H146ZM157 187H158V188H157ZM163 187L165 188V190H166V192H167L168 194H166V192L164 191V188H163ZM183 187H184V188H183ZM188 187H189V188H192V189L195 188V189H193L194 192H192L193 190H191V189L189 190ZM235 187H236V186H235ZM39 188H41V189H39ZM67 188H71V189H72L73 187H67ZM109 188H111V189H109ZM122 188H123V189L125 188V189H128V190H131V189H132V190H131V192L127 191V193H126L124 190H122ZM151 188H152V191H151V190L149 191V189H151ZM155 188H156V191H157V192L155 191ZM187 188H188V190L191 192L192 195L190 194V192H187V190H185V189H187ZM197 188H198L199 190H201V191H199ZM211 188H212V189H211ZM238 188H239V189H238ZM74 189H75V188H73V190H74ZM105 189H104V190H105ZM135 189H136V190H135ZM158 189H159L160 193L158 192ZM162 189H163V191H162ZM167 189H168V188H167ZM171 189H172V190H171ZM175 189H176V190H175ZM177 189L180 190V191H178ZM206 189H207V192H208L209 194L211 193L210 196H209V194H207V192L205 191ZM225 189H226V190H225ZM228 189H229V191H227ZM240 189H241V190H240ZM43 190H44V189H43ZM66 190H67V189H66ZM68 190H69V189H68ZM107 190H108V191H107ZM109 190H110V191H109ZM121 190H122V192H120ZM133 190H135V192H134ZM146 190H147V191H146ZM153 190H154V191H153ZM174 190H175V195H177L178 198H177V197H175V198L173 197V195H174ZM222 190H223L224 192H226V193H223ZM16 191L19 192L18 190H16ZM117 191H119L120 194H121L122 196H121L120 194H117ZM137 191H138V194H137ZM161 191H162L163 193H161ZM204 191H205L206 193H205ZM209 191H210V192H209ZM212 191H213V193L216 194L215 196H213V198H212V195H213ZM230 191H231V193L228 194V192H230ZM233 191H234L237 195H239V194H241V193H245V195L243 194V195H244L243 197H244V200H246V202L248 201V203H247V204H245V203L243 204V202H242L243 200H240V199L243 198V197H242V196H241V197L238 196V197H239V198H238L237 195H236V197H237V198H236V197L234 196L235 194H234ZM17 192H16V193H17ZM43 192H44V191H42V193H43ZM96 192H97V193H96L95 196H97V194L100 193V192L98 193L97 190H96ZM106 192H107V193H106ZM119 192H118V193H119ZM123 192H124L126 195H124ZM133 192H134V193H133ZM146 192H148V194H147ZM151 192H152L153 196H150V195H151ZM172 192H173V195H171ZM177 192H179V193L177 194ZM198 192H200V194H199ZM232 192H233L234 195H231ZM19 193H20V192H19ZM19 193H17V194H19ZM42 193H41V191H40V193H39V191H38V194H40L41 196H42ZM45 193H46V192H44V194H45ZM66 193H67V194H66ZM66 193H65L66 195L71 194V193L68 192V191H67ZM128 193H133V194L131 195V194H128ZM182 193L185 194V195H183ZM188 193H189V194H188ZM246 193H247V194H246ZM36 194H37V193H36ZM65 194H63V195L65 196ZM101 194H102V193H101ZM127 194H128V195H127ZM135 194H136L137 196H139V197H137ZM158 194H159V195H158ZM169 194H170V196L173 197V200H172V201L175 200V202H174L175 205H174V203L171 201V202H172V203H171L172 206H171L170 204H168V206L170 205V207H171L172 209L174 208V212L177 211V209H179L181 212L183 211V213H181V212H179V210H178V216H179V213H181L182 215H185V216L187 215V217H189V214H192V215L195 214L194 216H196V215L198 214V212L196 211L194 205L197 206V205L199 204V202H201V203L198 205L199 208H198V207H196V208L199 209V211L202 210L203 212H202V211H201L202 213L199 212V215H197V217H199V216H200V217H201V216L204 217V215H205V216H206L207 218H209V219H207L206 217H204V218L202 217L201 220H202V223H203L204 225H203V226H202V225H199V227H198V223H199L198 220H199V219H198L197 217H196L197 219L194 217L195 219L192 220V222H193V225H192V223L190 224V223L188 222L187 217L185 218V219H187V222H185L186 220H181L180 217H177V214L175 215V213H174V214L172 213V215H170V214H164V215L161 216V217H160V215H159L158 217L155 216V215H154V212H152L153 209L155 208V206H158V207H159V205H160L159 202H160V201H161V204H162L163 202L165 203V201L167 200V199H165V198L168 197ZM187 194H188L189 196H187ZM203 194H204V195H203ZM223 194H224V195H223ZM45 195H46V194H45ZM99 195H100V194H99ZM99 195H98V196H99ZM113 195H114V194H113ZM118 195L120 196V198H119ZM130 195H131V196H130ZM148 195H149V197H148ZM161 195H163V196L161 197ZM165 195H166V197H165ZM196 195H197L198 197H199V196L201 197V195H203V196H202L201 198H199V200H198V197H197V198L195 197ZM222 195H223L224 197H222ZM241 195H242V194H241ZM106 196H105V197H106ZM111 196H112V195H111ZM134 196H135V198H134ZM141 196H142L141 200L143 199L142 201H143L144 203H143L142 201L140 202V200H139ZM155 196H156V197H155ZM157 196H158V198H157ZM159 196H160L161 198H160ZM179 196H180V197H179ZM193 196H194V197H193ZM230 196H233V197H230ZM61 197H62V199H61ZM61 197H60V200H63L64 197H63V196H61ZM117 197H118V199H117ZM127 197H128V198H127ZM152 197H153V198H152ZM181 197H183V198L185 197L184 200H182L183 198H181ZM187 197H189V198H188L189 200L186 199ZM190 197H191V198H190ZM204 197H205V198H204ZM221 197L224 198V199L226 198V200H222ZM247 197H249L250 199H248ZM114 198H115V197H114ZM130 198H131L132 200H131ZM133 198H134L135 200H139V201H138L139 204L143 203L144 206L147 205V206H146L147 208H149V207L152 208L151 206H153L156 202H158L159 205H156V204H157V203H156L153 209H150V208H149V209H147V210H146V207H144L145 209H144V208H143L144 210L142 209V212H143V213H142V212H141V208H142L141 206H142L143 204H141L137 209H136L135 207H132V205H133L132 203L134 202V199H133ZM138 198H139V199H138ZM159 198H160V199H159ZM180 198H181V201H180ZM202 198H203L204 200H202ZM210 198H212L211 201L209 200ZM233 198H235L234 201H233ZM42 199H43V198H42ZM106 199H107V200H106ZM106 199H105V202H106L107 204L105 203V205H106L105 210H106V214L108 215L109 212L107 213V211H108V209L110 210V208H107V207H109L111 204H112V207H113V203H114V202H113V201H112V202L109 201L110 199L108 200V197H106ZM156 199H157V200H156ZM164 199H165V200H164ZM168 199H169V197H168ZM190 199H192V200H190ZM194 199H195V200H194ZM205 199H206V200H205ZM236 199H239V200L236 201ZM22 200H23V199H22ZM47 200H49V199H47ZM47 200H46V198H45L44 201L42 200L41 203H43V202H46V203H47V202H48ZM118 200H119V201H118ZM120 200H121V201H120ZM159 200H160V201H159ZM176 200H177V202H176ZM193 200H194V201H193ZM196 200H198L199 202H197ZM218 200H219V201H218ZM221 200H222V201H221ZM231 200H232V201H231ZM0 201H1V199H0ZM23 201H24V200H23ZM153 201H154V202L156 201V202L153 203ZM179 201H180L181 204H183L184 202H186V204H183V205L181 206V208H180V205H177V206H176V204H179ZM182 201H184V202H182ZM192 201H193V202H192ZM195 201H196L197 203H195ZM220 201L222 202V204H221ZM230 201L233 202V203H236V204L228 203V202H230ZM238 201H239V202H238ZM240 201H241V202H240ZM1 202H2V201H1ZM1 202H0V203H1ZM109 202H111V203H109ZM118 202H120V203H118ZM135 202H136V201H135ZM138 202L136 203L137 205H138ZM187 202H188V203H187ZM189 202H191L192 205H191V203H189ZM213 202H214L215 204H213ZM216 202L219 203V204H216ZM115 203H114V205H115ZM122 203H121V204H122ZM128 203H130V202H128ZM211 203L213 204V206L211 205ZM227 203H228V204H227ZM44 204H45V203H43V205H44ZM121 204H120V206H121ZM187 204H188V206H186ZM220 204H221V205H220ZM226 204H227V205H226ZM232 204H233V205H232ZM241 204H242V205H241ZM60 205H61V203H60ZM150 205H151V206H150ZM205 205H206V206H205ZM207 205H208V206H207ZM217 205H220V206L218 207ZM228 205H229V206H228ZM236 205H237V206H236ZM243 205L245 206V208L247 207L246 209H248V211H251V212H248L247 210H244V211H245V212H243L244 214H243V213H240L241 210H240L239 208H240V207H243ZM248 205L251 206V207L249 206V208H251V210H249ZM46 206H47V205L45 204V209H48V206H47V208H46ZM120 206H119V207H120ZM122 206H123V204H122ZM122 206H121V207H122ZM148 206H149V207H148ZM160 206H161V205H160ZM162 206H163V205H162ZM174 206H175V207H174ZM178 206H179V208H178ZM183 206H184V207H183ZM185 206H186V207H185ZM189 206L191 207V209L189 208ZM192 206H194V208H193ZM22 207H23V206H22ZM59 207H60V206H59ZM112 207H111V208H112ZM117 207H116V208L114 207V208L117 209ZM170 207H169V208H170ZM205 207H207V209H206ZM212 207H213L214 209H213ZM217 207H218V208H217ZM227 207H228V208H227ZM229 207L232 208V209H231L232 211L229 209ZM130 208H128L127 213L130 212L131 210H134V209H130ZM160 208H162V207H160ZM160 208H159V209H160ZM183 208H185V209H183ZM187 208H189V209H187ZM200 208H201V209H200ZM203 208H205L207 211H205V209H203ZM245 208H241V209H245ZM22 209H25V208L23 207V208H21V210H22ZM26 209H27V208H26ZM115 209H114L113 213H115V215H117V214L119 213V214L117 215V217H118V216L121 214V212H122L123 209L121 210L120 208H118V209H117L118 211L115 210ZM119 209H120L121 211H120ZM172 209H171V210H172ZM175 209H176V210H175ZM182 209H183V210H182ZM208 209H209V212H210V211L213 212L215 209H216L218 212L215 211V212H213V213H210V215H209ZM252 209H253V211H252ZM11 210H12V209H11ZM11 210L9 211V213H12V214H13V212H12L13 210H12V211H11ZM83 210L85 211L84 208H83ZM129 210H130V211H129ZM145 210H146V211H145ZM151 210H152V211H151ZM154 210H155V209H154ZM169 210H170V209H168V211H169ZM171 210H170V212H171ZM186 210H188V211H191V210H192V211L189 212V214H188V213H185ZM193 210L196 211L197 214H196L195 212H193ZM221 210H222L223 212L230 213L231 215L234 214L233 216H231L232 219L230 218L232 221L227 222L226 219H228V218H225V217H226V213L221 212ZM254 210H255V211H254ZM23 211H24V210H22L21 212H23ZM26 211H27V210H26ZM26 211H24V212H26ZM137 211H138V210H137ZM147 211H148V212H147ZM149 211H150V212H149ZM188 211H186V212H188ZM229 211H230V212H229ZM246 211H247L248 213H247ZM19 212H20V210H19ZM21 212H20V213H21ZM117 212H118V213H117ZM145 212H147L148 215H150L151 213L153 214V215H152V216H153V217H152V220H151V219H147V218H148V217H147L148 215H146ZM157 212H158V211H156L155 214H156ZM219 212H221V213H219ZM231 212H232L233 214H232ZM234 212H235V213H234ZM241 212H242V211H241ZM254 212H256V213H254ZM113 213H112V214H113ZM130 213H134V211H132V212H130ZM130 213H129V214H130ZM158 213H160V210H159ZM184 213H185V214H184ZM216 213H217V214H216ZM250 213H251L252 215H251ZM253 213H254V215H253ZM14 214H15V213H14ZM27 214H28V213H27ZM144 214H145V215H144ZM211 214H212V216H211ZM213 214H215V215L213 216ZM224 214H225V216H223ZM235 214H236L237 216H236ZM242 214H243V215H242ZM249 214H250V215H249ZM256 214H257V215H256ZM22 215H23V214H22ZM22 215H21V216H22ZM54 215L56 216L55 213H54ZM90 215H91V214H90ZM107 215H106V216H107ZM140 215H139V216H140ZM143 215H144V216H143ZM156 215H157V214H156ZM174 215H175V217H173ZM17 216H18V215H16V216L14 215V218H13L12 216L9 217V218H12L11 220L18 219V221H19V218H18L19 216H18V217H17ZM21 216H20V217H21ZM94 216H96V218H97V217H98V213L92 215L93 218H94ZM106 216L104 215L105 218H106ZM131 216H132V214H130L129 216H127V219H129V220H130V219H131V220L133 219L134 221H138V222H135V223H136V226H139V227H140V224H143V223H141L142 220L140 221V217H139V216H138V218H136L137 216H134V218H133V216H132V218H130ZM167 216H168V218H167ZM208 216H210V217H208ZM217 216H218V218H217ZM221 216H222L223 218H222ZM234 216H235V217H234ZM243 216L245 217V219H246V216H247V219H246V220H247L248 222H250V223L246 222V220H244V218H242ZM254 216H255V217H254ZM112 217H114V220L117 221L118 218H116V216H112ZM145 217H146V219H145ZM159 217H160V219H161V218H165L166 222L164 221V222H160V224H157L156 222L159 223V220H158ZM169 217H171L172 220H175V221H174V224L176 223V224H177V227H178V226L180 227V225H181V227H183V230H182V228H181L182 232H181L179 229H177V227H176L175 229L178 230V231L174 230L176 233H173L174 231H172V232L170 233V231H171V230H170V227H171V226L169 225L168 222H171V221H170L171 219H170ZM176 217H177V219H176ZM182 217H183V216H182ZM212 217H213V218H212ZM236 217H237V218H236ZM239 217H240V218H239ZM249 217L251 218V220H252V219H254V220L250 221V218H249ZM252 217H253V218H252ZM96 218H95V219H96ZM115 218H116V219H115ZM135 218L138 219V220H136ZM166 218H167V219H166ZM178 218H179V220H178ZM205 218H206L207 220H209V221H207L208 226L211 227V225L215 224V226L217 227V228L215 227V230H216V231H219V232L221 231L222 235H221V233H219V232H215V231H214V227L211 228V230L213 229L212 232L209 230L210 227H205V226H207V223H206L205 221H204L205 223L203 222V220H205ZM221 218H222V219H221ZM224 218H225V219H224ZM156 219H157V220H156ZM169 219H170V220H169ZM218 219H221V221H219ZM223 219L225 220V224H227V225H225L224 228H222V227L224 226V220H223ZM230 219H228V220H230ZM234 219H235V221H234ZM237 219H241V220H237ZM87 220H88L87 223L89 222L88 224H90V222H92L89 218H87ZM111 220L114 221L113 219H111ZM119 220H120V219H119ZM121 220H122V219H121ZM133 220H132V221H133ZM145 220H146V222H147V221H149V222L146 223ZM161 220H162V219H161ZM168 220H169V221H168ZM195 220H197L196 223L194 222ZM222 220H223V221H222ZM15 221H16V220H15ZM143 221H142V222H143ZM150 221H151V222H150ZM152 221H153V222H152ZM167 221H168V222H167ZM240 221H241V222H240ZM256 221H257V219H256ZM50 222H51V223H50ZM50 222H49V224H52V220H51ZM119 222H121V221H119ZM139 222H140V223H139ZM178 222H179V223H178ZM184 222L187 223L188 228L186 227V224H185ZM197 222H198V223H197ZM226 222H227V223H226ZM235 222H236V223H235ZM237 222H238V223H237ZM18 223H19V222H18ZM126 223H127V224L129 223V225H130V224H131V221H128V220H127ZM135 223H134V225H135ZM137 223H138L139 225H138ZM217 223H218V224H217ZM228 223L230 224V227L228 226V225H229ZM231 223H234L233 225L236 224V226H237V227L235 226V230L233 229V230H234L233 238H236V240H235V239H234V240H233V239H230V240H232V241H229V238H231V237L229 236V232H228V236H229V238H228V236H227V231H230V230H229V229L227 230L226 228H227V227H228V228H231V225H232ZM241 223H242V224H241ZM127 224H125L126 229H127V227H128L127 230H129V229H132V230H133V234H132V230H129V237L134 238V236H135L134 234H137V231L135 232L134 230H138L139 227H136V229H135V228H133L134 225H133V227L130 225L131 228H129L130 226H128ZM178 224H179V225H178ZM199 224H200V223H199ZM238 224H239L240 227H242V229L245 230V231L243 232L244 234L242 233V231H240V228H239ZM247 224H248V225H247ZM252 224H254V225H252ZM157 225H159V226H157ZM191 225L193 226V230H191V228H192ZM195 225H197V226H195ZM244 225H245V226H244ZM246 225H247V226H246ZM107 226H108V225H107ZM107 226H105L107 229H104V230L107 231L108 234H110L109 231H108V227H107ZM168 226H169V228H168ZM175 226H176V225H175ZM194 226H195V229H194ZM218 226L220 227V229H221V228H222V229L220 230ZM258 226H259V227H258ZM158 227H159V228H158ZM163 227H164V229H163ZM166 227L168 228L167 231L165 230ZM185 227H186V228H185ZM189 227H190V228H189ZM196 227H198L199 230H198ZM201 227H202V228L204 227L205 229L208 228V229H206L207 232H205L206 230L203 231V229H202ZM249 227H250V228H249ZM87 228H90V227H87ZM167 228H166V229H167ZM236 228H237V229H236ZM253 228H255L257 231H259L260 234L257 232V233H258V235H257V233L253 231V230H254ZM148 229H149V228H148ZM148 229H147V230H148ZM157 229H159V230H157ZM160 229H163V231H165V232H163V231L160 230ZM189 229H190V230H189ZM218 229H219V230H218ZM242 229H241V230H242ZM246 229H247V230H246ZM248 229H249V232H248ZM147 230L144 231L143 234H142L141 231H140V232L138 231V232L140 233V235L142 234V240L144 241V242L141 241V243L143 242V246H140L141 243H139V242L137 241V242L139 243V250L141 249L140 247H142V250H144V249H150V248L152 249V248H153V246L151 247V245L146 244L147 242H146V240H144L145 237H147V236H148V233H149V232H148L149 230H148V231H147ZM185 230H186V231H185ZM188 230H189V232H188ZM195 230H196V231H195ZM197 230H198V231L201 230V231L198 232ZM208 230H209V231H208ZM250 230H251V231H250ZM256 230H255V231H256ZM262 230H263V233H262ZM88 231H89V232H88ZM98 231H99V230H98ZM160 231H162V232H160ZM190 231H191V232H190ZM213 231H214V232H213ZM252 231H253V232H252ZM130 232H131V234H130ZM134 232H135V233H134ZM146 232H148V233H147V234H144V233H146ZM153 232H152L151 234H153ZM166 232H168V234H167ZM193 232H194V233H193ZM197 232H198V233H197ZM203 232H205V234H204ZM49 233H50V234H49ZM87 233H89L90 236H89ZM160 233H162V234H160ZM164 233H166V236H165ZM192 233H193V234L197 233L196 236H195V239H193V236H194V235H193ZM199 233H201L202 235L200 236ZM207 233H208V234H207ZM213 233H219V234H216V235H217L218 237H219V235H221V238L223 237V239H225L224 243H223V240H222L221 238H220V239L218 238L221 242H217V243H219V244L216 243L217 245H216V244H213V243H212V240H214L215 238H217V236H214L215 234H213ZM240 233H241V234H240ZM255 233H256V235H254ZM48 234H49L48 237H51L52 232H48ZM96 234H97V232H96L95 230L92 231V232H90V229H87L86 232H85V230H84V237H85V238H84V242H85V243H88L87 241H90V240H92V239L97 238L96 236H97L98 234H97V235H96ZM149 234H150V233H149ZM163 234H164V235H163ZM171 234H174V235H171ZM203 234H204L205 236H204ZM209 234H210V235H209ZM242 234H243L244 236H243ZM91 235H92V236H91ZM95 235H96V236H95ZM105 235H107V233H105L104 236H105ZM140 235L137 234V236H135V241L139 239L138 237H139ZM145 235H146V236H145ZM179 235H180V234H179ZM192 235H193V236H192ZM198 235H199V236H198ZM208 235H209V236H208ZM241 235H242V236H241ZM251 235H252V239H251ZM127 236H128V234L126 235V237H127ZM132 236H133V237H132ZM212 236L215 237V238L213 239ZM234 236H235V237H234ZM247 236H248V237H247ZM258 236H259V237H258ZM126 237H125V240L128 239V237H127V238H126ZM136 237H137V238H136ZM174 237H175V236H174ZM179 237H180V236H177V237H175V238H179ZM241 237H243V238H242V239H239V238H241ZM253 237H254L255 239H254ZM256 237H257V238H256ZM88 238H89V239H88ZM207 238H208V239H207ZM249 238H250V239H249ZM261 238H262L263 240H262ZM75 239H76V241H74L73 244H75V243L77 242V238H75ZM75 239H74V240H75ZM85 239H86V240H85ZM162 239H160V240H162ZM238 239H239V241H237ZM245 239H249V240L246 241ZM253 239H254V240H253ZM258 239H259V240H258ZM132 240H133V239H132ZM132 240H131V245H132L133 242H134V241H132ZM160 240H159V241H160ZM192 240H193L194 242H193ZM196 240H198L197 242H199V243H197ZM244 240H245V243H244ZM255 240H256V241H255ZM260 240H261V241H260ZM71 241L73 242V239L70 240V242H71ZM127 241H129V240H127ZM201 241H202V244L204 243V245H200V244H201ZM227 241H228V242H227ZM234 241H235V242L237 241V243L239 242L240 244H241V243H242V244L240 245V244L238 243L237 245H235V244H234ZM240 241H243V242H240ZM248 241H249V242H248ZM251 241H253L252 243H254V244H251V243H250ZM254 241H255V242H254ZM129 242H130V241H129ZM137 242H136V243H137ZM246 242H247V243H246ZM260 242H261V243H260ZM77 243H78V242H77ZM77 243H76V245H77ZM110 243H111V242H110ZM162 243H163V242H162ZM192 243H193V244H192ZM195 243H197V244H195ZM225 243H226V246H224ZM229 243H230L231 245H230ZM71 244H72V243H71ZM97 244L99 245V243H97ZM97 244H96V245H97ZM145 244L148 245V246H146ZM175 244H176V243H175ZM175 244H174V245H175ZM179 244H180V243H179ZM221 244H222V245H221ZM245 244H246V245H245ZM247 244H251V246H250V245H247ZM78 245H79V243H78ZM100 245L104 246L103 243H102V244L100 243ZM100 245L98 246V248H97V246L94 247L95 251H96V248H97V251H99L98 249H100V248L102 249V248H103V247H100ZM107 245H108V244H107ZM109 245H110V246H109ZM109 245H108V246H109L110 248L107 246V249L109 248V250L112 251L113 248L111 247V245H113V243H112V244H109ZM129 245H130V243H129ZM160 245H161V244H160ZM162 245H163V244H162ZM229 245H230V246H229ZM232 245H233V246H232ZM252 245H253V246H252ZM154 246H155V245H154ZM176 246H178V244H176ZM179 246H180V245H179ZM205 246H206V247H205ZM209 246H210V247H209ZM234 246H235V247H234ZM77 247H79V246H77ZM104 247H105V246H104ZM122 247H123V246H122ZM162 247H164V246H162ZM240 247H241V248H240ZM243 247H244V248H243ZM247 247H248V248H247ZM263 247H264V246H263ZM155 248H156V246L154 247V249H155ZM165 248H164L165 253H166V254L168 253V254H167L168 256H169V255L172 256V255H173V252L171 251V249H166V250H165ZM174 248H176V247H174ZM177 248H180V247H177ZM242 248H243V249H242ZM252 248H253V249H252ZM101 249H100V250H101ZM107 249H106V247H105V250H106V251H107ZM123 249H124V250H123ZM123 249L120 250V248H119L120 251H124V252H122L123 254L121 253L122 256L125 255V254H124V253H126L125 250H127V253H128V250L130 249V247L128 248V245L125 244V247H124ZM154 249H153V250H154ZM201 249H202V250H201ZM105 250L102 249L101 251L104 252ZM153 250H152V252H153ZM155 250H156V249H155ZM155 250H154V251H155ZM196 250H197V253L199 252V253H198L199 256L197 255ZM203 250H204V251H203ZM217 250H218V251H217ZM240 250H241V252H240ZM247 250H250V251H249V252H246ZM97 251H96V252H97ZM117 251H118V250H116V252H117ZM120 251H119V252H120ZM140 251H141V250H140ZM150 251H151V250H150ZM164 251H163V250H162V251H159V252L157 251L156 255H157L158 253H159V255L161 254V257L164 258V260H165L166 257H164V256H165ZM188 251H189V250H188ZM191 251H192V253H193V252L195 253L194 256H193V254H192V256H193V257L198 256V258H197V257H196V258H193L192 256H190V255H191V254H190ZM200 251L206 252L207 254H205V253H203V252H202V254H200ZM210 251H211V252H210ZM252 251H253L254 253H253ZM99 252H100V251H99ZM99 252H97V253H99ZM102 252H101V253H102ZM155 252H156V251H155ZM162 252H163V255H162ZM208 252H209V253H208ZM231 252H232V253H231ZM239 252H240V253H239ZM243 252H244V253L246 252V254H248L249 256L247 255V258H246V257H245L246 255H245ZM250 252H252L253 254L250 253ZM255 252H256V253H255ZM237 253H239V254H237ZM241 253H242V255H241ZM181 254L183 255V253H181ZM181 254H180V257H178V259H180V258L182 257ZM203 254H204V255H203ZM236 254H237V255H236ZM243 254H244V257H243ZM250 254H251V255H250ZM258 254H260V255H259L260 257L258 256L259 261H258L257 258H256V256H257ZM156 255H155V253H154L153 256L155 257ZM159 255H158V256H159ZM184 255H185V254H184ZM200 255H201V259H199V258H200ZM125 256H126V255H125ZM125 256H124V257H125ZM168 256H167V257H168ZM170 256H169V257H170ZM187 256H189V257H187ZM235 256H236V258H238L239 256H240V257H239L238 259H236ZM156 257H157V256H156ZM134 258L138 260V257H137V256H136V257L134 256ZM162 258H161V260H163ZM73 259L78 261V260H79V257L76 258L75 256H73ZM99 259L102 260V258H99ZM154 259H155V258H154ZM182 259L185 260V257L183 256ZM182 259H181V261H182ZM198 259H199V260H198ZM241 259H242V260H241ZM80 260H81V258H80ZM148 260L151 261L150 259H148ZM152 260H153V259H152ZM164 260H163V261H164ZM196 260H197V261H196ZM238 260H240V261H238ZM97 261H99V260L97 259ZM163 261H162V263H163ZM190 261H191V263H190ZM108 262H109V261H107V262L105 261V264H107ZM111 262H113V260H111L109 263H111ZM182 262H183V261H182ZM185 262H183V263L185 264ZM219 262H220V263H219ZM231 262H232V263H231ZM257 262H258V263H257ZM262 262H263V263H262ZM77 264H81V263L78 262ZM111 264H112V263H111ZM159 264H160V263H159ZM163 264H164V263H163ZM177 264H179V263H177Z\"/></svg>",
  "mask_w": 264,
  "mask_h": 264
}]
</instances>
